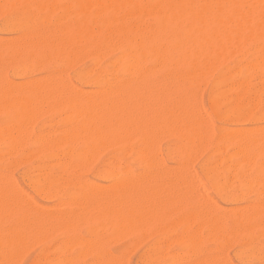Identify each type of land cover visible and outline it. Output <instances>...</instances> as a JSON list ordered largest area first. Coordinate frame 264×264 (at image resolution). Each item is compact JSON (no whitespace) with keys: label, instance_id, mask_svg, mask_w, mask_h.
Listing matches in <instances>:
<instances>
[{"label":"rangeland","instance_id":"374dc122","mask_svg":"<svg viewBox=\"0 0 264 264\" xmlns=\"http://www.w3.org/2000/svg\"><path fill=\"white\" fill-rule=\"evenodd\" d=\"M7 1V2H6ZM23 1V2H22ZM36 1H38V2H36ZM42 1V2H41ZM48 1V2H47ZM76 1V2H75ZM75 1H73V0H53L52 2L50 1V0H0V12H1V14H2V16L0 15V42H1V44H2V42H4L3 43V45L5 44V42H7V43H9L8 45H7V43L5 44V46H3V45H1L0 44V59H2V60H0V84L1 83H3V84H1L0 85V88H6V86H8V87H10V88H12V87H14V90H13V88L11 89V90H13L12 92H13V94H12V92L10 91V89L7 87L6 89H5V91L3 92V90L2 89H0V90H2V91H0L1 93L3 92V94H2V97L4 98L5 96H6V99H9V101L11 100V98H13L12 96L10 97V98H7V95H8V97L12 94V95H15L14 93L16 92V94H17V96L19 97V100L20 99H22L23 97H24V99L27 97L29 100L31 99H34V96H35V94H34V92H36V91H32V90H30V94H31V92H33V94H31L32 95V97H31V95L29 96V89L28 90H26L27 88H29L30 86L28 85L27 86V88L26 87H23V86H21V82H22V84H25V82H29V81H33V83H34V81L36 82H40V81H43V80H45V82H44V84L41 82V84L42 85H44V87L46 86V85H48L47 87H49V84H52L53 83V81L55 82L54 84H56V79H61L62 80V78L64 79L63 81H62V83L64 82V83H67V87L69 86V84L68 83H71L70 85H73L74 86V89L76 90V91H81L82 89H86V90H89V91H95V90H98L99 88H102V84L103 83H101V82H103L102 81V74L104 75L103 77H105L106 78V80H108L109 82H114L115 80H114V78H112L115 74V76L114 77H116V76H118L119 75V73H117L115 70H114V68H110V67H114L115 66V63H113L112 62V64H114V65H111V61H114L115 62V57H118L119 56V59L118 60H120V58H122L123 57V52H124V50H122V48L119 46V43L114 39L116 36H114L115 34H113V33H115L114 31H113V29L111 30L110 29V27L107 29L109 32H110V34L108 35L109 37H111L110 39H109V42H108V44L106 45V47H108V48H103L104 50H101V52L99 51V54H98V52H97V50L95 49V47H93L94 45H93V43H91L88 39H87V36H84V34H86L87 35V30L88 29H90L91 30V28H92V30L93 31H98V27H96L95 26V24H94V22L93 21H89V20H87L86 18V16H85V13H84V6L81 4V1L79 0L78 2H77V0H75ZM143 1H146V2H149V1H151V0H143ZM237 1V0H236ZM240 1V0H239ZM243 1V0H242ZM263 1V0H262ZM261 1V2H262ZM9 2V7H8V3ZM32 2H34V5H33V3ZM54 2H55V4H54ZM70 2V3H69ZM76 3V4H73V3ZM145 2V3H146ZM233 2V1H232ZM238 2V1H237ZM245 2L247 3V2H249V0H245ZM251 2V1H250ZM257 3H260V0L258 1H256ZM255 1L253 2V0H252V3H256ZM2 3V4H1ZM13 3V4H12ZM37 3V5L39 6V8L37 7V5H35ZM43 3V5H40V4H42ZM50 3V4H49ZM77 3H80V4H78L79 6L80 5H82L81 7H78L77 6ZM6 4V5H5ZM21 4V5H20ZM50 5V6H48V5ZM60 4V5H59ZM65 4V6H62V5H64ZM68 4H71L70 6H67ZM263 5V4H262ZM13 6V7H12ZM25 8H24V7ZM43 6V7H42ZM66 6H67V8H66ZM261 6V5H260ZM4 7V8H3ZM11 7V8H10ZM16 7V8H15ZM35 7H37V8H35ZM60 7V8H59ZM69 7V8H68ZM71 7V8H70ZM5 8H7V9H5ZM10 8V9H9ZM28 8V9H27ZM48 8H50L51 10L49 11V9ZM65 8H66V11H65ZM78 8H81L82 10H80V9H78ZM262 8H264V6L262 7ZM15 9V10H14ZM20 9V10H19ZM24 9V10H23ZM40 9H42L41 11H40ZM46 9V10H45ZM75 9V10H74ZM7 12H6V11ZM31 10H32V12H31ZM57 10V11H56ZM59 10V11H58ZM62 10H64L65 11V15H63V13H64V11H63V13L61 12ZM71 10V11H70ZM77 10V11H76ZM79 10V11H78ZM5 11V12H4ZM12 11H14V12H16V13H12ZM17 11H19V12H17ZM28 11L29 12H31V13H28ZM73 11V12H72ZM75 11V12H74ZM82 11V12H81ZM46 12H48V13H46ZM60 12H61V14L63 15H60ZM70 12V13H69ZM83 13L84 14V16L83 15H81V13ZM3 13H5V14H3ZM23 13V14H22ZM35 13V14H34ZM39 13L40 14H42V15H39ZM43 13H45V15H43ZM59 13V14H58ZM73 13V14H72ZM74 13H75V15H74ZM12 16H11V15ZM14 14V15H13ZM28 14H32V16L31 15H28ZM48 14V15H47ZM55 14V15H54ZM17 15V16H16ZM27 17H26V16ZM48 17H47V16ZM9 18H11V19H8V17ZM14 16V17H13ZM29 16H31V18L29 17ZM38 16V18H36ZM41 16L43 17V21L41 20L42 18H41ZM60 17V19H59V17ZM65 16V17H64ZM72 16V17H71ZM81 16V17H80ZM2 17H4L5 18V20H4V18H2ZM13 17V18H12ZM55 17H57V18H54ZM62 17V18H61ZM44 18L45 19H47L46 20V22H45V20H44ZM72 18H74V19H72ZM86 20H85V19ZM16 21V23H15V21ZM18 19V20H17ZM25 19V20H24ZM29 19V20H28ZM34 19V20H33ZM37 19V20H36ZM56 20L57 19V22H55L54 20ZM10 20H13L12 22H9ZM19 20H21V21H23L22 23L24 24H22ZM27 20H28V22H29V24L30 25H28V23H27ZM52 20H53V22H54V25L57 27V28H55V26L54 25H52L51 23H52ZM83 20H85V21H83ZM256 20H259V19H256ZM255 20V21H256ZM6 21H8V23L6 22ZM33 21V22H32ZM41 21V22H40ZM49 21V22H48ZM65 21V22H64ZM76 21V25H75V22ZM83 21V22H82ZM89 21V22H88ZM4 22H5V24H4ZM27 23V24H25V23ZM42 22H44V23H42ZM67 22V23H66ZM85 22H86V24H85ZM88 22V23H87ZM19 23L21 24V26L19 25ZM40 25H39V24ZM72 23H73V25H72ZM10 24V25H9ZM13 24V25H12ZM32 24V25H31ZM48 24H49V26H48ZM80 24H82V26H80ZM90 26H89V25ZM3 25V26H2ZM19 25V26H18ZM25 25H28V26H25ZM46 25H47V27H46ZM51 25V26H50ZM85 26V28H84V30H83V28L82 27H84ZM224 25V24H223ZM228 25V24H227ZM231 25V24H230ZM12 26H13V28H12ZM42 26V27H41ZM71 26V27H70ZM81 28H79V27ZM222 26V24L220 25V27ZM8 27V28H7ZM31 29H30V28ZM61 27H62V29H61ZM96 27V28H95ZM231 27H234L233 25H231ZM230 26H229V30H227V31H230V35H232L231 36V40H230V37H228L229 36V34H227V37H228V40H230L232 43H230L229 41H227L226 42V44H228L227 45V48H228V50L226 49V45L224 44V40L223 39H221L222 37H220V40H222V42H223V44H222V46L221 45H219V46H221V47H223V50L222 51H224V52H222V54H228L227 52H225L226 50L229 52H235L236 50H234V48L235 49H237L238 51L237 52H235V53H233L232 52V54L229 52V56H228V58H227V55L225 56V55H223L224 57H225V60L223 61V63H222V61H221V58L222 59H224L223 57H220V56H222L221 55V53L220 54H217L219 57H216L215 55H212L211 53H215L216 51L215 50H217L218 48H216V49H214V51L213 52H211V49H213L212 47H207V50H208V48H209V52L207 53L206 51L207 50H203L202 51V53L200 52L199 53V51L200 50H197V49H195L194 48V50H193V52H195L194 54H195V56L193 55V53L191 52L192 51V49H190L189 50V48L187 47V46H185V48H187V50L184 48V46H182V49H184L185 50V52L186 53H188V52H190L189 54H188V57H187V55L186 56H184L185 54H183V56L186 58H188V59H191L190 57L192 56V58L194 57H196V58H202L203 57V54L205 55L206 53H207V56L209 55V53H210V55H209V60L211 59V57H216L215 59L217 60L218 58V62L213 58V60H215L216 62H214V64H215V66L212 64V62H211V66L209 67L210 69L212 68V70H214V71H212V70H210L209 68L207 69V71L208 70H210V71H212L211 72V75H210V71L207 73V71L205 70V73H203V75L201 74V71L200 72H198V76H197V73L195 74V73H190V72H188L190 75H187V74H184L185 72V70H187V65H182V66H179V64H177L176 63V61L174 60V55H175V52H173L172 50H175V51H177V52H179V54H178V57H180V54H182V53H184V52H182L181 53V49H180V51H179V48H176L175 49V47H171V48H173V49H171L170 47L169 48H167L168 50H167V52L168 53H164L165 55L163 56L164 58H159V53L157 54V50H155L156 52H153V57H151L152 55H149L147 58L145 57L144 58V60H142V66L143 65H145V66H143V68L145 69V71H146V74L145 75H147V73H150L151 71H152V73H150V75L148 74L147 76H145L144 75V77H142V76H140V80L139 79H137L138 81H134L135 82V84L137 85H135V88H136V90H138L137 92H135V93H133L129 98H130V100L131 101H133V99L134 98H136V97H139V96H137V95H139L140 94V92L142 91L141 89H142V86H143V90L144 91H142L141 93L142 94H144L145 95V97L147 96H150V93H152L153 94V97L151 96V97H149V98H144L143 97V95L141 96L142 97V99H144L143 100V102L145 101V99L147 100V99H149L148 100V102L147 101H145V108L146 109H144V106H143V102L142 101H138V102H142L141 104V106H139L138 107V105H140V103H137L136 101H135V99H134V101L137 103V105H136V109H137V107H138V110H136V111H138L137 113H139V117L140 116H142V118L143 119H145L144 121H145V123H140L139 124V128H141L140 127V125H142V124H148V126L150 127V128H147V125H145V127H143L141 130H137V131H135V133L133 134L135 137L133 138V135H131V133H129V137H128V134L127 135H125V136H123L121 139H122V141H121V139L120 140H118L116 143L118 144H120V145H118L117 146V144H115V143H113V149H112V145H109L108 147L106 146V143H107V145L109 144L108 143V140L107 139H105V141L107 140V142H105V143H103V146H104V144H105V149L104 148H102L103 146H102V143L101 142H99V143H101V144H99V143H94V144H97V145H95V146H97L98 147V149H99V151H97L96 149H95V151L96 152H94V150H92L93 152H94V154H93V152H92V154H90V152L91 151H89V155H92V156H88V154H86V156H88V157H86V159L85 160H83L84 161V164H81V166L83 167H81L79 164L80 163H78V165L80 166H78L77 165V163H75L77 166H78V168H76V170H73V171H77L76 173L75 172H73V171H71V170H69V169H74L75 167H76V165L74 166V162H76V160L78 161V162H80V160L78 159L79 157L77 156V155H79L80 156V154H82L81 152H83V154H82V157H83V155L85 154L84 153V150L85 149H83V148H85L84 147V145L82 144L83 142L81 141L82 140V138H84L85 137V133L84 132H82V133H84L83 134V136L84 137H82L81 135H79L80 136V138H79V136L78 137H76V138H73V139H75L74 140V142L69 138V137H67L68 136V134H66L65 133V135H64V133H62V131L64 132V131H66L67 133H68V131L70 130V128L69 127H72L73 125H71L72 123L74 124V125H76V126H78V125H80V121H82V119H80L81 117H79L78 118V115H76V114H73L74 116V121L73 120H71V122L68 120V118H67V116L69 115V113L70 112H74V107L73 106H75V104L74 105H72V107H73V109H71V108H68L67 110L68 111H70L69 113H68V111L65 109L67 106H70V104L69 103H71L70 102V100L69 99H71V98H69L68 99V97H67V95H68V93H69V95L68 96H70L71 94H70V92H72V91H69L68 89H66V91H68V92H66V91H64L63 89H65V88H67L66 86H65V84H64V87H61V88H63L62 89V92L60 93L59 92V89L61 90V88H60V86L61 85H59L60 84V82H61V80H57V81H59L58 83H57V86L56 87H59V89L57 88V92H59L60 94H62L61 95V97H60V94L59 93H57L56 92V90L54 89V85L53 86H51V89H53L52 91H50L52 94H54L53 93V91L54 92H56L57 93V96L59 95V97H60V99H62V97H64V99L66 100V102H63L64 100H61V103H59L60 105L61 104H67V102H68V105H65L66 107H62L61 108V106H63V105H59L58 103H56V102H54L53 103V101H58L59 99H57L56 97V95L54 96L53 95V98L54 99H57V100H51V99H53V98H51V99H48V102L49 103H53V105H55V107L54 106H52V105H48L47 106V99L45 100L46 101V104H44L45 106H46V108L48 109V107H50V106H52L51 108H49L48 109V111H47V109L46 110H44L45 109V106H43V105H40V103H39V105L40 106H42V109L40 110V111H42L43 110V112L41 113L40 111H39V108L37 109V111H38V114H37V116H36V114H34V113H36V112H34V111H31V110H33L34 109V107H35V105L34 106H31V109L30 108H28V105H29V107H30V105L32 104V101H31V104H28L27 105V107H25V108H27L30 112H31V114H32V112H34L33 113V115L31 116V118H33L34 116L35 117H38V118H34L35 120L33 121L32 119L30 120V117H29V119L26 121V123H29V125H27V124H25V126L24 127H22L23 126V123H25V117L22 115V117H24L23 119V121L21 122V123H19V121L18 120H20V119H17V116H19L18 115V112H17V110L19 109V107L17 108V109H15V108H13V107H6L5 109H9V111L6 113V116H5V113H4V115H3V113H0V126L2 125V128L0 129L1 130V134L3 135L4 133H3V131H5V127H3L4 125L6 126L7 124V126L6 127H9L10 126V124L12 123H10L9 121L10 120H8V117H9V119L10 118H13L11 121H13L15 124H16V122L17 123H19L20 125H21V127L22 128H25V129H28L29 128V126H30V124H31V126H32V128H31V126H30V128L32 129V130H30V129H28L29 130V132H26V131H23V129H22V131L23 132H25V133H23L22 131H21V133H23V134H21L20 132H15V130H13V132H12V134H14L15 135V133H18L20 136H18V134H17V136L19 137V138H16L15 137V140H16V142H17V140H18V143H17V145L19 144V143H21V144H19V147L18 146H14V141L13 140H11V138H13V136L11 137V138H9L10 139V141H12L14 144H13V148H12V150L11 149H9V148H7L8 146L9 147H11L10 145H9V143H5V142H8V138H1V139H3V140H5V141H3V140H0V156L2 157H0L1 159H0V178L1 179H3V178H5V180H7L8 181V179L9 178H7L8 177V175L7 174H10V175H12L13 176V178L14 179H12V181L15 183V181H16V185H15V187H11L14 191H15V189H17V188H19L20 189V191H22V193L24 192V193H26L27 195H28V197H29V200H31L32 202H30V203H32V205H29L30 207H38V208H41L42 209V205L43 206H47V207H43V209H42V211L44 212H48V214H50V215H48V216H50L49 217V219L47 218H45L44 217V213H43V217L44 218H42V220H43V222L46 224V226H47V224H51L52 223V221L54 220L55 221V219L57 218V221L60 223H58V225L59 226H61L62 227V225H61V223L63 224V223H66L67 221H68V219L69 218H72L73 220L75 219V215H74V217H72V214H69L70 213V211H69V213H67V211L66 210H72L73 212H75V214H76V212L78 213L79 212V210H82V209H85V207L84 208H82L81 209V206H75L76 204V201L77 200H79V199H84V198H86V201L88 200L87 198L88 197H81L82 195H81V190L84 188V186H86V187H89V186H95L96 187V185L98 184H100L99 186H98V189H99V187H100V189L101 188H103V187H106V186H111V185H109V182H112L111 181V179L109 178V173H110V171H119L122 175H123V177H125V175L127 174V175H131L132 174V176L134 175V177L135 178H138V177H136V176H138L139 175V178H140V176H141V179L143 178V176H144V181L147 179H145V177L147 176L148 177V179H147V181L149 182V180H150V182L152 181L151 179H153V177H154V179H153V181H152V185L151 186H153V183H154V186H164V187H162V188H168L167 186H166V184H168V183H165V181L167 180H169L170 182H171V180L169 179V178H171L173 181H174V179L176 180L177 179V177H179L181 174L182 175H184V176H180L182 179H184L185 178V180H182V179H177L176 180V182L178 183V182H180V180H182V181H184V182H182L181 181V183H183V185L182 184H177L176 182H172V184H174L175 185V187L173 186V188H174V191L176 190V192L178 193V190H180L181 191V189L183 190V187H186L185 185H186V182H188V181H186V176H185V174L187 173V172H189L188 174L190 175L189 176V178H191L190 180H192L191 181V183L190 182H188V183H190V184H192L193 186V190L191 191V193H193V195H195L194 196V198H195V203H197V204H194V199L192 198V194H190L189 193V191H187L186 190V188L188 187H190L189 186V184H188V186L186 187V188H184V190L187 192V193H189L188 195L186 194V193H182L181 195L179 194V195H177V193H176V198L178 199V197L180 196V198L182 197V199H180L179 198V201H181V200H185L184 202H183V204L185 205V207L187 208L188 206L190 207L192 204L194 205V206H192V207H188L187 209L185 208V207H183V205L182 206H180L181 204H182V201H181V203L179 202L178 204H180V205H177V203L176 202H178V200L176 201L175 199V197H174V201H175V205H174V201H172V200H170V201H168L167 203H172V207L173 206H179V208H177L179 211H176L175 212V210H176V207L173 209L172 207H171V209L170 208H168V206L170 205L171 206V204L169 203V205L167 206V208L169 209V211L171 210H174V211H170L169 213L168 212H165V213H167V215H168V217H169V219L167 218V216L166 215H163V216H165L166 217V219H164V217L162 218V216L159 214L158 216H161L160 217V220H162V221H160L158 218L159 217H157L156 215H157V212L159 211V207H158V204L157 203H155V200L158 198V196H159V194H158V196H157V198L155 197V199L153 200L154 202L153 203H155L156 205H157V207L158 208H156L157 210H155V211H157V212H155L156 213V215L155 214H153L154 212H152V215L154 216V218L156 219V217H157V219L156 220H154V218H151L150 217V220H154V221H160V222H153V220H152V223H153V225H152V223H148L146 220H145V222H147L146 223V227H144V225H142V227H143V229H139L138 230V228H137V230H138V232H137V230H136V232H135V230L133 229V232L131 233L130 231L128 232V234H127V232H124V231H119L117 234H116V236H112V238H110L111 236H110V232L112 233V231L114 230V229H112V227L109 225V224H105V223H103V221L100 219V222H96L97 223V225H96V223H95V221H94V219L95 218H97V217H95L94 215V217L95 218H92L93 219V223H92V220L90 221V219L89 218H87L88 220H89V223L90 224H92V226H90V224L88 223V222H84L82 219H84L85 217H86V215H87V213L85 214V215H83V218L82 219H77V222H76V224L77 223H82L80 220H82L83 221V226H82V224L79 226V224H77L78 225V227H77V225H75L76 227H75V229L73 230V225H71L70 223V227H72V229L71 228H69V225H68V227H66V231H68V229H69V231L68 232H66L65 231V229H63V231H64V233H61V232H63V231H60V228H58L59 229V231H58V229L55 227V226H57V222L56 223H54L55 224V226H53V228L50 226H48V227H45V228H43V229H41V230H38V232H37V230H35V228H33L35 231H33V233H35V234H37L36 235V237L35 238H38V239H36V240H34V235H33V233L31 234V236H30V233H29V237H33L32 239H31V244H32V242L34 241V244L32 245V247L31 248H28L29 250H27L26 251V248L25 249H23L22 250V252L24 251V255L22 254V255H20V258H17L19 255H16L17 254V252H16V257H13V252L11 253V251L9 252V253H11L12 255L10 256L11 257V259H13V258H17V260H18V262H17V260L15 259V261L14 260H12V261H14V264H35L36 262V264H64L63 262H64V257L65 258H68V261L67 262H70L71 260H70V258L71 259H73L74 261H71L72 263H68V264H98L99 262V260H100V262L101 263H103L102 262V260H103V258H104V261H106L105 259H108V254L110 255V257H111V259H113L114 260V263L116 262V260H119V257H120V264L122 263V264H124V263H127V264H168V263H170L171 262V264H193V262H194V264H213L214 262H215V264H217V263H219L220 261H222L223 259H222V257H224V259H226V260H228L229 259V262L228 263H230V264H264V224H263V226L260 224V223H264V221L263 222H261L262 220H264V218H262L263 216H264V208H263V205H264V180H263V178H264V166H263V171H262V167H257L258 165H260V164H263V161H261L260 159H263V156H262V154H264V145H263V152L262 151H259V153L260 152H262V153H260L261 155V157L257 154V152H254V153H256L257 155H258V157L260 158H258L257 157V155L256 154H254L253 153V149H254V147L257 149H254V151H258V150H260L262 147H259L258 148V146H262V145H260L261 144V139H263L264 140V135H262L263 133H261V132H263V129H262V127L264 128V61H263V56L264 55H260L261 54V52L262 53H264L263 51L264 50H262L263 48H264V46H262L263 48H261V46L260 47H258V45H261V42H262V44L264 43V35H263V37H258L257 38V36H256V34H254L255 36L254 37H251L252 35V33H249V34H246V36H248L249 35V37H251V38H249L248 40H247V37H243V36H241V38H240V35H239V37L237 38V39H239L240 38V40H236V41H239V42H242L241 40L243 39L245 42H243L242 44H243V47H241L242 46V44L241 43H236L237 45H236V47H234V44H233V40H232V37H233V33L232 32H234L235 31V29L233 28V31H232V29H230L231 28ZM20 28V29H19ZM29 28V29H28ZM38 28H39V30H38ZM51 28V29H50ZM55 29V31H53L52 29ZM58 28H59V30H62V31H64V33H62V31H60V33H59V30H58ZM76 28L79 30L78 31V34H80V35H78L77 33H76ZM226 29H228L227 28V26L225 27ZM9 29H11V30H9ZM15 31H14V30ZM45 29L47 30V31H45ZM57 29V30H56ZM66 29V30H65ZM70 31H68V30ZM37 30V31H36ZM42 30V31H41ZM50 30V31H49ZM52 30V31H51ZM73 30V31H72ZM82 30V31H81ZM23 31V32H22ZM25 31H26V33H27V35H26V33H25ZM41 31V32H40ZM44 31V32H43ZM49 31V32H48ZM58 33H57V32ZM72 31V32H71ZM107 31V32H108ZM37 34V36H36V34ZM47 32V33H46ZM83 32H84V34H83ZM108 32V33H109ZM30 33V34H29ZM38 33H39V35H38ZM46 33V34H45ZM50 33H51V35H50ZM53 33V34H52ZM54 33H55V35L57 36V34H58V36L57 37H54L55 35H54ZM70 33V34H69ZM71 33H72V35H71ZM232 33V34H231ZM33 34H34V36H33ZM42 34H44L43 35V37H44V40L45 41H42ZM64 34V35H63ZM75 35V38H76V34L78 35V36H81V34L83 35L81 38H80V44H82V45H84V46H82V45H79V41H78V44H77V41L75 42V40L76 39H78V37L75 39V40H72V41H70L71 39H70V37H72V36H74ZM113 34V35H112ZM24 35H26L24 38H23V36ZM29 35V36H28ZM30 35L33 37H30ZM41 35V36H40ZM64 36V37H59V36ZM112 35V36H111ZM29 37V39H28V37ZM51 36H53V38H50ZM68 36V37H67ZM70 36V37H69ZM18 37V38H17ZM34 37H36V41H37V43L35 42V41H33L32 43H34V44H36V46L38 47V45L40 46V47H38V50H39V52L37 53V47L35 46V45H30V44H32L31 43V40H35V38ZM38 37V38H37ZM42 39H41V38ZM46 37V38H45ZM49 37V38H48ZM85 37H86V39H85ZM226 36H224L223 38H225ZM236 37L237 36H234V38L236 39ZM243 37V38H242ZM26 38V39H25ZM41 40H40V39ZM56 40H55V39ZM57 38H61L60 40L59 39H57ZM64 38V39H63ZM66 38V39H65ZM84 39V42H85V40H86V42H87V40H88V42H87V44H86V42L84 43V42H82L83 41V39ZM261 38V39H260ZM8 41H7V40ZM11 39V41H12V43H14V44H12L11 43V45H12V48H11V46H10V42H9V40ZM17 39H18V41H20L21 43H18V42H16L17 41ZM22 39H24V40H22ZM27 39H28V41L30 42H27ZM49 39H51V40H49ZM63 39V40H62ZM70 39V40H69ZM218 39V38H217ZM252 40V39H254V44L252 43L251 44V41H249V40ZM257 41H256V40ZM4 40V41H3ZM26 40V41H25ZM48 40V43L46 42ZM59 40V41H58ZM63 41V42H60V41ZM65 40V41H64ZM227 40V39H226ZM261 42H260V41ZM14 41V42H13ZM52 41H53V44H51L52 43ZM59 43H58V42ZM247 41V42H246ZM249 41V42H248ZM257 43H256V42ZM259 41V42H258ZM16 42V43H15ZM25 42H27L26 44L29 46V49H28V46H26V44H24ZM38 42H39V44H38ZM44 42H46V44L44 43ZM49 42H50V44L51 45H49ZM56 42V43H55ZM74 44H73V43ZM111 42H113V44L111 43ZM221 42V43H222ZM229 42V43H228ZM23 43V44H22ZM29 43V44H28ZM40 43H42V44H40ZM44 43V44H43ZM73 44V46H72V44ZM75 43H76V45H75ZM88 43H89V45H88ZM109 43H110V46L112 47V45L114 46V45H116V46H114V49L112 50L111 49V47L109 46ZM116 43V44H115ZM248 43V44H247ZM15 44H19L18 45V47H17V45H15ZM20 44H21V46H20ZM54 44H55V46H54ZM56 44H58V46L56 45ZM63 44V45H62ZM71 44V45H70ZM91 44V45H90ZM233 45V47H232V45ZM258 44V45H257ZM13 45H15V46H13ZM23 45H25L24 46V48H23ZM43 45V46H42ZM59 45H62V46H60L59 47ZM65 45H66V48H65ZM93 45V46H92ZM224 45V46H223ZM241 47V48H239V46ZM252 45V46H251ZM256 45H257V47L258 48H256V51H255V49H254V46L256 47ZM264 45V44H263ZM45 46V47H44ZM49 46H53V47H49ZM71 46V47H70ZM75 46V47H74ZM80 46H82L81 48H80ZM86 46H88L87 48H89V46H90V48L89 49H87L86 48ZM92 46V47H91ZM218 46V45H217ZM237 46H238V48H237ZM3 47H4V49H3ZM16 49H15V48ZM30 47H33L32 49L30 48ZM35 47V48H34ZM47 47V48H46ZM54 47H56L55 48V50H54ZM57 47H59V50H58V48ZM72 47H74V48H72ZM116 47V48H115ZM225 47V48H224ZM232 47V48H231ZM253 47V49L254 50H250L251 48ZM25 50V51H23V49ZM41 48H43V50L46 52H43L42 51V49ZM51 48V49H50ZM64 48H65V51H64ZM71 50H70V49ZM77 48H78V50H77ZM80 48V49H79ZM84 48V49H83ZM85 48H86V50H87V53H85L86 52V50H85ZM249 48V49H248ZM12 51H11V50ZM46 49V50H45ZM57 49V50H56ZM92 49V50H91ZM107 49V50H106ZM108 49L110 50L109 52H108ZM120 49H121V53H122V55L120 56ZM169 49H171V50H169ZM220 49H222V48H220ZM219 49V50H220ZM259 49H261L262 51L260 52V53H258L259 52ZM27 50V51H26ZM29 50V51H28ZM51 50V51H50ZM80 50V51H79ZM82 50V51H81ZM88 50L90 51V52H88ZM107 51V53H106V51ZM119 50V51H118ZM245 50V51H244ZM248 50V51H247ZM253 51V52H251L250 53V51ZM13 51L15 52V54L13 53ZM18 51V52H17ZM23 51V52H22ZM33 51V52H32ZM41 51V52H40ZM53 51V52H52ZM59 51L61 52L60 54H59ZM78 51H79V53H78ZM83 51H85V52H83ZM169 51H171V52H169ZM196 51L198 52V54H196ZM256 53H255V52ZM28 52H30V54H28ZM32 52V53H31ZM58 52V53H57ZM64 52L66 53V54H64ZM74 52V53H73ZM82 52V53H81ZM98 54V56L96 55V53ZM166 52V51H165ZM220 52V51H219ZM219 52H216V53H219ZM2 53V54H1ZM42 53V54H41ZM46 54V55H44V54ZM67 53H70V54H72V56L71 55H67ZM79 55H77V54ZM93 53H94V56H93ZM101 53H102V55H101ZM156 53V54H155ZM171 53H173V54H171ZM213 53V54H214ZM242 53V54H241ZM255 53V54H254ZM40 54V55H39ZM63 54V55H62ZM75 54H76V57H75ZM80 54H82V55H80ZM104 54V55H103ZM116 54H118V56H116ZM170 55V56H172V57H170V56H166V55ZM200 54V55H199ZM202 54V55H201ZM236 56H235V55ZM22 55V56H21ZM27 55V56H26ZM34 55V56H33ZM155 55V56H154ZM158 55V56H157ZM191 55V56H190ZM212 55V56H211ZM259 55L261 56V57H259ZM6 56V57H5ZM7 56H8V58H7ZM70 56V57H69ZM73 56H74V58H73ZM78 56V57H77ZM98 57L99 59H97L96 57ZM156 56H157V58L158 59H160L159 61L160 62H158V59L156 58ZM197 56H199V57H197ZM206 56V55H205ZM203 57V58H207V57ZM211 56V57H210ZM240 56V57H239ZM251 56V57H250ZM252 56H253V58H252ZM259 57V58H257V57ZM19 57V58H18ZM31 57V58H30ZM155 57V58H154ZM168 57H169V59H168ZM184 57H181V58H184ZM230 57V58H229ZM238 57V58H237ZM255 57H256V59H259L258 60V63H257V60L254 62L253 60H255ZM10 58V59H9ZM13 58V59H12ZM16 58H17V60H16ZM71 58V59H70ZM101 58V59H100ZM114 58V59H113ZM154 58V59H153ZM177 58V56H175V59ZM227 58V59H226ZM253 60H252V59ZM6 59V60H5ZM9 59V60H8ZM32 59V60H31ZM94 59H97V60H99V61H97V60H95L94 61ZM113 59V60H112ZM149 59V60H148ZM156 59V60H155ZM208 59V58H207ZM248 61H247V60ZM8 60V61H7ZM153 60V61H152ZM168 62H166V61ZM169 60H171V62H169ZM174 60V61H173ZM212 60V59H211ZM4 61V62H3ZM13 61V62H12ZM117 61V60H116ZM143 61H145V62H143ZM246 61V62H245ZM250 61H253L252 63L250 62ZM260 61H263V63H260ZM96 62V63H95ZM173 62V63H172ZM250 62V63H249ZM6 63V64H5ZM10 63V64H9ZM20 63H22V65L20 64ZM155 63H157V64H155L156 66H154V64ZM170 63V64H169ZM175 63V64H174ZM220 63V64H219ZM240 63V64H239ZM241 63H242V68H241ZM246 63V65H244ZM255 64V66H254V64ZM110 64V65H109ZM147 64V65H146ZM164 64H166V65H164ZM174 64V65H173ZM216 64H218L219 66H217ZM240 65V67L238 66V65ZM251 64L253 65V67L251 66ZM3 67H2V66ZM17 67H16V66ZM158 65V66H157ZM160 65V66H159ZM169 65H173L172 67H173V69H172V67H169ZM175 65H177V66H175ZM224 65V66H223ZM227 65V66H226ZM244 65V66H243ZM249 65H250V67H249ZM19 66H21L22 67V69H19V68H21V67H19ZM164 66V67H163ZM175 66V67H174ZM245 66H248L249 67V69H248V67H245ZM146 67V68H145ZM150 68V70H149V68ZM152 67H154V69H152ZM161 67V68H160ZM177 67V68H176ZM186 67V69H184ZM226 67V68H225ZM228 67V68H227ZM239 68V71L236 69V68ZM244 67L246 68V70L244 69ZM15 68H17V69H15ZM164 68V69H163ZM182 68V69H181ZM214 68V69H213ZM231 68V69H230ZM86 69H87V73H86ZM95 71H93V70ZM97 69H98V71H99V73H98V71H97ZM157 69H158V71H157ZM166 69V70H165ZM169 69H170V73H169ZM234 69H236L235 70V73H236V76H235V73H234ZM252 69H253V72H252ZM21 70V71H20ZM90 72H89V71ZM106 70V71H105ZM147 70H149L148 72H147ZM180 70V71H179ZM182 70H184L183 72H182ZM224 70V71H223ZM233 70V71H232ZM244 70V71H243ZM79 71V72H78ZM154 71V72H153ZM175 71H176V73H175ZM221 71V72H220ZM226 71V72H225ZM243 71V72H242ZM20 72V73H19ZM110 72V73H109ZM157 72V73H156ZM164 72H165V74H164ZM166 72H168L170 75H168ZM183 74H182V73ZM187 72V71H186ZM203 72V71H202ZM18 73V74H17ZM94 73V74H93ZM98 73V74H97ZM108 73H109V75H108ZM158 73H160V74H158ZM173 73H174V76H173ZM179 73H181L180 75H182L183 77H184V80H183V77L182 76H180L179 75ZM225 75V77L222 75ZM226 73H230L228 76H226L227 74ZM234 73V74H233ZM242 73V74H241ZM16 74V75H15ZM111 74V75H110ZM112 74H114V75H112ZM156 74V75H155ZM162 74V75H161ZM164 74V75H163ZM200 74V75H199ZM219 74H221V76L219 75ZM167 75V76H166ZM176 75H179V76H176ZM192 75V80L189 78L190 76ZM195 75V76H194ZM209 75V76H208ZM218 76V78L219 77H221V79H222V76H223V79L224 80H221V79H218L216 76ZM235 77H234V76ZM59 76H62V78H57V77H59ZM81 76V77H80ZM84 76V77H83ZM91 76H95V78H93L92 79V77ZM108 76V77H107ZM112 76V77H111ZM152 76V77H151ZM173 76V77H172ZM176 76V77H175ZM204 76V78H201V77H203ZM81 79H80V78ZM124 77H126L127 79H129L128 78V76L126 75V76H123V78ZM142 77V78H141ZM160 77V78H159ZM164 77V78H163ZM179 77H181V78H179ZM199 79H198V78ZM207 77H208V79H207ZM51 78V79H50ZM53 78H54V80H53ZM89 78H91V79H89ZM126 78H124V81H126L127 82V79ZM143 78H144V80H143ZM153 79L152 80V83H151V79ZM163 78V79H162ZM169 78V79H168ZM174 78H175V80H174ZM176 78H178V79H176ZM197 80H195V79ZM215 78H217L216 80H215ZM228 78V79H227ZM244 78V79H243ZM4 80V82H2V80ZM68 79V80H67ZM98 79H100V80H98ZM113 79V80H112ZM126 79V80H125ZM154 79L156 80V81H154ZM165 79V80H164ZM168 79V80H167ZM172 79H173V81H172ZM183 81H182V80ZM213 79V80H212ZM229 79H231V80H229ZM235 79V80H234ZM46 80L48 81V82H46ZM83 80H84V82H83ZM85 80H87V82L85 81ZM97 80V81H96ZM111 80V81H110ZM143 82H142V81ZM149 81V83L148 82H146V81ZM181 80V81H180ZM187 80V81H186ZM188 80L189 81H191V82H189L190 83V85L188 86L187 84H188ZM195 82H194V81ZM214 80H215V82H214ZM239 80V84L241 83V82H244L245 83V85H246V88H247V93H246V95L245 96H242V95H240L241 93V91H240V89H239V87H237V85H236V82ZM129 81V80H128ZM172 81V82H171ZM186 83H185V82ZM192 81H193V83H192ZM37 82H36V84H37ZM51 82V83H50ZM92 82H94L93 84H92ZM134 82H132L133 84H132V86H134ZM142 83V85H140V83ZM145 82V83H144ZM158 82V83H157ZM162 83V86L160 87L159 85ZM167 82H171V84L169 85V83H167ZM183 82L185 83V84H183ZM214 83V84H210V83ZM230 82V83H229ZM234 82V83H233ZM46 83V84H45ZM101 83V84H100ZM149 84V85H147V84ZM160 83V84H159ZM179 83V84H178ZM182 83V84H181ZM233 83V84H232ZM19 84H20V86H19ZM28 84V83H27ZM144 84V85H143ZM151 84H152V86H151ZM164 84V85H163ZM175 84V85H174ZM192 84V85H191ZM195 84V85H194ZM217 84V85H216ZM219 84H221V85H219ZM223 84V85H222ZM237 84H238V82H237ZM238 84V85H239ZM6 85V86H5ZM10 85V86H9ZM11 85H12V87H11ZM15 85H18L19 87H20V90H18L19 89V87H17L18 89H15ZM26 85V84H25ZM30 85L32 86V87H34V88H36V89H38L36 86H34V84L32 85V82L30 83ZM38 85H40V84H38ZM59 85V86H58ZM139 85V86H138ZM147 85V86H146ZM155 87H157V88H155ZM165 85H166V91H165V94L164 93H162L165 89H164V87H165ZM169 85V87H167ZM180 85V86H179ZM212 85V86H211ZM233 85V86H232ZM234 85H236V86H234ZM1 86H4V87H1ZM101 86V87H100ZM140 86H141V89H139L140 88ZM148 86H149V88H150V86H151V88H155L156 89V91H158L156 94H155V92L153 93V91H155V89L153 90H148L147 92H148V94L149 95H147L146 94V88H148ZM164 86V87H163ZM171 86H173V88L171 87ZM177 86V87H176ZM181 86H182V88L184 89V90H182V91H184V92H182L181 91ZM185 86V87H184ZM214 86V87H213ZM216 86V87H215ZM228 86V87H227ZM23 87V89L24 88H26V89H24V90H22L21 88ZM31 87V88H32ZM40 87V86H39ZM44 87H43V89H44ZM47 87L45 88V89H47ZM53 87V88H52ZM70 87V86H69ZM98 87V89H96ZM103 87H105V88H108L107 86H105L104 84H103ZM145 87V88H144ZM210 87V88H209ZM223 87V89H221L220 90V88H222ZM225 87H227V88H225ZM235 87V88H234ZM253 87V88H252ZM42 87H40V94H41V96L43 97L44 95H45V92H47L45 89V91H42V89H41ZM71 89H72V86L70 87ZM69 88V89H70ZM81 88V89H80ZM138 88V89H137ZM148 88V89H149ZM150 88V89H151ZM160 88H162V90H160ZM169 88H171V89H169ZM188 88V89H187ZM230 88V89H229ZM8 89V90H7ZM118 89V88H117ZM116 89V91L115 92H117V93H122V89L123 88H121V90L122 91H119L120 90V88L117 90ZM173 89H175V90H173ZM176 89H177V91H176ZM189 89H190V91H189ZM191 89H193V90H191ZM229 89V90H228ZM239 89V90H238ZM16 90V91H15ZM22 90V91H21ZM48 90H50V88L48 89ZM73 90V89H72ZM103 90V88L100 90V94H101V91ZM135 90V91H136ZM169 90H171V91H173L172 93L169 91ZM188 91L189 92V94H188V92H187V94H186V91ZM218 90V91H217ZM233 90V91H232ZM237 90V91H236ZM257 90V91H256ZM6 91H9L8 93L6 92ZM17 91H21V92H24L23 94H25V95H23V97L19 94V93H21V92H17ZM28 91V93H26ZM39 91L37 92V93H39ZM63 91H64V93L65 94H63ZM75 91V93L76 94H78V92H76ZM82 91H85V90H82ZM81 91V92H82ZM89 91H86V92H89ZM92 91L91 92H89V94L91 93V95L92 96H94V94L95 95H97V94H99V91H98V93L96 94V91H95V93L93 94L92 93ZM150 91V92H149ZM194 91V93H195V96H194V93L192 94V92ZM252 91H254V92H252ZM5 92L7 93L5 96H4V94H5ZM44 92V93H43ZM124 92V91H123ZM143 92H145V93H143ZM161 92V94L162 95H160L159 93ZM166 92H168L167 94H166ZM176 92V93H175ZM181 93L182 94V96L184 95V99H185V97H186V95H188L186 98V101L185 100H183L182 102H184V103H186V104H184L183 103V108H181V109H183V110H187V111H189V113L190 114H188V113H186L187 111H182L181 109H180V112L178 111L179 110V106L181 105L182 106V103L180 104V100H181V98H183L181 95H179L178 93ZM225 92V93H224ZM1 93H0V95H1ZM48 93V94H47ZM46 94H47V96H49V91L47 92ZM73 93V96H74V92H72ZM84 93V92H83ZM80 93V94H82V95H87L86 93ZM170 93V94H169ZM173 93H175V94H173ZM191 93V94H190ZM216 93V94H215ZM40 94L38 95V96H40ZM123 94V93H122ZM122 94H120V95H122ZM134 94H137V95H134ZM151 94V95H152ZM163 94H164V97L166 98V96L168 97V99L166 98H163ZM172 94V95H171ZM212 94H215L214 96L212 95ZM222 94H224V95H226L225 97H223L224 95H222ZM27 95V96H26ZM82 95H81V100L85 97V95L83 96V98H82ZM133 95H134V97H133ZM156 97H155V96ZM160 95V96H159ZM189 95H192V99L191 98H189L190 96ZM218 95H219V98H218ZM252 97H251V96ZM17 96H15V97H17ZM29 96V97H28ZM38 97V98H41V100L43 101V103H44V100L43 99H45V98H43L42 99V97ZM67 98H66V97ZM77 97H80V96H78V95H76ZM90 96V95H89ZM158 96V97H157ZM171 96V97H170ZM172 96H173V99H172ZM181 96V97H180ZM209 96V97H208ZM213 96V97H212ZM234 96V97H233ZM1 97V96H0ZM31 97V98H30ZM36 97H37V95H36ZM44 97H46V95L44 96ZM50 97H52V96H49V98ZM58 97V98H59ZM71 97H72V95H71ZM154 97H155V99H154ZM177 97L178 98H180V100L178 99V102H176L177 101ZM200 97V98H199ZM233 97V98H232ZM235 97L237 98V100L235 99ZM254 97V99H252ZM37 98V100L36 99H34L35 101H39V99ZM46 98H48V97H46ZM85 98H87V97H85ZM84 98V99H85ZM153 98V99H152ZM156 98H157V101H156ZM162 99V103H161V99ZM210 98H213V99H210ZM232 98V99H231ZM249 98V99H248ZM251 98V99H250ZM6 99H2L1 98V100H5V101H2L3 103H6L7 101H6ZM18 98H16V100H17ZM24 99H22V101L24 100ZM27 99V100H28ZM83 99V100H84ZM128 99V98H127ZM137 99H139V98H136V100ZM141 99V98H140ZM141 99V100H142ZM151 99V100H150ZM160 99V100H159ZM164 99H165V101H164ZM171 99V100H170ZM176 99V101H174ZM193 99H195V100H193ZM217 99V100H216ZM221 99H223L222 100V102H220V100ZM247 99V100H246ZM16 100H13V102L14 101H16ZM18 100V101H19ZM51 102H50V101ZM153 100H154V102H155V104H154V102H153ZM173 100V101H172ZM188 100V101H187ZM210 100V101H209ZM212 100H215L216 101V103H215V101L213 102ZM241 100H242V102H241ZM18 101H17V103H18ZM21 101V100H20ZM21 101V102H22ZM26 101V100H25ZM152 101V102H151ZM159 101V102H158ZM167 101V103H164L163 104V102H166ZM168 101H169V103H168ZM192 101V102H191ZM232 101V103L233 104H235L237 101H239V102H241V103H243L244 104V106L242 107V108H240V109H236V110H232V109H230V110H227L226 111V109L228 108L227 106L229 105L230 107L233 105L232 103H230ZM235 101V102H234ZM249 101H251V102H249ZM2 102H0V103H2ZM30 102V101H29ZM60 102V101H59ZM63 102V103H62ZM81 102V101H80ZM79 102V103H80ZM171 102H175V104H176V107H177V104L179 105L177 108L178 109H174L173 107H174V105L173 104H171ZM189 102H191V103H189ZM200 102H201V104H200ZM211 102V103H210ZM219 102H220V104H219ZM8 103V102H7ZM10 103V102H9ZM15 103V102H14ZM20 103V102H19ZM43 103H41V104H43ZM48 103V104H49ZM57 104V106H56V104ZM82 103V102H81ZM149 104V106H148V104ZM151 103H153V104H151ZM157 103V104H156ZM158 103H160V106H157V108H156V105H159ZM253 104V105H251V104ZM263 103V104H262ZM12 104V103H11ZM21 104V103H20ZM35 104H36V102H35ZM84 104V103H83ZM82 104V105H83ZM169 105V107H171V108H168V106H166V105ZM191 104V105H190ZM231 104V105H230ZM248 104V105H247ZM249 104H250V106H249ZM256 104V105H255ZM0 105H2V104H0ZM14 105H16V104H14ZM19 105V104H18ZM39 105H37V107H40ZM81 105V106H82ZM151 105V106H150ZM155 105V106H154ZM162 105H163V108H164V106H166L165 108H164V110L167 112V109L168 110H170V109H173V110H175L174 112H173V110H172V114H171V111L169 112H167V114H163L164 112H163V108H162ZM185 105H186V107H185ZM192 107L190 110H189V108H190V106ZM218 105V106H217ZM247 105V106H246ZM4 106H9L8 104H4ZM4 106L2 105V106H0L1 108L3 107L4 108ZM21 106V105H20ZM26 106V105H25ZM80 105H78V107H79ZM80 106V107H81ZM148 106V107H147ZM196 108H195V107ZM197 106H200V107H197ZM222 106V107H221ZM250 107V109H249V107ZM253 106V107H252ZM260 106V107H259ZM15 107V106H14ZM43 107H44V109H43ZM75 107H77V105L75 106ZM149 107L151 108V107H153L152 109H156V111L158 112H156L155 110H152V109H149ZM159 107H161V111L158 109ZM185 107V108H184ZM229 107V108H230ZM248 107V108H247ZM0 108V112H4V110L5 109H1ZM15 109V113L17 114V116H16V118H15V116L14 115H12V113L13 112H11V114H10V109ZM20 108H24L23 106L22 107H20ZM33 108V109H32ZM52 108H53V110H52ZM141 108V110H142V108H143V112H142V114H144V115H141V112H140V109ZM167 108V109H166ZM188 108V109H187ZM195 108V109H194ZM202 110H201V109ZM261 108V109H260ZM36 109V108H35ZM50 109H51V112H50ZM55 109H58L57 111L55 110ZM69 109H71V110H73V111H71V110H69ZM147 109H149V110H151V111H155V113L154 112H152V113H149L148 111H147ZM200 111H199V110ZM214 109V110H213ZM252 109V110H251ZM258 109V110H257ZM261 111H260V110ZM28 110H26V111H28ZM145 110L147 111V112H145ZM179 112V114H178V116L176 115V112L177 111ZM245 110L247 111V114H246V112H245ZM249 110V111H248ZM12 111V110H11ZM18 111H22V110H18ZM192 112V115L193 116H195V114H197V117L195 116L194 117V119L195 118H197V119H199V120H201L202 118V121H201V123H205V124H199V120H197V122L194 120V119H191V120H194V121H191V120H189V117H186V116H190L191 118H193V116H191V112ZM199 111V112H198ZM203 111L205 112V113H203ZM227 112V114L225 115V114H223V113H226ZM257 111V112H256ZM29 112V113H30ZM46 112V113H45ZM49 112V113H48ZM53 112V113H52ZM193 112H194V114H193ZM198 112V113H197ZM243 112H245L244 114H242ZM27 113V112H26ZM39 113H41L42 114V116H41V114H39ZM146 113H147V115H146ZM148 113H149V115H148ZM162 115H164L163 117L161 116V114ZM174 113V114H173ZM199 113L202 115H199ZM207 113V114H206ZM215 113V114H214ZM232 113V115H230ZM241 115H240V114ZM14 114V113H13ZM20 114H22V113H20ZM150 114H152L151 115V117H150ZM181 114H183L184 116V118H182L181 117V119H180V115ZM188 114V115H187ZM204 114H206L207 116H208V119H207V117H206V115H204ZM222 114V115H221ZM233 114H234V116H233ZM238 114V115H237ZM259 114V115H258ZM9 115V116H8ZM72 115V114H71ZM71 115H69L70 117H71ZM160 115V117L159 118H157L158 116ZM167 115H169L170 117H172L171 119L169 118V125L167 124V123H165V122H167L168 121V116ZM177 116V118H176V116ZM218 115V116H217ZM229 115V116H228ZM236 115V116H235ZM245 115V116H244ZM11 116V117H10ZM21 116V115H20ZM19 116V117H20ZM27 116H30V115H27ZM26 116V117H27ZM68 116V117H69ZM77 116V117H76ZM167 116V118H164V117H166ZM201 116V117H200ZM221 116V117H220ZM257 116H258V118H259V120H258V118H257ZM261 116V117H260ZM18 117V118H19ZM22 117H21V119H22ZM69 117V118H70ZM149 117L151 118V120L149 119ZM154 117V118H153ZM156 117V118H155ZM230 117V118H229ZM256 117V118H255ZM28 118V117H27ZM142 118H141V120H142ZM149 120H148V119ZM188 119V120H185V119ZM253 118V119H252ZM255 118V119H254ZM261 118V119H260ZM3 119V120H2ZM77 119H80V121L78 122V120ZM155 119V123H154V120ZM156 119L158 120V121H156ZM159 119H162L161 121L159 120ZM164 119H167V121L166 120H164ZM204 119H207L206 120V122H205V120ZM229 119V120H228ZM236 119V120H235ZM5 120V121H4ZM15 120V121H14ZM149 122H148V121ZM171 120H173V122L171 121ZM176 120H177V122H176ZM179 120H185V121H182L183 122V124H185V122H187V123H191V124H195L196 126H194V130L193 129H190V128H188V131H189V133L188 132H186V131H184L185 130V128H187V127H185L183 124H180V123H182L181 121H179ZM239 120V122H237ZM242 120V121H241ZM256 120V121H255ZM6 121H8L7 122V124L5 123ZM75 121H77L78 122V124L75 122ZM143 121V122H144ZM150 121H151V123H150ZM165 121V122H164ZM176 122V124H175V122ZM179 121V122H178ZM191 121V122H190ZM204 121V122H203ZM226 121V122H225ZM231 121V122H230ZM233 121V122H232ZM2 122V123H1ZM68 122V123H67ZM70 122V123H69ZM146 122H148V123H146ZM156 122H157V124H156ZM196 122V123H195ZM10 123V124H9ZM13 123V127H12V129H14V126H15V124ZM149 123H150V125H149ZM152 123H153V127L151 126L152 125ZM172 123H174V125H172ZM177 123H179V124H177ZM68 124V125H67ZM208 124V125H207ZM12 125V124H11ZM27 125V126H26ZM40 125V126H39ZM143 125V126H144ZM163 126V128H161L162 126ZM181 127H180V126ZM200 127H198V126ZM201 125V126H200ZM18 126V125H17ZM16 126V127H17ZM69 126V127H68ZM167 126H169V127H167ZM172 126H174V127H172ZM179 126V127H178ZM185 128H184V127ZM211 126V127H210ZM228 126V127H227ZM231 126H234V127H231ZM240 128H238V127ZM243 126V127H242ZM73 127H75V126H73ZM151 127L152 128H154V129H151ZM164 127H167V129L166 128H164ZM170 127H172V129L170 128ZM176 127V128H175ZM184 128V130H183V128ZM203 127H205V128H203ZM206 127H207V129H210V130H207L206 129ZM232 128V129H234V130H232V129H230V128ZM235 127H237L236 129H235ZM247 128V130H248V128L249 129H252L253 131H257V130H254L253 128H256V129H258V132H259V130H260V134L262 135V138H260V140H259V136L261 137V135L259 134V136H258V134H256L255 132H253L254 134H256L257 135V137H255L256 135H251V136H254V138H256L257 139V143H256V145H254L253 146V148H251V146H252V142H256V139L254 140V138H252L251 136H249L250 135V133H248L247 132V130H246V128ZM258 127H260V128H258ZM66 128V129H65ZM69 128V129H68ZM147 128V129H146ZM159 128H160V132L158 133V130H159ZM168 128H170V129H168ZM173 128H175V130H173ZM177 128H179V129H177ZM198 128H199V130H202L201 128H203V131H204V129H206L208 132H210L211 130V132L209 133V134H207L206 132H204V134H203V131H201V132H199L198 131ZM242 128V129H241ZM2 129H4L3 131H2ZM12 129H10V130H8V129H6L7 131H10L11 132V130ZM16 130L18 129V128H15ZM24 129V130H25ZM72 129V128H71ZM151 130V132H150V130ZM157 130V132H156V130ZM166 129V130H165ZM244 129V130H243ZM145 130V131H144ZM147 130V131H146ZM149 130V131H148ZM161 130H164L163 132L161 131ZM173 131V133H171L172 131ZM177 130H179L180 132L178 133V131ZM187 130V129H186ZM191 130H193L194 132H197L196 133V135L198 134V132H199V134H198V136L200 137V138H203L202 140L200 139V138H198V137H196V135L192 132V134L193 135H195V136H192V137H194V138H196L195 140L193 139V141L196 143L197 141H199L198 143H196L197 145L199 144V146L201 147V148H199L198 146V148L199 149H197V147L196 148H194L193 146H196V144H194L193 143V141L191 140V138L189 137L188 138V141H187V137L188 136H191ZM226 130H228V131H226ZM241 130H242V132L243 131H245V132H247V133H242L241 132ZM262 130V131H261ZM17 131H19V130H17ZM33 131V132H32ZM51 131V132H50ZM140 131V132H139ZM154 131H155V134H154ZM170 131V132H169ZM239 131V132H238ZM250 131V130H249ZM6 132V131H5ZM9 132V133H10ZM15 132V133H14ZM41 132L42 133H45V134H41ZM53 132V133H52ZM143 132V133H142ZM147 134H146V133ZM161 132H162V134H161ZM165 132H166V134H169V135H167L166 136V134H165ZM176 132V133H175ZM184 132V133H183ZM228 132H231V133H229V135L227 134ZM241 132V133H240ZM250 132H252V131H250ZM51 133V134H50ZM143 135H142V134ZM145 133V134H144ZM151 133V134H150ZM156 133H158V134H156ZM171 133V134H170ZM178 133V134H177ZM181 133H183L182 135H184V136H181ZM212 133V134H211ZM225 133V134H224ZM239 133H240V135H242V134H244V135H246L245 137H246V139L244 138V135L242 136L243 138H241V136L239 135ZM7 134H8V132H7ZM6 133H5V135H7ZM11 134V135H12ZM50 134V135H49ZM53 134V135H52ZM61 134H63L64 136H65V138L63 137V135H61ZM150 136H149V135ZM152 134H154L153 136H152ZM223 134V135H222ZM226 134L229 136V137H231V136H236V135H239V136H236V137H231L230 138V140L229 139H227V137H226ZM231 134V135H230ZM252 134V133H251ZM8 135H10V134H8ZM45 137V141H43L44 139H42L43 138V136ZM62 136V138H64L65 140H66V142H63V144L62 143H60L61 141H62V139L59 137V136ZM67 135V136H66ZM141 135H142V137H141ZM174 135V136H173ZM180 135V137L178 138V136ZM202 135H204V136H207V135H209V138L210 139H208L207 137H203ZM247 135H248V137H247ZM4 136V135H3ZM21 136H23V137H21ZM42 137V138H37V139H39V140H41L43 143H41L39 140V144H37L38 143V141H37V143L35 142L36 140H34V138L36 139V137ZM53 136V137H52ZM136 136H138L137 138L138 139H140L141 140V138L143 139V140H138L137 138H136ZM146 136L147 137H149V138H146ZM155 136V137H154ZM157 136V137H156ZM202 136V137H201ZM213 136V137H212ZM223 136H224V138L225 139H227L229 142H227L224 138H223ZM1 137V136H0ZM46 137H48V138H46ZM51 137L53 138V139H55L56 141H57V139H58V137L60 138V140L58 139V141H60V142H58V144L59 145H61V146H59L58 144H57V142L55 143L54 141H52L55 145H53L52 144V147H51ZM57 137V138H56ZM82 137V138H81ZM125 137H127L128 138V140H126L125 139ZM140 137V138H139ZM152 137V138H151ZM154 137V138H153ZM161 137V138H160ZM182 137V138H181ZM238 137V138H237ZM22 138V139H21ZM67 138H69V140H70V144H71V142H72V144H75V145H69V146H67L68 145V139ZM77 138H79V139H81V140H79V139H77ZM86 138V137H85ZM158 138H160V139H158ZM186 139V140H183V139ZM197 138H198V140H197ZM205 138V139H204ZM212 138V139H211ZM233 138L235 139L234 141H232L233 140ZM248 138H250V140H251V138H252V140H254V141H248ZM7 139V140H6ZM48 139V140H47ZM131 139V140H130ZM148 139V140H147ZM158 139V140H157ZM181 139V141H179ZM190 139V140H189ZM200 139V140H199ZM223 139H224V141H223ZM237 139H239V141L237 140ZM243 139H245V140H243ZM79 140V141H78ZM87 140V139H86ZM85 140V141H86ZM90 140H92V139H90ZM137 140V141H136ZM151 140V141H150ZM153 140V141H152ZM205 140V141H204ZM207 140V141H206ZM210 140V141H209ZM242 140H243V142H245L246 140V144H244L243 143V145H246L245 146V148H247V149H245L244 150V154L246 153V155L247 154H249V155H247V157H246V155H244V160H243V158H241V156H242V153H243V150H241L240 149V147H238L237 148V145L239 144L238 142H242ZM260 142H259V141ZM20 141V142H19ZM48 141V142H47ZM80 143V141H81V145H79V144H77L78 142ZM93 141V140H92ZM91 141V142H92ZM104 141V140H103ZM112 141H114V140H112ZM111 141V142H112ZM129 141V142H128ZM136 141V142H135ZM139 141V142H138ZM142 141L144 142V143H142ZM148 141V142H147ZM159 141V142H158ZM190 141H192V143L193 144H191L190 143ZM200 141H202V142H200ZM213 141V142H212ZM236 141H237V143H236ZM12 142L10 143L11 145H12ZM51 142V143H50ZM68 142V143H67ZM77 142V143H76ZM110 142V143H111ZM127 142V143H126ZM135 142V143H134ZM149 144H147V143ZM150 142V143H149ZM154 142H157V144H159L158 145V149H159V151L157 150V149H153V148H156V146H157V144L156 143H154ZM207 142H208V144H207ZM227 142V143H226ZM240 142V143H241ZM248 142H250L251 143V145H250V143H248ZM258 142L260 143V144H258ZM64 143H66L67 145H65ZM129 143V144H128ZM142 143V144H141ZM153 145H152V144ZM203 144L202 146L204 147H202L201 146V144ZM221 143V144H220ZM236 143V144H235ZM247 143H248V147H247ZM262 143H264L263 141H262ZM5 144H8V146L7 145H5ZM40 144H48V145H46L47 146V148H46V146L45 145H42V146H44L45 148L44 149H42V147H39V146H41ZM49 144H50V146H49ZM87 146L88 145H90V142L89 141H87ZM112 144V143H111ZM114 144H115V146H117V147H115L114 146ZM124 144V145H123ZM145 145V147H144V145ZM210 144V145H209ZM217 144H218V146H219V148L217 147ZM242 144V143H241ZM240 144V145H241ZM58 145V146H57ZM82 145H83V147H82ZM101 145V146H100ZM125 145H126V147H125ZM142 145H143V148H145V151H147V152H149V150L150 149H148V147L149 148H151L150 146H152V148H151V150H150V154H148L147 152L145 153V154H147L149 157H150V159H149V157L147 158L146 156H145V154H144V158H142V156H141V154H140V150H138V148L139 149H142L141 147H142ZM181 145H183V146H181ZM190 145H191V147L192 148H194L193 150H191L192 148H190ZM216 145V146H215ZM239 145V146H240ZM53 146H57V147H55L56 148V150H55V148L53 147ZM64 146V147H63ZM92 146H93V142H92ZM124 146V147H123ZM155 146V147H154ZM178 146H180V147H178ZM187 148H186V147ZM236 146V147H235ZM16 147V148H15ZM50 147V148H49ZM59 147H61V148H59ZM68 147V150H64V149H66V148ZM80 147H82V148H80ZM133 147V148H132ZM214 147H217V148H215L214 149ZM52 148H54L52 151H51V149ZM71 148V149H70ZM90 148H92V147H90ZM94 148V147H93ZM92 148V149H93ZM182 149V150H180V149ZM16 149H17V151H16ZM46 149V150H45ZM48 149V150H47ZM73 149V150H72ZM76 149H83V151H81L80 152V154H79V152L78 151H76ZM88 149V148H87ZM147 149V150H146ZM166 149V150H165ZM170 149V150H169ZM185 149H190L189 151H191V154L190 153H187L186 151H184ZM195 149H197V150H195ZM240 150V156L238 155L239 154V151H238V154H237V150ZM15 150V151H14ZM39 150H41V151H39ZM127 150V151H126ZM135 150L136 151V153H135V151L133 152V151ZM155 150H157L158 152H156ZM179 150H180V152H179ZM250 150V151H249ZM262 150V149H261ZM37 151H39V153L37 152ZM44 151V152H43ZM53 151H55V152H53ZM65 151H66V153H68V155H69V157H68V155L67 154H64L65 153ZM75 152V154H73L74 152ZM80 151V150H79ZM86 151V150H85ZM87 151V152H88ZM139 151V152H138ZM143 152H144V149L142 150ZM155 153H154V152ZM188 151V150H187ZM53 152V153H52ZM86 152V153H87ZM152 152V153H151ZM167 152V153H166ZM182 152H184V154H182ZM194 152V153H193ZM33 153H35V156H34V154ZM38 153V154H37ZM49 153V154H48ZM52 153V154H51ZM131 153H133V154H131ZM134 153H135V155H134ZM139 153V154H138ZM153 153L155 154V156L154 157H152L153 156ZM156 153L157 154H159L160 156H161V158H158V156L159 155H156ZM169 153V154H168ZM175 153H178L179 154V156H178V154H175ZM185 153H187V155L185 156ZM237 155H236V154ZM253 153V155H254V158L252 159L251 157H252V154ZM29 156H28V155ZM45 154H47V155H45ZM50 154H51V156H50ZM115 154V155H114ZM193 157H190V155ZM23 155H24V158H23ZM33 156V157H31V156ZM78 157H76V156ZM120 155H122V156H120ZM132 155V156H131ZM152 155V156H151ZM6 156V157H5ZM25 156H27V157H25ZM47 156H49L48 158H46ZM74 156V157H73ZM85 156V155H84ZM111 156V157H110ZM137 158H135V157ZM140 156V158H142V159H145V158H147L148 160H150V162H151V160H153L154 161V163H153V161H152V164H154V166L151 164L150 166L151 167H153L152 168V170H151V167L150 168H147V165L149 166V164L150 163H148L149 161H147V159H146V161H147V165H146V163L144 164V160H141V159H138V157ZM156 156H157V159H156ZM159 156V157H160ZM182 156H184L183 158H182ZM187 156H189V157H187ZM3 157L5 158V159H3ZM37 157V158H36ZM81 157V156H80ZM116 157V158H115ZM118 157V158H117ZM131 157H132V159H131ZM215 157H218V158H216L215 159ZM243 157V156H242ZM252 160H250L249 158ZM26 159V161H24L23 159ZM28 158H30V159H28ZM71 158V159H70ZM135 158V159H134ZM151 158H153V159H151ZM157 160V162L155 161V159ZM184 159V160H182V159ZM187 158H190V159H188L187 160ZM223 158L225 159V160H223ZM247 158L249 159L248 160V164H247V161H245V160H247ZM3 159V160H2ZM21 159V160H20ZM81 159V158H80ZM82 159H84V158H82ZM82 159H81V163H83V161H82ZM114 159V160H113ZM208 159V160H207ZM211 159H213V160H211ZM242 159V160H241ZM67 160V161H66ZM68 160H70L69 162H68ZM75 160V161H74ZM108 160V161H107ZM116 160V161H115ZM118 160V161H117ZM159 160V161H158ZM178 160V161H177ZM214 160L217 162V163H214ZM223 160V161H222ZM21 161V162H20ZM22 161H24L23 163H22ZM44 161H45V163H44ZM49 163H48V162ZM62 161H63V163H62ZM64 161H66L68 164H67V166H62L63 164H66ZM115 161V162H114ZM142 161H144V162H142ZM161 161V162H160ZM182 161V162H181ZM213 161V163H211ZM10 162V163H9ZM47 162V163H46ZM50 162H52V163H50ZM59 163V162H61V163H59L58 164V166H57V163ZM112 164H111V163ZM121 162L123 163V164H121ZM136 162H138V163H136ZM155 162L158 164H155ZM164 162V163H163ZM186 162H187V164H186ZM223 162V163H222ZM253 162V163H252ZM258 162L260 163V164H258ZM7 163V164H6ZM15 163H18V164H15ZM20 163V164H19ZM39 163V164H38ZM40 163H42V165H44V166H40ZM54 163H56V164H54ZM70 163V164H69ZM72 163V164H71ZM87 163V164H86ZM115 163V164H114ZM163 163V164H162ZM210 163V164H209ZM225 163V164H224ZM251 163V164H250ZM11 164V165H10ZM12 164H15L14 165V167H13V165ZM34 164V165H33ZM53 164V165H52ZM62 164V165H61ZM114 164V165H113ZM161 164V165H160ZM168 166H166V165ZM174 164V165H173ZM181 164V166H183L184 164L185 165H188V166H183L184 168L185 167H187L188 169L186 170L187 172H185V169H184V172H185V174H183L182 172H183V168L180 166L178 169L179 170H177V168H176V166L178 167V165H180ZM208 164L210 165V166H208ZM216 164L218 165V166H216ZM255 164H257V165H255ZM4 165H6L7 167H5ZM8 165H10V169H9V166ZM71 165V166H70ZM72 165L74 166V167H72ZM137 165H140L139 167L137 166ZM176 165V166H175ZM202 165H203V167H202ZM214 167H213V166ZM220 165V166H219ZM4 166V167H3ZM39 166V167H38ZM62 166V168H64V169H66L65 170V172H64V169H62V168H60ZM70 166V167H69ZM108 166V167H107ZM129 166V167H128ZM163 166V168H165V169H169L170 170V175H168L169 174V171L168 170H166V171H164L165 172V174L164 173H161V171H163V168H161L162 170H160V167H162ZM165 166V167H164ZM222 166V167H221ZM2 167V168H1ZM11 167H13V168H11ZM34 167V168H33ZM65 167H67V168H69L68 170H67V168H65ZM104 167H105V169H104ZM109 167H110V169H109ZM143 167H145V168H147V170L145 169V168H143ZM158 167V168H157ZM173 167H175V168H173ZM224 167H227V169H225ZM256 167V168H255ZM112 168H114V169H112ZM122 168H124V169H122ZM171 168V169H170ZM182 168V171H180V169ZM203 168H207V169H203ZM217 168V169H216ZM221 168V169H220ZM224 168V169H223ZM258 168V169H257ZM29 169V170H28ZM83 169H84V171H83ZM107 169V170H106ZM117 169V170H116ZM122 169V170H121ZM150 169V170H149ZM158 169V170H157ZM175 169L177 170V171H175ZM203 169V170H202ZM208 169H209V171H208ZM212 169V170H211ZM256 169H257V171H256ZM23 171V173H21L22 171ZM24 170H26L25 172H24ZM28 170V171H27ZM57 170H59V171H57ZM110 170V171H109ZM124 170V171H123ZM145 170V171H144ZM149 170V171H148ZM159 171V172H157V171ZM175 171V172H181L180 173V175H179V173H178V175L175 173V172H173V171ZM211 170V171H210ZM218 170H221V172H219ZM227 170V171H226ZM261 172H260V171ZM38 171V172H37ZM39 171L40 172H42V173H40L39 174ZM61 171V172H60ZM71 172V174L69 173V172ZM93 171V172H92ZM94 171H95V173H94ZM108 171V172H107ZM127 171V172H126ZM148 171V172H147ZM151 171H154V172H151ZM168 171V172H167ZM31 172H32V174H31ZM35 172H37V173H35ZM43 172H45V173H43ZM62 172H64V173H62ZM73 172V173H72ZM126 172V173H125ZM136 172H138V173H136ZM139 172H140V174H139ZM144 172H146V173H148V174H146V176L143 174ZM157 172V173H156ZM166 172H167V175H166ZM194 172V173H193ZM206 172V173H205ZM215 172V173H214ZM226 172V173H225ZM26 173V174H25ZM29 173V174H28ZM34 173V174H33ZM47 173V174H46ZM75 173V174H74ZM134 173H136V174H134ZM150 173V174H149ZM153 173L155 174V175H157V174H160L161 176H159V175H157V179H156V177H155V175L153 176ZM175 174V175H173V174ZM190 173H193V174H190ZM217 173V174H216ZM218 173H220V174H218ZM225 175H224V174ZM28 174V175H27ZM44 174V175H43ZM49 174V175H48ZM94 174V175H93ZM99 174V175H98ZM164 176H163V175ZM188 174H186V175H188ZM204 174L206 175V176H208V177H205L204 176ZM262 174H263V176H262ZM41 175V176H40ZM46 175L47 176H49L51 179H53L54 181H51L52 183H49V181H47L46 179H45V177H46ZM63 175V176H62ZM69 175V176H68ZM136 175V176H135ZM143 175V176H142ZM148 175H150V176H148ZM214 175V176H213ZM223 175V176H222ZM259 175V176H258ZM7 176V177H6ZM54 176V177H53ZM103 176V177H102ZM152 176V177H151ZM163 176V177H162ZM169 176V177H168ZM172 176V177H171ZM176 178H175V177ZM210 176H212V177H210ZM256 176H257V180H256ZM262 176V177H261ZM30 177H32V178H30ZM59 177H62L63 179H61V180H63V184H60V183H62V181L61 180H56L57 178H59ZM149 177H150V179H149ZM184 177V178H183ZM221 177H223V178H221ZM255 178L254 179V182H255V180L256 181H258V183H253V179H251V178ZM260 177V178H259ZM11 178V177H10ZM39 178V179H38ZM83 178V179H82ZM103 178V179H102ZM165 178V179H164ZM174 178V179H173ZM189 178L187 179V180H189ZM210 178H212V179H210ZM228 178V179H227ZM261 178H262V180H263V182H261L262 180H261ZM31 179V180H30ZM34 179V180H33ZM37 179V180H36ZM43 179V180H42ZM82 179V180H81ZM160 179H161V181H162V179H163V182H161L160 181ZM242 179V180H241ZM246 179V180H245ZM258 179H260V181L258 180ZM11 180V179H10ZM15 180V181H14ZM37 182H36V181ZM42 180V181H41ZM44 180H46L45 181V183L43 182ZM65 180V181H64ZM81 182H80V181ZM140 180V179H139ZM159 180V181H158ZM165 180V181H164ZM189 180V181H190ZM222 180V181H221ZM229 181V182H225V181ZM244 180V181H243ZM247 180H250L249 181V183L251 184L250 186H249V184H247ZM12 181H10L11 183H12ZM31 181V182H30ZM39 181V182H38ZM69 181V182H68ZM141 181H142V183H143V185H142V183H141ZM158 181V182H157ZM166 181V182H167ZM186 181V182H185ZM240 181H243V182H241L242 184H239V182ZM9 182V183H10ZM67 182H68V184H67ZM74 182V183H73ZM77 182V183H76ZM81 183V184H79V183ZM90 182H92V183H90ZM96 182V184H94V183ZM108 182V183H107ZM148 182H146L145 183V185L147 184L148 185ZM149 182V185H148V187L147 188H149V186H150V183ZM155 182H156V184L157 185H155ZM225 182V183H224ZM232 182V183H231ZM244 182H246L245 183V185H244ZM259 182H261V184H262V186H260L259 185ZM5 183V182H4ZM69 183H71V184H69ZM83 183V184H82ZM86 183V184H85ZM90 183V184H89ZM113 183V182H112ZM111 183V184H112ZM135 183V182H134ZM133 183V186H135L136 187V185H137V183H139L138 185L140 186V183H141V185L142 186H144L145 188H146V186L144 185V182H143V180H140L139 182H136V185ZM184 183H185V185H184ZM216 183V187L217 188H215V184ZM223 185H221V184ZM229 185H228V184ZM252 183H253V185H252ZM1 184H3L2 183V181H1ZM28 184H30V185H28ZM45 184V185H44ZM75 185V186H73V185ZM78 184V185H77ZM171 183H169V185H170ZM171 184V185H172ZM228 185V186H226V185ZM259 185V186H256V185ZM6 185H7V183H6ZM5 185V186H6ZM10 184H8L7 186L8 187H10L9 186ZM12 185H13V183H12ZM13 185V186H14ZM41 185H43V186H45V187H42ZM59 185V186H58ZM81 185H83V187H81ZM170 185V188L172 189V186ZM179 186V188H178V190H177V186ZM181 185H182V187H181ZM221 187H220V186ZM243 185V186H242ZM247 185V187H245L244 188V186H246ZM1 186V185H0ZM3 186V185H2ZM4 186V187H5ZM16 186H18L17 188H16ZM113 186V185H112ZM130 186V185H129ZM132 186V185H131ZM131 186L130 187H126L127 189L126 190H128V188H129V190H130V192L132 191V193H135V194H142L143 195V193H141V191H140V193H139V191H137V193L136 192H133L134 191V189H130L131 188ZM141 186V187H142ZM153 186V187H154ZM159 186V187H160ZM166 186V187H165ZM242 186V188H240ZM252 186H253V188H252ZM254 186H256V187H261L260 188V190H261V192H262V190H263V192L261 193V192H259L260 190L258 189V188H256L255 189V187ZM3 187V188H4ZM40 187V189L42 190V191H40V189H37V188H39ZM50 188L51 190H53V192H51V193H46V191H47V189L46 188ZM135 187H133V188H135ZM138 187V186H137ZM136 187V188H137ZM144 187L142 188V189H144ZM226 187V188H225ZM252 188L253 189V192H252V189L251 190H249V188ZM10 188V189H11ZM45 188V189H44ZM57 188L59 189V190H57ZM70 188V189H69ZM97 188V187H96ZM110 188H112V187H110ZM158 188V187H157ZM157 188L155 189V190H157ZM161 188V191L160 192H164V193H166L167 192V194H172V192L170 191L171 189L170 188H168V189H170L169 190V192H168V190L167 191H165L164 189H162ZM181 188V189H180ZM7 189L8 188H6L5 189V191H4V189H2L3 190V192L1 191V189H0V191L2 192V193H4L5 194V192H7ZM19 189H17L16 191L18 192V190ZM62 189V190H61ZM94 188H92V190H93ZM99 189V190H100ZM107 190L108 189V191H110V189L109 188H104V190ZM149 189H151V188H149ZM149 189H148V192L146 191V193H149ZM153 189V188H152ZM158 189H160V188H158ZM221 189V190H220ZM36 190V191H35ZM103 189H101V191H102ZM103 190V191H104ZM139 190H141L140 189V187H139ZM163 190V191H162ZM173 190V189H172ZM184 190H183V192H184ZM189 190V189H188ZM235 190V191H234ZM255 190V191H254ZM259 192L258 194H257V191ZM38 191V192H37ZM44 191V192H43ZM66 191V192H65ZM81 191V192H80ZM94 191H95V189H94ZM98 191V190H97ZM102 191V192H103ZM154 191V190H153ZM152 190H151V192H153ZM158 191V190H157ZM157 191H155V192H153L151 195H153L154 193H156V195H157ZM173 191V194H175V192ZM180 191H179V193H180ZM247 191H249V192H247ZM10 192V190H8V192L6 193V194H8ZM54 192H56L55 194H54ZM65 192V193H64ZM80 194H79V193ZM106 192V191H105ZM114 192V191H113ZM129 192V193H130ZM150 192V193H151ZM159 192V191H158ZM159 192V193H160ZM182 192V191H181ZM14 193V192H13ZM22 193H20V195L22 194ZM97 193V192H96ZM98 193H100V192H98ZM98 193H97V195L95 194V196H97L96 198L98 199L99 197H98ZM109 193V192H108ZM131 193V195H133L132 197H134L135 195L134 194H132ZM144 193H145V191H144ZM149 193V194H150ZM164 193H162V194H164ZM232 195H231V194ZM246 193V194H245ZM9 194H11L12 195V193H9ZM15 194V193H14ZM18 194H19V192H18ZM17 194V195H18ZM72 194V195H71ZM77 194H79V195H77ZM102 194V193H101ZM166 194V195H167ZM183 194H184V196H183ZM228 194L230 195V196H228ZM245 194V195H244ZM256 194H257V196H256ZM24 195V194H23ZM60 195V198L58 197ZM78 197H77V196ZM81 195V196H80ZM93 195H94V193H93ZM103 195V194H102ZM102 195H100L101 197L100 198H102V199H98V200H104V198H106L105 199V201H107V199L108 200H110L109 199V197H111L112 196V192H111V196L109 195V194H107L106 193V195H107V197L105 196V194H104V196L102 197ZM130 195V194H129ZM141 195V196H142ZM147 195V194H146ZM190 195V198L188 197ZM263 195V196H262ZM5 196V198H3L2 199V195L0 196V203L1 202H6L7 204H8V202H10L9 200H14L13 202L14 203H9L10 205H11V207L8 205V207L7 208H5V209H7L8 210V212L10 211L9 210V207H10V209H12V205H13V207L14 206H16L15 204L17 203V204H19L20 202H21V200H19L20 202L18 203V200H17V202L15 201L18 197H15V195H13V196H8V200H7V198H6V195H4ZM19 196V195H18ZM49 196V197H48ZM71 196H75L74 197V200H76L75 198H77V200L76 201H74L73 199H71V197H70V199H69V197ZM94 196V197H95ZM145 196V195H144ZM161 196V195H160ZM159 196V197H160ZM174 195H172V197H173ZM186 196V197H185ZM234 196V197H233ZM237 196V197H236ZM21 197V196H20ZM72 197V198H73ZM115 197V194H114V196H113V198ZM132 197H131V199H132ZM136 197V196H135ZM146 198L147 197H149V196H145ZM144 197V198H145ZM152 198H153V196H151ZM161 197H165V194L164 195H162ZM168 197H170L169 195H168ZM183 197H185V198H183ZM227 197V198H226ZM231 197H233V198H231ZM10 198V199H9ZM22 198H23V196H22ZM21 198V199H22ZM31 198V199H30ZM112 198V199H113ZM139 198V197H138ZM138 198H136V199H138ZM143 198V197H142ZM145 198V199H146ZM187 198H189V199H191L192 201H190L189 199L187 200ZM82 199H81V204L84 202V201H82ZM135 198L133 199V200H136ZM167 199V198H166ZM171 199H173V198H171ZM211 199V200H210ZM245 199V200H244ZM254 199V200H253ZM260 199V200H259ZM26 200V199H25ZM29 200H27V202H29ZM96 199H94L93 200V198H92V201H95ZM151 200V199H150ZM165 200V198L163 199V198H161L160 199V201L158 200V203L160 202V206H161V204H163V203H161V201H164ZM167 200H169V199H167ZM199 200H201V204H199L200 203V201ZM233 200V201H232ZM71 201V202H70ZM80 201V200H79ZM85 201V202H86ZM90 201H91V199H90ZM105 201H103V203L105 202ZM187 201V202H186ZM189 201V202H188ZM197 201H199V203L197 202ZM257 201V203H258V205H257V203H255ZM261 201V202H260ZM26 202V204H28ZM34 202H35V204H34ZM59 202H61V203H59ZM75 202V203H74ZM85 202L82 204L83 206H84V204H85ZM98 203L97 204H102L101 202H99V201H97ZM156 202H157V200H156ZM191 202V203H190ZM193 202V203H192ZM203 202V203H202ZM213 202V203H212ZM214 202H215V204H214ZM6 203H5V205H6ZM22 203V202H21ZM29 203V204H30ZM36 203H38V205H36ZM71 203H73V204H75V205H71ZM77 203H78V201H77ZM87 203V205H89V204H93V202H90L89 204H88V202H86ZM95 203H96V201H95ZM94 203V204H95ZM152 203V204H153ZM166 202H165V204H163V206L164 205H166L167 204ZM189 203H190V205H189ZM207 204L208 206H204L203 204ZM250 203H251V205H250ZM261 203H262V205H261ZM80 203H79V205H81ZM188 204V205H187ZM21 205V207L23 206L22 204H20ZM86 205V204H85ZM154 205V204H153ZM203 205V206H202ZM260 205V206H259ZM3 206V205H2ZM7 206V205H6ZM6 206H4V207H6ZM28 206V207H29ZM97 206V205H96ZM199 206H202V207H199ZM211 206V207H210ZM249 206L251 207V208H249ZM26 207V206H25ZM36 207V208H37ZM87 207V206H86ZM91 207V206H90ZM89 207V208H90ZM94 207V206H93ZM152 207V206H151ZM154 207H156L155 205L153 206V208ZM164 207H166V206H164ZM182 207H183V209H182ZM195 207V208H194ZM197 207V208H196ZM235 207H238V210H236L237 208H235ZM241 207V208H240ZM245 208V210H244V208ZM247 207V208H246ZM257 207V208H256ZM263 208V210H261L262 208ZM1 208H3V207H1L0 206V211H1ZM14 208H16V210L17 211H15V212H17V213H15V214H18V212L20 211V207H14ZM23 208V207H22ZM21 208V209H22ZM37 208V209H38ZM67 208V209H66ZM69 208V209H68ZM162 206L160 207V210H162ZM203 208H205L204 210H203ZM211 208H212V210H211ZM234 208V209H233ZM243 208V209H242ZM259 208V209H258ZM261 208V209H260ZM41 209H39V211H41ZM64 209H65V212H64ZM88 209V208H87ZM91 209V208H90ZM152 209V208H151ZM155 209V208H154ZM164 209H166V208H163V210ZM168 209H166L167 211H168ZM242 209V210H241ZM7 210H5V211H7ZM14 209H12V211H13ZM86 210V209H85ZM92 210V209H91ZM183 210V211H182ZM195 210V211H194ZM198 210V211H197ZM247 210V211H246ZM260 210V211H259ZM12 211H10L8 214H11V213H13ZM23 211V209L21 210V212ZM42 211H41V214H42ZM64 212V213H67L66 215L64 214L63 215V217L64 216H66V219H60L59 218V216H57L56 214H58V213H61V212ZM71 211V213H73ZM87 211V210H86ZM94 211H97L96 209L94 210L93 209V213H95ZM153 211V210H152ZM165 211V210H164ZM196 211H197V213H196ZM202 211V212H201ZM236 211V213L238 214V215H235L236 213H233V212H235ZM256 211V213L254 214L253 212H255ZM260 213H259V212ZM21 212H19V214L21 213ZM46 212V213H47ZM83 212V211H82ZM89 213H90V211H88ZM162 212V211H161ZM176 214H175V213ZM191 212V214H189V217H191V215L193 216V214H194V216L193 217H191V218H193V219H189L188 218V213H190ZM194 212V213H193ZM199 212V213H198ZM204 212V213H203ZM205 212H207V213H205ZM210 212V214H208ZM231 212V213H230ZM245 212V213H244ZM248 212V213H247ZM257 212H258V214H257ZM3 211H2V217H3ZM11 214V215H9L10 217L11 216H13V215H15V214ZM226 213V214H225ZM252 213H253V216H252ZM6 214V213H5ZM5 214H4V219L2 220L1 218V216H0V220H2L3 221V223L1 222V227H3V232L5 231V227H6V225L7 224H9L10 222H12V224L10 223V225H14V223H16V225L15 226H19V225H17V220H16V217H19V218H21V216L18 214L15 218L14 217H12L11 219L10 218H8L9 216L6 214V216H5ZM40 214V215H41ZM52 214H55L56 216H51ZM63 214V213H62ZM61 214V215H62ZM74 214V213H73ZM81 213H78V215H80ZM83 214H84V212H83ZM91 214H92V211H91ZM163 214H164V212H163ZM169 214H170V216H169ZM202 215V216H200V215ZM214 214V215H213ZM227 214H229V215H227ZM246 214H249V217H247L248 215H246ZM261 214H263V216L261 215ZM46 215V216H47ZM59 215V214H58ZM67 215H70L69 216V218H67ZM95 215H97L96 213H95ZM178 215V216H177ZM179 215H181V216H179ZM182 215H184V216H182ZM198 215V216H197ZM230 215H232V216H230ZM240 215H242V216H240ZM257 215V216H256ZM261 215V216H260ZM88 216H90L91 217V215H88ZM174 216V217H173ZM185 216L188 218H185ZM208 218V220L209 221H207L206 220V218ZM212 216H214L213 218H212ZM217 216V217H216ZM230 216V217H229ZM238 216V217H237ZM246 216V218H244ZM7 217V218H6ZM42 217V215L40 216V218ZM61 217V216H60ZM216 217V218H215ZM225 217V218H224ZM237 217V218H236ZM251 217V218H250ZM40 218H39V222H40V224L39 225H41L40 227H42L43 226V222H41L42 220H40ZM50 218H52L53 220H50ZM77 218V217H76ZM81 218V217H80ZM171 218V219H170ZM172 218H174V219H172ZM181 218V219H180ZM184 218V219H183ZM198 218V219H197ZM202 218H204V219H202ZM218 218V219H217ZM220 218V219H219ZM242 218H244V219H242ZM259 219V218H261V219H259V220H261V221H257V219ZM10 219V222L8 221L7 222V224H6V222H4V221H7V220H9ZM14 219V220H13ZM18 219V218H17ZM46 220V222L49 220V221H51V223H46L45 222V220ZM58 219H60V220H58ZM148 219V218H147ZM187 220V222H186V220ZM212 219H214L213 221H217V224L215 223V222H213V221H211ZM216 219V220H215ZM223 219V220H222ZM232 219V220H231ZM236 219V220H235ZM240 220L239 222H238V220ZM254 219V220H253ZM22 220H23V214H22ZM70 220V222H71V219H69ZM72 220V221H73ZM78 220H79V222H78ZM97 221H99L98 219H96ZM180 220H181V222H180ZM183 220H185V222L183 223ZM197 220V221H196ZM200 220V221H199ZM206 220V221H205ZM219 220V221H218ZM16 221V222H15ZM20 221H21V219H20ZM20 221H19V223L18 224H21L20 223ZM53 221V222H54ZM86 221V220H85ZM149 221V220H148ZM201 222L200 224H199V222ZM202 221H203V223H202ZM232 221V222H231ZM22 222V221H21ZM69 222V221H68ZM103 223V228L99 231V232H97L98 230H99V227H97L96 229H93L92 227H94L95 228V225L96 226H98V225H101L102 226V223ZM144 222V223H145ZM149 222H151V221H149ZM180 222V223H179ZM196 222L198 223L197 224V226L198 225H200L201 226V228L199 227V229L197 228V226H196ZM213 222V224H210V223H212ZM220 222H222V223H220ZM242 222V223H241ZM256 222H259V226L258 225H254V224H256ZM23 223V222H22ZM38 223V222H37ZM73 223H75V221H73ZM88 223V224H87ZM156 223V224H155ZM178 223V224H177ZM209 223V224H208ZM219 223V224H218ZM240 223V224H239ZM245 223H247V224H245ZM6 224V225H5ZM44 224V225H45ZM54 224H52V225H54ZM66 224H68V223H66ZM105 224V225H104ZM149 224V225H148ZM189 224V226H186V225H188ZM193 224L196 226V228H195V226L193 227ZM253 224V226H251ZM4 225V226H3ZM10 225H7V227H9V229L11 228L12 229V227L10 226ZM37 225V227L40 229V227H39V225L38 224H36ZM89 227H88V226ZM108 225H109V227H108ZM148 225V226H147ZM207 225H208V227H207ZM212 225V226H211ZM213 225H215L214 227H213ZM217 225H218V228L219 229H214L215 230V232H214V230H213V228H216L217 227ZM232 226V227H230V226ZM239 225V226H238ZM244 225V226H243ZM249 225V226H248ZM22 226H23V224H22ZM58 226V227H59ZM85 226H87L86 228H87V230H85ZM185 226V227H184ZM205 226H206V228H205ZM210 226L212 227V228H210ZM241 226V227H240ZM246 226H248V227H246ZM251 226V227H250ZM6 227V230H8V228ZM36 227V226H35ZM36 227V228H37ZM44 227V226H43ZM55 227V228H54ZM64 227V226H63ZM91 227V228H90ZM141 226H139V228H142ZM187 227V228H186ZM223 227V228H222ZM234 227V228H233ZM235 227H237V228H235ZM239 227V228H238ZM243 227V229H240V228H242ZM245 227H246V229H245ZM68 228V229H67ZM104 228H106V230L104 229ZM144 228H146V230L144 229ZM194 228V229H193ZM209 228H210V230H209ZM1 229V231H2V228H0ZM14 230L13 231H17L16 233H20L19 235L20 236H22L23 237V233H22V231H23V227L22 228H20V229H18V227H17V229L16 228H13ZM71 229V230H70ZM76 229L78 230V233H77V231H76ZM80 229V230H79ZM104 229V230H103ZM112 229V231H110ZM192 229H193V231H195V232H193L192 231ZM196 229H198V230H196ZM230 229H232V230H230ZM235 229V230H234ZM240 229V230H239ZM258 229V231H255V230H257ZM260 229V230H259ZM261 229H263L262 231H261ZM21 230V231H20ZM85 230V231H84ZM92 230H93V233L95 232L96 234H99V233H101L100 235H98V236H96L95 235V233L93 234L92 233ZM132 230V229H131ZM140 230H142V231H140ZM189 230H190V232H189ZM221 230V231H220ZM244 230H247V231H244ZM19 231V232H18ZM81 231H83V232H81ZM115 231V230H114ZM158 231H160V232H158ZM162 231V232H161ZM183 231H185V232H183ZM209 231H213L212 233H211V235H209V238H207L208 237V235H207V233ZM227 231V232H226ZM232 232L231 234H230V232ZM249 231H251V233L249 232ZM67 233V235H68V233H71V234H69L68 235V239H67V237H65V235H66V233ZM188 232V233H187ZM193 232V233H192ZM197 232V233H196ZM219 232V233H218ZM236 232V233H235ZM241 232V233H240ZM247 232V233H246ZM256 232H258L259 233V235H258V233H256ZM261 232H262V234H261ZM14 233V232H13ZM75 233V234H74ZM89 233H90V235H89ZM92 233V234H91ZM115 233V232H114ZM131 233V234H130ZM140 233V234H139ZM190 233H192V235H190ZM230 235H229V234ZM234 233V234H233ZM249 233V234H248ZM79 235L78 237H79V239H80V242H81V240L84 238L85 240L87 239L86 237H89V240H86V242H85V240H84V244L83 243H80L79 242V240H78V237H76L75 238V236L76 235ZM81 234V235H80ZM106 234V236H110V237H108V239H102V238H105L103 235H105ZM109 234V235H108ZM153 234V235H152ZM183 234H187V235H184V237L186 238V240H184L185 238H183ZM213 234V235H212ZM215 234H219V235H215ZM222 234V235H221ZM238 234V235H237ZM241 234H243V235H241ZM253 234V235H252ZM256 234L258 235V236H256ZM33 235V236H32ZM66 235V236H67ZM75 235V236H74ZM112 235V234H111ZM124 235L126 236V237H124ZM189 235V236H188ZM195 235V236H194ZM221 235V236H220ZM224 235V239H225V237H227V240L225 239V243H222V242H224L223 241V236ZM228 235L230 236V238L228 237ZM236 237H234V236ZM248 235H250V236H248ZM85 236V237H84ZM95 236V237H94ZM118 236H122V238L123 239H121L120 238V240H119V238H116V237H118ZM191 236V237H190ZM212 238H211V237ZM216 236H217V238H216ZM232 236V237H231ZM22 237H21V239H22ZM71 239H73V240H70V238ZM72 237H74V238H72ZM81 237V238H80ZM93 237H94V239L95 238H97V237H99V238H97V239H100V240H103L102 241V244H106V247H105V244L104 245H101V241H99V240H96L95 242L93 241L94 239H93ZM101 237V238H100ZM180 237V238H179ZM194 237H196L197 238V240H198V238L200 237H202L201 239H199L196 243L194 242V241H196V238H194ZM204 237V238H203ZM219 237V238H218ZM248 237V238H247ZM250 237V238H249ZM256 237V238H255ZM27 238V237H26ZM25 238V240H29V238L28 239H26ZM64 238V239H63ZM156 238V239H155ZM158 238V239H157ZM194 239V241H193V239ZM214 238V239H213ZM246 240H244V239ZM255 238V239H254ZM65 239H67V241H65ZM90 239H92L91 240V242H89L90 241ZM109 239H111V240H115V241H112L113 242V244H111L112 242H111V240H110V242L109 241H107V240H109ZM117 239V240H116ZM154 239V240H153ZM160 239V240H159ZM177 241H176V240ZM190 239V240H189ZM207 239V240H206ZM210 241H209V240ZM212 239V240H211ZM258 239V240H257ZM39 240V241H38ZM64 241L63 243H61V241ZM68 240H70L69 242H70V244H69V242H68ZM76 240V241H75ZM105 240L107 241V243L105 242ZM139 240V241H138ZM142 240V241H141ZM181 240V241H180ZM229 240V241H228ZM241 240H242V242H241ZM250 240L252 241V242H250ZM21 241V240H20ZM71 241H73V242H71ZM76 243H75V242ZM88 241V242H87ZM92 241L94 242V243H97V241H99L96 245H97V247L95 246V244H93L92 243ZM138 241V242H137ZM162 241V242H161ZM170 241H172V242H170ZM186 241H190L189 243H186ZM258 241V242H257ZM27 242V241H26ZM36 242H38V243H36ZM66 242L71 246V247H69V246H67L66 245ZM78 242L80 243V245L81 246H83V245H85L84 247H87V251H85V250H81V248L79 249V244H78ZM83 242V241H82ZM104 242V243H103ZM110 244H109V243ZM115 242V243H114ZM132 242H133V244L135 245V243L137 244V245H132ZM160 242V243H159ZM184 244H183V243ZM232 242V243H231ZM246 242V243H245ZM256 242V243H255ZM24 243H25V241H24ZM73 243V244H72ZM87 245H86V244ZM88 243H90V245L89 246H92L93 247V245L96 247V249L93 247V248H91L92 250H91V252L88 250ZM155 243V244H154ZM157 243V244H156ZM162 243H164L165 244V247H164V244H162ZM171 243V244H170ZM179 243V244H178ZM191 243H194L195 244V246H194V244H191ZM237 243H239V244H237ZM242 243H243V245H242ZM248 243V244H247ZM251 243V244H250ZM27 244V246H28V244H30V242H27L26 243ZM62 244V245H61ZM91 244H93V245H91ZM98 244H100L101 246H98ZM168 244V245H167ZM188 244H190L189 245V247L188 246H186V245H188ZM222 244V245H221ZM224 244H225V246H224ZM229 244V245H228ZM245 244H247L246 246H245ZM64 245H66V247L64 246ZM108 245V246H107ZM149 245H151V246H149ZM154 245V247H152ZM182 245V246H181ZM193 245V246H192ZM228 245V246H227ZM235 245V246H234ZM249 245V246H248ZM17 246H18V244H17ZM17 246H15V251H16V248H19V249H22V248H20L19 246L17 247ZM20 246H24L23 244H21ZM26 246V245H25ZM24 246V247H25ZM26 246V247H27ZM28 246V247H29ZM63 246L65 247V248H63ZM77 246V247H76ZM148 246V247H147ZM179 246V247H178ZM183 246H185V247H183ZM252 246H254V247H252ZM23 247V248H24ZM83 247V248H84ZM99 247V248H98ZM100 247H101V249H100ZM147 247V248H146ZM151 247V248H150ZM162 247H163V249H162ZM194 247V248H193ZM207 247V248H206ZM239 247V248H238ZM14 248V247H13ZM11 249V250H13L14 251V249ZM82 248V249H83ZM103 248V249H102ZM153 248V249H152ZM157 248V249H156ZM189 248V249H188ZM190 248H191V250H190ZM196 248V249H195ZM222 248V249H221ZM240 250V248H243V249H241L239 252H238V249ZM248 248H251V250L250 249H248ZM253 248H254V252H253ZM41 249V250H40ZM85 249V248H84ZM90 249V248H89ZM98 249V250H97ZM151 249V251H149ZM219 249H220V251H219ZM263 249V250H262ZM4 250V247H0V251H2V252H4L3 251ZM94 250V251H93ZM98 252H97V251ZM107 252H106V251ZM236 250H237V252H236ZM242 250H244V251H242ZM256 250V251H255ZM26 251V252H25ZM40 251V252H39ZM102 252V253H100V252ZM162 251V252H161ZM2 252H0V254H2L1 255V259H2V257H3V253ZM21 252V253H22ZM104 252H106V253H108V254H106V253H104ZM121 252L124 254H121ZM145 252V254H143ZM220 252V253H219ZM253 252V253H252ZM18 253H20V252H18ZM95 253L97 254V255H95ZM163 253V254H162ZM190 253V254H189ZM219 253V257H215V256H218L217 254ZM223 253L224 254H226V255H223ZM258 253V254H257ZM116 254V255H115ZM118 254H120V255H118ZM142 256H141V255ZM148 254V255H147ZM159 254V255H158ZM160 254H162V255H160ZM165 254V255H164ZM166 254H168V255H166ZM171 254V255H170ZM177 254V256H175ZM248 256H247V255ZM39 255V256H38ZM107 255V256H106ZM113 257H115V258H117L118 257V259H114V258H112V256ZM140 255V256H139ZM156 255V256H155ZM173 255V256H172ZM178 255H179V257H178ZM220 255H222L221 256V258H220ZM237 255V256H236ZM257 255V256H256ZM41 256V257H40ZM47 256V258H45ZM55 256H58V258H60V257H62L63 256V258H61V259H63L62 261V263H61V261H59L60 259H58L57 257H55ZM122 256V257H121ZM144 256H145V258H144ZM153 256V257H152ZM159 256V257H158ZM176 258H175V257ZM225 256H227V258L225 257ZM247 258H246V257ZM40 257V258H39ZM54 257V258H53ZM99 257H102V260L99 258ZM110 257H109V260H110ZM140 257V258H139ZM143 257V259H141ZM149 257V258H148ZM254 257V258H253ZM4 258V257H3ZM5 258H7V257H5ZM42 258H44V260L42 259ZM49 258V259H48ZM53 258V259H52ZM148 258V259H147ZM152 258V259H151ZM170 258H172V259H170ZM173 258H175L176 260L178 259V261H176L175 259L173 260ZM209 258H211L210 260L212 261V260H214L212 263H209L208 261H209ZM215 258V259H214ZM220 258V259H219ZM244 258V259H243ZM252 258V259H251ZM8 259H9V257H8ZM8 259H6V260H8ZM11 259H9V261L11 260ZM43 261H42V260ZM50 259H51V261H50ZM54 259H58V261H54ZM151 259V260H150ZM222 259V260H221ZM3 261H6V260H4V259H2ZM39 260V261H38ZM46 260V261H45ZM66 260L67 259H65V264L67 263L66 262ZM70 260V261H69ZM140 260V261H139ZM153 260V261H152ZM180 260V261H179ZM12 261L11 262H9L10 264L12 263ZM30 261V262H29ZM42 261V262H41ZM111 261V260H110ZM110 261L109 262H105V264L106 263H108V264H112L113 262L111 261V263H110ZM147 261V262H146ZM169 261V262H168ZM172 261H173V263H172ZM201 263H200V262ZM203 261H205V263L203 262ZM248 261V262H247ZM251 261V262H250ZM7 263H8V261H6ZM6 262H5V264H6ZM136 262H138V263H136ZM156 262V263H155ZM177 262V263H176ZM198 262V263H197ZM227 262V261H226ZM226 262H224V263H226ZM221 264H224L223 262H220ZM1 264V263H0ZM2 264H4V262L2 263ZM117 264V263H116ZM118 264H119V262H118ZM227 264V263H226Z\"/></svg>","mask_w":264,"mask_h":264},{"label":"bare ground","instance_id":"6f19581e","mask_svg":"<svg viewBox=\"0 0 264 264\" xmlns=\"http://www.w3.org/2000/svg\"><path fill=\"white\" fill-rule=\"evenodd\" d=\"M10 1V0H9ZM16 1V0H15ZM25 1V0H24ZM31 1V0H30ZM51 2L53 1V0H50ZM73 1H75V0H73ZM79 0H77V2H78ZM81 1V4L84 6H82V5H78V4H80V3H77V6L78 7H83L84 8V13H85V16L87 17L86 19L87 20H89V21H93L94 22V24H95V26L96 27H98L97 29H98V31H93L92 30V28H91V30L90 29H88L87 30V35L86 34H84V32H83V34H84V36H87V39L91 42V43H93V47H95V49L97 50V52H98V54H99V51L101 52V50H104L103 48H105L106 47V45L108 44V42H109V39L111 38V37H109L108 35L110 34V32L107 30L109 27H110V29L112 30L113 29V31L115 32V33H113V34H115L114 36H116L114 39L119 43V46L122 48V50H124V54H123V57L122 58H120V60H118L119 59V56H118V54H116V56H118V57H115V62L114 61H111V65H114V64H112V62L113 63H115V66L114 67H110L111 69L112 68H114V70L117 72V73H119V75L118 76H116V77H114L115 75L114 74H112V75H114L112 78H114V82H109L108 80H106V78L105 77H103L104 75L102 74V81L103 82H101V83H103L105 86H107L108 88H105V87H103V84H102V88H103V90L101 91V94H100V90L102 89V88H99L98 89V87L96 88V89H98V90H95L96 91V94L98 93V91H99V94H97V95H95L94 93H95V91H92V93L94 94V96H92L91 95V93L89 94V92H91V91H89V90H86V89H82V90H85V91H76L75 89H74V86L73 85H70L71 83H68L69 84V86L71 87L72 86V89L68 86L67 87V83H64L65 84V86L67 87V88H65L64 87V84L62 83V81L64 80L63 78H62V76H59V77H57V78H62V80L61 79H56V84H54L55 82L53 81V83L52 84H49V87H47L48 85H46L45 87H44V85H42L41 84V82L44 84V82H45V80H43V81H36L37 82V84H36V82L34 81V83H33V81H29V82H25V84H22V82H21V86H23V87H26L27 88V86L29 85L30 87L29 88H24V89H26V90H28L29 89V93H28V91L26 92V93H28L29 94V96L31 95V94H33V92L34 91H36V92H34V94H35V96H34V99H36L37 100V98L38 97H40L41 96V94H40V87H42L41 89H42V91H49V96H52V97H50L49 98V96H47V92H45V95H46V97H48V98H46V97H42V99L43 98H45V99H43L44 100V103H43V101L41 100V98H38L39 99V101H35L34 99H28L27 97L24 99V97H23V95H25V94H23L24 92H21L22 90H24L23 89V87L21 88L22 90L21 91H17V92H21V93H19L23 98L22 99H24L23 101H22V99H20L19 100V97L17 96V94H16V92L14 93L15 95H12L13 94V90H14V87H12V85H11V87L13 88V90H11L12 88H10V87H8V86H6V88L8 87L9 89H10V91L12 92V94L8 97V95H7V98H10L11 96L13 97V98H11V100L9 101V99H6V94L9 92V91H6L5 92V94H4V98L2 97V94H3V92L5 91V87L4 86H1V87H4V88H0V89H2L3 90V92L1 93V97H0V102H2V101H5V100H1V98L2 99H6V101L8 102H6V103H0V104H2L3 106H4V104H8L9 106H4V108L3 109H5L6 107L8 108V107H10L11 105V107H13V108H15V109H17L18 107H19V109L18 110H22L21 112L20 111H18L17 110V112H18V115L20 116H17V112L15 113L14 111H15V109H10V114H11V112H13L12 113V115H14L15 116V118H16V116H17V119H20V120H18L19 121V123H21L24 119V117L26 118L24 121H25V123H23V126L22 127H24L25 126V124H27V125H29V123H26V121L29 119V117H30V120L32 119L33 121L36 119V118H38V117H33V118H31V116L33 115V113L34 112H36V113H34V114H36V116H37V114H38V111H37V109L39 108V111L42 109V106H40V105H43V106H45L44 104H46V99H47V106L48 105H52V106H54L55 107V105H53V103L54 102H56V103H61V100H64L63 102H66V100L64 99V97H62V99H60V97H61V95L62 94H60L61 92H62V89L63 88H61V87H64L65 89H63L64 91H66V89H68L69 91H72V92H74L75 93V91L76 92H78V94H74V96H73V93L72 92H70V94L72 95V97H71V95L70 96H68L69 95V93H68V95H67V97H68V99L69 98H71V99H69L70 100V102L71 103H69L70 104V106H65V105H68V102H67V104H64L63 102V104H61V105H63V106H61L60 104V106H61V108L62 107H66L65 109L67 110L68 108H71V109H73V107H74V112L72 113V112H70V111H68V113H69V115H71V117L69 118L68 116H67V118H68V120L71 122V120H73L74 121V115L73 114H76V115H78V118L79 117H81L80 119H82V121H80V119H77L78 120V122L80 121V125H78V126H76V125H74L73 123L71 124V125H73V126H75V127H69L70 128V130L68 131V133L66 132V131H62V133H64V135H65V133L66 134H68V136L67 137H69L71 140L73 139V138H76V137H78L79 135H81L82 137H84L83 136V134L85 135V137L84 138H82V140L81 139H79L80 138V136H79V138H77V139H79V140H81L83 143V145H84V147L85 148H83V149H85L84 150V155H83V157H82V154H83V152H81V151H83V149H76V151H78L79 152V154H80V152L82 153V154H80V156L79 155H75L79 160H80V162H78L77 160H76V162H74V166L76 165L75 163H77V165H78V163H80L79 165L81 166V164H84V161L83 160H85L86 159V157H88V156H92L93 154H94V152H96L95 151V149L97 150V151H99V149H98V145L97 144H94V143H99V142H103V143H105V142H107V140H108V145H107V143H106V146L108 147L109 145H112V149H113V143H115V144H117L116 142L118 141V140H120L123 136H125V135H127L128 134V137H129V133H131V135H133L134 133H135V131H137L138 129L139 130H141L143 127H145V125H147V128H150L149 126H148V124H142V125H140V127L141 128H139V124L140 123H145V119H143L142 118V116H140L139 117V113H137L138 111H136V110H138V107L139 106H141L142 104H143V106H144V109H146L145 107V101H147L148 102V100L149 99H145V101L143 102V100L144 99H142V95H143V97L144 98H149V97H153V94L152 93H150V96H146L145 97V95L144 94H142L141 92L142 91H144L143 90V86H142V89H141V86H140V88L139 89H141L142 91L140 92V94L139 95H137V94H134V95H137V96H139V97H136V98H139V99H137L136 100V98H134L135 99V101L137 102V103H140V105H138V107H137V109H136V105H137V103L134 101V99H133V101H131L130 100V96L133 94V93H135V92H137L138 90H136V88H135V82L134 81H138L137 79H139L140 80V76H142V77H144V75L146 74V71H145V69L143 68V66H145V65H143L142 66V60H144V58L146 57H148L149 55H152L153 54V52H156L155 50H157V54L159 53V58H164L163 56L165 55L164 53H168L167 52V48H171L172 46L173 47H175V49L176 48H179V51H180V49H181V53L182 52H184V53H182V54H180V57H178V54H179V52H177V51H175V50H172L173 52H175V55L173 54V53H171V54H173L174 55V60L176 61V63L177 64H179V66H182V65H187V70H182V72L184 73V74H187V75H190L188 72H190V73H197V76H198V72H200L201 71V74L203 75V73H205V70L207 71V69L213 64L214 66H215V64H214V62H216L217 60L215 59L216 57H219L217 54H220L221 53V55L222 56H220V57H223L224 59H222L221 58V61H222V63H223V61L225 60V57L223 56V55H225V54H222V52H224V51H222L223 50V47H221L222 46V44H223V42H222V40H220V37H222L221 39H223L225 42H224V44L226 45V49L228 50V48H227V45L228 44H226V42L227 41H229L230 43H232L230 40H231V36L232 35H230L229 33H230V31H227V30H229V26L231 27V25H233L234 27H231L230 29H232V31H233V28L235 29V31L234 32H232L233 33V37H232V40H233V44H234V47H236V45L238 44V43H243V42H245L243 39L241 40L242 42H239V41H236V40H240V38H241V36H245V37H247V40L249 39V38H251V37H254L255 35L254 34H256V36H257V38L258 37H260L261 35V37H263V35H264V8H262L263 6H264V0L262 1V0H260V3H257L256 1L257 0H253V2L255 1L256 3H252V0H249V2H245V0H151V1H149V2H146V1H143V0H80ZM233 1V2H232ZM251 1V2H250ZM259 1V0H258ZM262 1V2H261ZM7 2V1H6ZM23 2V1H22ZM36 2H38V1H36ZM42 2V1H41ZM48 2V1H47ZM76 2V1H75ZM73 3V4H76V3ZM146 2V3H145ZM33 3V5H34V2H32ZM70 3V2H69ZM2 4V3H1ZM8 4V7L10 6L9 5V2L7 3ZM13 4V3H12ZM50 4V3H49ZM54 4H55V2H54ZM263 4V5H262ZM6 5V4H5ZM21 5V4H20ZM35 5H37V3L35 4ZM40 5H43V3L42 4H40ZM48 5V4H47ZM60 5V4H59ZM67 5V4H66ZM71 4H68L67 6H70ZM261 5V6H260ZM48 6H50V5H48ZM62 6H65V4L64 5H62ZM67 6H66V8H67ZM13 7V6H12ZM24 7V6H23ZM37 7L39 8V6L37 5ZM37 7H35V8H37ZM43 7V6H42ZM4 8V7H3ZM11 8V7H10ZM9 8V9H10ZM16 8V7H15ZM25 8V7H24ZM60 8V7H59ZM66 8H65V11H66ZM69 8V7H68ZM71 8V7H70ZM1 9V8H0ZM5 9H7V8H5ZM28 9V8H27ZM49 9V11L51 10L50 8H48ZM78 9H80V10H82L81 8H78ZM15 10V9H14ZM20 10V9H19ZM24 10V9H23ZM42 9H40V11H41ZM46 10V9H45ZM75 10V9H74ZM6 11V10H5ZM4 11V12H5ZM57 11V10H56ZM59 11V10H58ZM63 11L64 10H62L61 12L63 13ZM65 11H64V13H63V15H65ZM71 11V10H70ZM77 11V10H76ZM79 11V10H78ZM83 11V10H82ZM81 11V12H82ZM7 12V11H6ZM14 11H12V13H13ZM17 12H19V11H17ZM31 12H32V10H31ZM31 12H29L28 11V13H31ZM61 12H60V15H62L61 14ZM73 12V11H72ZM75 12V11H74ZM80 12V13H81ZM14 13H16V12H14ZM46 13H48V12H46ZM70 13V12H69ZM3 14H5V13H3ZM23 14V13H22ZM35 14V13H34ZM59 14V13H58ZM73 14V13H72ZM0 15L2 16V14H1V12H0ZM11 15V14H10ZM14 15V14H13ZM28 15H31L32 16V14H28ZM39 15H42V14H40L39 13ZM43 15H45V13H43ZM48 15V14H47ZM46 15V16H47ZM55 15V14H54ZM62 15V16H63ZM74 15H75V13H74ZM81 15H83L84 16V14L83 13H81ZM12 16V15H11ZM17 16V15H16ZM26 16V15H25ZM31 16H29L30 18H31ZM8 17V16H7ZM14 17V16H13ZM12 17V18H13ZM27 17V16H26ZM44 17V16H43ZM43 17L41 16V20L43 21ZM48 17V16H47ZM59 17V16H58ZM65 17V16H64ZM72 17V16H71ZM81 17V16H80ZM2 18H4V17H2ZM36 18H38V16L36 17ZM54 18V17H53ZM55 18H57V17H55ZM54 18V19H55ZM62 18V17H61ZM8 19H11V18H9L8 17ZM53 19V20H54ZM59 19H60V17H59ZM72 19H74V18H72ZM85 19V18H84ZM85 19V20H86ZM256 19H259V20H256ZM4 20H5V18H4ZM14 20V19H13ZM13 20H10L9 22H12ZM18 20V19H17ZM25 20V19H24ZM29 20V19H28ZM28 20H27V23H28V25H30L29 24V22H28ZM34 20V19H33ZM37 20V19H36ZM44 20H45V22H46V20L47 19H45L44 18ZM53 20H52V25H54V22H53ZM61 20V19H60ZM75 20V19H74ZM85 20H83V21H85ZM256 20V21H255ZM15 21V20H14ZM21 23L23 22V21H21V20H19ZM55 22H57V19L56 20H54ZM82 21V22H83ZM88 21V22H89ZM7 23H8V21H6ZM33 22V21H32ZM41 22V21H40ZM49 22V21H48ZM65 22V21H64ZM87 22V23H88ZM15 23H16V21H15ZM25 23V22H24ZM27 23H25V24H27ZM42 23H44V22H42ZM67 23V22H66ZM75 23V25H76V21L74 22ZM4 24H5V22H4ZM23 24V23H22ZM39 24V23H38ZM85 24H86V22H85ZM222 24V26L220 27V25ZM224 24V25H223ZM228 24V25H227ZM231 24V25H230ZM10 25V24H9ZM13 25V24H12ZM19 25L21 26V24L19 23ZM18 25V26H19ZM24 25V24H23ZM28 25H25V26H28ZM32 25V24H31ZM40 25V24H39ZM72 25H73V23H72ZM89 25V24H88ZM3 26V25H2ZM48 26H49V24H48ZM51 26V25H50ZM55 26V25H54ZM80 26H82V24H80ZM84 26V25H83ZM90 26V25H89ZM227 26V28L228 29H226L225 27ZM42 27V26H41ZM46 27H47V25H46ZM71 27V26H70ZM79 27V26H78ZM95 27V28H96ZM8 28V27H7ZM12 28H13V26H12ZM30 28V27H29ZM28 28V29H29ZM55 28H57L56 26H55ZM80 28V27H79ZM78 28V29H79ZM83 28V30H84V28H85V26L84 27H82ZM20 29V28H19ZM31 29V28H30ZM51 29V28H50ZM61 29H62V27H61ZM77 28H76V33L78 34V30ZM81 29V28H80ZM9 30H11V29H9ZM14 30V29H13ZM38 30H39V28H38ZM53 31H55V29L53 28L52 29ZM51 30V31H52ZM57 30V29H56ZM58 30H59V28H58ZM66 30V29H65ZM68 30V29H67ZM15 31V30H14ZM37 31V30H36ZM42 31V30H41ZM40 31V32H41ZM45 31H47L46 29H45ZM50 31V30H49ZM48 31V32H49ZM60 31H62V30H59V33H60ZM69 31V30H68ZM73 31V30H72ZM71 31V32H72ZM82 31V30H81ZM109 33H108V32ZM23 32V31H22ZM44 32V31H43ZM57 32V31H56ZM70 32V31H69ZM229 32V33H228ZM25 33H26V31H25ZM35 33V32H34ZM47 33V32H46ZM45 33V34H46ZM58 33V32H57ZM62 33H64V31H62ZM231 33V34H232ZM249 33H252L251 35L249 34ZM30 34V33H29ZM36 34V33H35ZM53 34V33H52ZM70 34V33H69ZM76 34V38L78 37V39H76L75 38V35L74 36H72V37H70V41H72V40H75V42L77 41V44H78V41H79V45H82V44H80V38L83 36L82 34H81V36H78V35H80V34H78L77 35ZM112 34V35H113ZM227 34H229V36L228 37H230V40H228V37H227ZM246 34H249L251 37H249V35L248 36H246ZM26 35H27V33H26ZM26 35H24L23 36V38L26 36ZM38 35H39V33H38ZM43 35L44 34H42V41H45L44 40V37H43ZM50 35H51V33H50ZM54 35H55V33H54ZM64 35V34H63ZM59 36V37H64V36ZM71 35H72V33H71ZM111 35V36H112ZM239 35H240V38L239 39H237L238 37H239ZM29 36V35H28ZM27 36V37H28ZM33 36H34V34H33ZM36 36H37V34H36ZM57 36H58V34H57ZM56 35L54 36V37H57ZM224 36H226L225 38H223ZM234 36H237L236 37V39L234 38ZM255 36V37H256ZM30 37H32L31 35H30ZM68 37V36H67ZM80 37V38H79ZM242 37V38H243ZM249 37V38H248ZM18 38V37H17ZM33 38V37H32ZM35 38V40L33 39V40H31V43L33 42V41H35L36 43H37V41H36V37H34ZM38 38V37H37ZM39 38V39H40ZM46 38V37H45ZM49 38V37H48ZM50 38H53V36H51ZM60 38V39H61ZM218 38V39H217ZM264 38V37H263ZM26 39V38H25ZM28 39H29V37H28ZM28 39H27V42H29L28 41ZM40 39V40H41ZM55 39V38H54ZM57 39H59V38H57ZM59 39V40H60ZM64 39V38H63ZM62 39V40H63ZM66 39V38H65ZM83 39V38H82ZM85 39H86V37H85ZM227 39V40H226ZM261 39V38H260ZM7 40V39H6ZM22 40H24V39H22ZM49 40H51V39H49ZM56 40V39H55ZM58 40V41H59ZM60 41V42H63V41ZM88 40H87V42H88ZM253 41H254V39H252ZM251 39L249 40V41H251V44L253 43L254 44V42L252 41ZM256 40V39H255ZM258 40V39H257ZM256 40V41H257ZM4 41V40H3ZM8 41V40H7ZM11 41V39L9 40V42ZM21 41V40H20ZM20 41H18V39H17V41L16 42H18V43H21ZM26 41V40H25ZM57 41V42H58ZM65 41V40H64ZM248 41V42H249ZM255 41V42H256ZM260 41V40H259ZM258 41V42H259ZM14 42V41H13ZM15 42V43H16ZM27 42H23L24 44H26ZM34 42V43H35ZM47 43H48V40L46 41ZM46 42H44L45 44H46ZM82 42H84V39H83V41ZM85 42H86V40H85ZM84 42V43H85ZM87 42H86V44H87ZM222 42V43H221ZM228 42V43H229ZM238 42V43H237ZM247 42V41H246ZM261 42V41H260ZM3 43L4 42H2V44H1V42H0V44L1 45H3ZM7 42H5V44H6ZM11 43H12V41L10 42V46H11V48H12V45H11ZM22 43V44H23ZM30 43V42H29ZM28 43V44H29ZM34 43H32V44H30V45H35L36 46V44H34ZM43 43V44H44ZM56 43V42H55ZM59 43V42H58ZM64 43V42H63ZM73 43V42H72ZM71 43V44H72ZM112 44H113V42H111ZM237 43V44H236ZM257 43V42H256ZM5 44L3 45V46H5ZM9 43H7V45H8ZM12 44H14V43H12ZM38 44H39V42H38ZM40 44H42V43H40ZM51 44H53V41H52V43ZM50 44V42H49V45H51ZM70 44V45H71ZM74 44V43H73ZM73 44H72V46H73ZM116 44V43H115ZM248 44V43H247ZM264 44V43H263ZM262 44V42H261V45H258V47H260L261 46V48H263L262 46H264ZM15 45H17V44H15ZM15 45H13V46H15ZM19 45V44H18ZM18 45H17V47H18ZM57 46H58V44H56ZM63 45V44H62ZM62 45H59V47L60 46H62ZM75 45H76V43H75ZM88 45H89V43H88ZM91 45V44H90ZM117 45V44H116ZM116 45H114V46H116ZM218 45V46H217ZM219 45H221V46H219ZM232 45V44H231ZM257 45H256V47L254 46V49H255V51H256V48H258L257 47ZM20 46H21V44H20ZM24 46L25 45H23V48H24ZM26 46H28L27 44H26ZM43 46V45H42ZM54 46H55V44H54ZM82 46H84V45H82ZM82 46H80V48L82 47ZM91 46V47H92ZM109 46H110V43H109ZM114 46L112 45V47H111V49L113 50L114 49ZM182 46H184V48H185V46H187L188 48H189V50L190 49H192V53H193V55L195 56V52H193V50H194V48L195 49H197V50H200L199 51V53L201 52L202 53V51L204 50H207V47H212L213 49H211V52H213L214 51V49H216V48H218L217 50H215L216 52H219V53H211L212 55H215L216 57H211V59L209 60V55H210V53H209V55L207 56V53L210 51L209 50V48H208V50L206 51L207 53L204 55L203 54V57L205 56V57H207V58H200L199 56H197V57H199V58H192V56L190 57L191 59H188L187 57H188V54L190 53V52H188V53H186L185 52V50L184 49H182ZM224 46V45H223ZM229 46V45H228ZM239 46V45H238ZM238 46H237V48H238ZM252 46V45H251ZM16 47V48H17ZM37 47V46H36ZM38 47H40L39 45H38ZM38 47H37V50H38ZM45 47V46H44ZM49 47H53V46H49ZM59 47H57L58 48V50H59ZM71 47V46H70ZM75 47V46H74ZM74 47H72V48H74ZM88 46H86V48H87ZM232 47H233V45H232ZM231 47V48H232ZM241 47H243V44H242V46ZM240 46H239V48H241ZM15 48V47H14ZM15 48V49H16ZM19 48V47H18ZM22 48V49H23ZM31 49L33 48V47H30ZM35 48V47H34ZM47 48V47H46ZM55 48L56 47H54V50H55ZM65 48H66V45H65ZM65 48H64V51H65ZM79 48V49H80ZM86 48H85V50H86ZM89 48H90V46H89ZM89 48H87V49H89ZM106 48H108V47H106ZM116 48V47H115ZM220 48H222V49H220ZM225 48V47H224ZM3 49H4V47H3ZM28 49H29V46H28ZM42 49V51L43 52H45L44 50H43V48H41ZM51 49V48H50ZM67 49V48H66ZM70 49V48H69ZM84 49V48H83ZM171 49H173V48H171ZM171 49H169V50H171ZM186 50H187V48H185ZM220 49V50H219ZM249 49V48H248ZM253 49V47L250 49V50H254ZM11 50V49H10ZM33 50V49H32ZM40 50V49H39ZM39 50L37 51V53L39 52ZM46 50V49H45ZM57 50V49H56ZM71 50V49H70ZM77 50H78V48H77ZM92 50V49H91ZM107 50V49H106ZM105 50V51H106ZM225 51V52H227L228 54H229V52L228 51ZM234 50H236L235 52H237L238 50L237 49H235L234 48ZM249 50V51H250ZM262 50H264V48L262 49ZM261 49H259V52L258 53H260L261 51H262ZM1 51V50H0ZM12 51V50H11ZM23 51H25L24 49H23ZM22 51V52H23ZM27 51V50H26ZM29 51V50H28ZM51 51V50H50ZM80 51V50H79ZM79 51H78V53H79ZM82 51V50H81ZM110 50L108 49V52H109ZM119 51V50H118ZM166 51V52H165ZM188 51V50H187ZM195 51V50H194ZM245 51V50H244ZM248 51V50H247ZM254 51V52H255ZM18 52V51H17ZM33 52V51H32ZM31 52V53H32ZM41 52V51H40ZM53 52V51H52ZM62 52V51H61ZM60 51H59V54L61 53ZM83 52H85V51H83ZM88 52H90L89 50H88ZM122 51H121V49H120V56L122 55V53H121ZM169 52H171V51H169ZM233 52V51H232ZM232 52H230L231 54H232ZM235 52H233V53H235ZM251 52H253V51H250V53ZM257 52V51H256ZM255 52V53H256ZM264 52V51H263ZM13 53L15 54V52L13 51ZM46 53V52H45ZM58 53V52H57ZM74 53V52H73ZM82 53V52H81ZM85 53H87V50H86V52ZM96 53V52H95ZM106 53H107V51H106ZM178 53V54H177ZM254 53V54H255ZM2 54V53H1ZM28 54H30V52H28ZM42 54V53H41ZM44 54V53H43ZM64 54H66L65 52H64ZM77 54V53H76ZM76 54H75V57H76ZM98 54L96 53V55L98 56ZM156 54V53H155ZM183 54H185L184 56H186L187 55V57L185 58L184 56H183ZM191 54V53H190ZM196 54H198V52L196 51ZM228 54H226L227 55V58H228V56L230 55H228ZM242 54V53H241ZM252 54V53H251ZM16 55V54H15ZM40 55V54H39ZM44 55H46V54H44ZM63 55V54H62ZM67 55H71L72 56V54H70V53H67ZM78 55V54H77ZM80 55H82V54H80ZM101 55H102V53H101ZM104 55V54H103ZM200 55V54H199ZM202 55V54H201ZM225 55V56H226ZM235 55V54H234ZM237 55V54H236ZM235 55V56H236ZM261 56L262 55H264V53H262L261 52V54H260ZM259 55V57H261ZM22 56V55H21ZM27 56V55H26ZM34 56V55H33ZM79 56V55H78ZM77 56V57H78ZM93 56H94V53H93ZM100 56V55H99ZM98 56V57H99ZM155 56V55H154ZM158 56V55H157ZM157 56H156V58H157ZM166 56H170L169 54L168 55H166ZM175 56H177V58L175 59ZM6 57V56H5ZM70 57V56H69ZM96 57V56H95ZM98 57H96L97 59H99ZM151 57H153V55L151 56ZM170 57H172V56H170ZM181 57H184V58H181ZM240 57V56H239ZM251 57V56H250ZM257 57V56H256ZM256 57H255V60H253L252 58H253V56H252V60L255 62L256 60H257V63H258V60L260 59L259 57H257V58H259V59H256ZM7 58H8V56H7ZM19 58V57H18ZM31 58V57H30ZM73 58H74V56H73ZM155 58V57H154ZM153 58V59H154ZM173 58V57H172ZM213 58L216 60H213ZM226 58V59H227ZM230 58V57H229ZM238 58V57H237ZM10 59V58H9ZM8 59V60H9ZM13 59V58H12ZM71 59V58H70ZM97 59H94V61L95 60H97ZM101 59V58H100ZM112 59V60H113ZM158 59V58H157ZM168 59H169V57H168ZM263 61H264V56H263ZM0 60H2V59H0ZM6 60V59H5ZM7 60V61H8ZM16 60H17V58H16ZM32 60V59H31ZM117 60V61H116ZM149 60V59H148ZM156 60V59H155ZM160 59H158V62H160L159 61ZM163 60V59H162ZM173 60V61H174ZM247 60V59H246ZM249 60V59H248ZM247 60V61H248ZM261 60V59H260ZM97 61H99V60H97ZM153 61V60H152ZM166 61V60H165ZM212 62V64H211V62ZM253 61H250L251 63L253 62ZM263 61H260V63H263ZM4 62V61H3ZM13 62V61H12ZM143 62H145V61H143ZM167 62V61H166ZM169 62H171V60H169ZM218 62V61H217ZM246 62V61H245ZM249 62V63H250ZM96 63V62H95ZM168 63V62H167ZM173 63V62H172ZM6 64V63H5ZM10 64V63H9ZM21 65H22V63H20ZM154 64V63H153ZM155 64H157V63H155ZM154 64V66H156ZM170 64V63H169ZM175 64V63H174ZM173 64V65H174ZM220 64V63H219ZM240 64V63H239ZM254 64V63H253ZM110 65V64H109ZM147 65V64H146ZM164 65H166V64H164ZM173 65H169V67H172ZM217 66H219L218 64H216ZM238 65V64H237ZM244 65H246V63L244 64ZM243 65V66H244ZM2 66V65H1ZM16 66V65H15ZM158 66V65H157ZM160 66V65H159ZM175 66H177V65H175ZM174 66V67H175ZM224 66V65H223ZM227 66V65H226ZM239 67H240V65H238ZM251 66L253 67V65L251 64ZM254 66H255V64H254ZM3 67V66H2ZM17 67V66H16ZM19 67H21V66H19ZM164 67V66H163ZM245 67H248V66H245ZM244 67V69L246 70V68ZM249 67H250V65H249ZM249 67H248V69H249ZM146 68V67H145ZM149 68V67H148ZM161 68V67H160ZM177 68V67H176ZM226 68V67H225ZM228 68V67H227ZM241 68H242V63H241ZM251 68V67H250ZM264 68V67H263ZM15 69H17V68H15ZM19 69H22V67L21 68H19ZM152 69H154V67H152ZM156 69V68H155ZM154 69V70H155ZM164 69V68H163ZM172 69H173V67H172ZM182 69V68H181ZM184 69H186V67L184 68ZM210 69V68H209ZM214 69V68H213ZM231 69V68H230ZM238 71H239V68L237 67L236 68ZM236 69H234V73H235V70ZM93 70V69H92ZM149 70H150V68H149ZM149 70H147V72L149 71ZM166 70V69H165ZM210 70H212V68L210 69ZM210 70H208L207 71V73L210 71ZM236 70V71H237ZM21 71V70H20ZM89 71V70H88ZM94 71V70H93ZM97 71H98V69H97ZM106 71V70H105ZM157 71H158V69H157ZM180 71V70H179ZM187 71V72H186ZM203 71V72H202ZM212 71H214V70H212ZM212 71H210L209 73H210V75H211V72ZM224 71V70H223ZM233 71V70H232ZM244 71V70H243ZM242 71V72H243ZM79 72V71H78ZM90 72V71H89ZM95 72V71H94ZM154 72V71H153ZM181 72V73H182ZM221 72V71H220ZM226 72V71H225ZM252 72H253V69H252ZM20 73V72H19ZM86 73H87V69H86ZM98 73H99V71H98ZM97 73V74H98ZM110 73V72H109ZM109 73H108V75H109ZM150 73H152V71L150 72ZM150 73H147V75L149 74L150 75ZM157 73V72H156ZM168 75H170L169 73H170V69H169V73L168 72H166ZM175 73H176V71H175ZM181 73H179V75L181 74ZM182 73V74H183ZM195 73V74H196ZM233 73V74H234ZM237 73V72H236ZM236 73H235V76H236ZM18 74V73H17ZM94 74V73H93ZM158 74H160V73H158ZM164 74H165V72H164ZM163 74V75H164ZM222 74V73H221ZM221 74H219L220 76H221ZM227 75L226 76H228L229 74L228 73H226ZM242 74V73H241ZM16 75V74H15ZM111 75V74H110ZM128 76V78L129 79H127L126 77H124V78H126L127 79V82L126 81H124V78H123V76ZM147 75H145V76H147ZM156 75V74H155ZM162 75V74H161ZM179 75H176V76H179ZM200 75V74H199ZM223 75V74H222ZM167 76V75H166ZM173 76H174V73H173ZM172 76V77H173ZM175 76V77H176ZM180 76H182V75H180ZM195 76V75H194ZM209 76V75H208ZM216 76V75H215ZM224 77H225V75H223ZM223 76H222V79H221V77H219L218 78V76H216L218 79H221V80H224L223 79ZM234 76V75H233ZM234 76V77H235ZM1 77V76H0ZM81 77V76H80ZM79 77V78H80ZM84 77V76H83ZM92 77V79L93 78H95V76L93 77V76H91ZM108 77V76H107ZM141 77V78H142ZM152 77V76H151ZM183 77V76H182ZM199 77V76H198ZM197 77V78H198ZM145 78V77H144ZM144 78H143V80H144ZM160 78V77H159ZM164 78V77H163ZM162 78V79H163ZM179 78H181V77H179ZM191 80H192V75L189 77ZM201 78H204V76L203 77H201ZM217 78H215V80L217 79ZM51 79V78H50ZM81 79V78H80ZM89 79H91V78H89ZM125 79V80H126ZM151 79V78H150ZM169 79V78H168ZM167 79V80H168ZM176 79H178V78H176ZM195 79V78H194ZM199 79V78H198ZM207 79H208V77H207ZM217 79V80H218ZM228 79V78H227ZM244 79V78H243ZM2 80V79H1ZM53 80H54V78H53ZM57 80H61V82H60V84L59 85H61L60 86V88H61V90L59 89V87H56L57 86V83L59 82V81H57ZM68 80V79H67ZM98 80H100V79H98ZM113 80V79H112ZM129 80V81H128ZM152 80L153 79H151V83H152ZM165 80V79H164ZM174 80H175V78H174ZM182 80V79H181ZM180 80V81H181ZM183 80H184V77H183ZM182 80V81H183ZM196 80V79H195ZM213 80V79H212ZM215 80H214V82H215ZM229 80H231V79H229ZM235 80V79H234ZM86 82H87V80H85ZM97 81V80H96ZM111 81V80H110ZM142 81V80H141ZM150 81V80H149ZM149 81L147 80L146 82H148L149 83ZM154 81H156L155 79H154ZM172 81H173V79H172ZM171 81V82H172ZM187 81V80H186ZM194 81V80H193ZM193 81H192V83H193ZM197 81V80H196ZM1 82V81H0ZM2 82H4V80H2ZM32 82V85L34 84V86H38L37 88L39 89H36V88H34V87H32L31 85H30V83ZM46 82H48L47 80H46ZM83 82H84V80H83ZM132 82H134V86H132ZM143 82V81H142ZM171 82L169 83V82H167V83H169V85L171 84ZM185 82V81H184ZM183 82V84H185ZM189 82H191V81H189L188 80V86L190 85V83ZM195 82V81H194ZM238 82V84H239V80L237 81ZM237 82H236V85H237V87H239V89H240V95H242V96H245L246 95V93H247V88H246V85H245V83L244 82H241L239 85L237 84ZM28 83V84H27ZM51 83V82H50ZM85 83V82H84ZM94 82H92V84H93ZM100 83V84H101ZM140 83V82H139ZM145 83V82H144ZM158 83V82H157ZM161 83V82H160ZM159 83V84H160ZM230 83V82H229ZM234 83V82H233ZM232 83V84H233ZM1 84H3V83H1ZM0 84V85H1ZM38 84H40V85H38ZM46 84V83H45ZM95 84V83H94ZM147 84V83H146ZM150 84V83H149ZM149 84H147V85H149ZM153 84V83H152ZM152 84H151V86H152ZM179 84V83H178ZM182 84V83H181ZM210 84H214V83H210ZM4 85V84H3ZM54 85V86H53ZM58 85V86H59ZM140 85H142V83H140ZM144 85V84H143ZM146 85V86H147ZM164 85V84H163ZM169 85L167 86V87H169ZM175 85V84H174ZM192 85V84H191ZM195 85V84H194ZM217 85V84H216ZM219 85H221V84H219ZM223 85V84H222ZM236 85H234V86H236ZM10 86V85H9ZM19 86H20V84H19ZM18 85H15V89H18L17 87H19ZM40 86V87H39ZM51 86H53L54 87V89L56 90V92L58 91L57 90V88L59 89V92H57V93H59L60 94V97H59V95L57 96V93L56 92H54L53 91V93L57 96L56 98L57 99H59L58 101H53V103L51 104V103H49L48 102V99H51V98H53V95L54 94H52L50 91H52L53 89H51ZM137 86V85H136ZM139 86V85H138ZM151 86H150V88H151ZM154 86V85H153ZM156 86V85H155ZM154 86V87H155ZM160 87L162 86V83L159 85ZM180 86V85H179ZM212 86V85H211ZM233 86V85H232ZM32 87V88H31ZM43 87H44V89L47 87V89H43ZM52 87V88H53ZM101 87V86H100ZM153 87V88H154ZM164 87V86H163ZM172 88H173V86H171ZM177 87V86H176ZM185 87V86H184ZM214 87V86H213ZM216 87V86H215ZM228 87V86H227ZM227 87H225V88H227ZM50 88V90H48ZM70 88V89H69ZM119 89L120 88V90L119 91H122V93H120V94H122V95H120L119 93H117V92H115L116 91V89ZM121 88H123L122 90H121ZM145 88V87H144ZM148 88H149V86H148ZM146 88V94L147 95H149L148 94V90H152L153 88ZM155 88H157V87H155ZM154 88V89H155ZM166 88V85H165V87H164V89ZM210 88V87H209ZM235 88V87H234ZM253 88V87H252ZM35 89V90H34ZM81 89V88H80ZM117 89V90H118ZM138 89V88H137ZM153 89V90H154ZM169 89H171V88H169ZM188 89V88H187ZM221 89H223V87L222 88H220V90ZM230 89V88H229ZM228 89V90H229ZM238 89V90H239ZM2 90H0V91H2ZM8 90V89H7ZM18 90H20V87H19V89ZM30 90H34L33 92H31V94H30ZM136 90V91H135ZM160 90H162V88H160ZM173 90H175V89H173ZM182 90H184L183 88H182V86H181V91ZM191 90H193V89H191ZM16 91V90H15ZM39 91V93H37ZM64 91H63V94H65L64 93ZM86 91H89V92H86ZM149 91V92H150ZM159 91V90H158ZM158 91H156V89H155V91H153V93L155 92V94L158 92ZM163 91V90H162ZM165 91H166V89L162 92V93H164L165 94ZM171 93L173 92V91H171V90H169ZM176 91H177V89H176ZM186 91V90H185ZM189 91H190V89H189ZM218 91V90H217ZM233 91V90H232ZM237 91V90H236ZM257 91V90H256ZM66 92H68V91H66ZM86 93L87 95H85L84 93ZM152 92V91H151ZM182 92H184V91H182ZM181 92V93H182ZM187 92L188 91H186V94H187ZM252 92H254V91H252ZM44 93V92H43ZM47 93V94H46ZM80 93H83L84 95H85V97H87V98H83V96L84 95H82V94H80ZM143 93H145V92H143ZM168 92H166V94H167ZM176 93V92H175ZM175 93H173V94H175ZM178 93V92H177ZM181 93H178L179 95H181L182 96V94ZM194 93V91L192 92V94ZM225 93V92H224ZM33 94V95H34ZM40 94V96H38ZM142 94V95H141ZM152 94V95H151ZM160 95H162L161 94V92L159 93ZM164 94H163V98H165L164 97ZM170 94V93H169ZM188 94H189V92H188ZM191 94V93H190ZM216 94V93H215ZM215 94H212L213 96L215 95ZM36 95H37V97H36ZM54 95V96H55ZM76 95H78V96H80V97H77ZM81 95H82V98L84 99H82L81 100ZM90 95V96H89ZM134 95H133V97H134ZM159 95V96H160ZM172 95V94H171ZM222 95H224V94H222ZM15 96H17V97H15ZM27 96V95H26ZM28 96V97H29ZM155 96V95H154ZM180 96V97H181ZM188 95H186V97H187ZM190 97L189 98H191L192 97V95H189ZM194 96H195V93H194ZM212 96V97H213ZM216 96V95H215ZM226 95H224L223 97H225ZM251 96V95H250ZM31 97H32V95H31ZM30 97V98H31ZM59 97V98H58ZM66 97V96H65ZM66 97V98H67ZM156 97V96H155ZM155 97H154V99H155ZM158 97V96H157ZM171 97V96H170ZM183 98H181V100H180V98H178L177 97V101H176V99L174 100V101H176V102H178V99L181 101L180 102V104L182 103V106L180 105H178L177 104V107L179 106V112H180V109L181 108H183V103L184 102H182L183 100H185L186 101V99L188 98H186L185 97V99H184V95L182 96ZM209 97V96H208ZM234 97V96H233ZM232 97V98H233ZM252 97V96H251ZM16 98H18L17 100H16ZM55 98V97H54ZM51 99V100H57V99ZM128 98V99H127ZM142 100H141V99ZM166 98L168 99V97L166 96ZM165 98V99H166ZM200 98V97H199ZM218 98H219V95H218ZM231 98V99H232ZM28 99V100H27ZM153 99V98H152ZM161 99V98H160ZM159 99V100H160ZM165 99H164V101H165ZM172 99H173V96H172ZM183 99V100H182ZM192 99V98H191ZM210 99H213V98H210ZM235 99L237 100V98L235 97ZM249 99V98H248ZM251 99V98H250ZM252 99H254V97L252 98ZM13 100H16V101H14L13 102ZM19 100V101H18ZM26 100V101H25ZM142 101V102H138V101ZM151 100V99H150ZM171 100V99H170ZM193 100H195V99H193ZM217 100V99H216ZM222 100L223 99H221L220 100V102H222ZM247 100V99H246ZM17 101H18V103H17ZM30 101V102H29ZM31 101H32V104H31ZM50 101V100H49ZM60 101V102H59ZM82 103H81V102ZM156 101H157V98H156ZM155 101V102H156ZM173 101V100H172ZM188 101V100H187ZM210 101V100H209ZM213 102L215 101V100H212ZM10 102V103H9ZM21 104H20V103ZM35 102H36V104H35ZM43 103V104H41V103ZM51 102V101H50ZM80 102V103H79ZM152 102V101H151ZM153 102H154V100H153ZM155 102H154V104H155ZM159 102V101H158ZM192 102V101H191ZM191 102H189V103H191ZM220 102H219V104H220ZM235 102V101H234ZM241 102H242V100H241ZM241 102H239V101H237L235 104H233L232 103V101L230 102V103H232L233 105L230 107L229 105L227 106L228 108L226 109V111L227 110H230V109H232V110H236V109H240V108H242L243 106H244V104L243 103H241ZM249 102H251V101H249ZM12 103V104H11ZM39 103H40V105H39ZM49 103V104H48ZM55 103V104H56ZM84 103V104H83ZM142 103V104H141ZM145 103V104H144ZM161 103H162V99H161ZM164 103H167V101L166 102H163V104ZM168 103H169V101H168ZM179 103V102H178ZM211 103V102H210ZM215 103H216V101H215ZM14 104H16V105H14ZM19 104V105H18ZM28 104H31L30 105V107H29V105ZM75 104V106L77 105V107H75V106H73L72 107V105H74ZM83 104V105H82ZM148 104V103H147ZM151 104H153V103H151ZM157 104V103H156ZM159 105H156V108H157V106H160V103H158ZM171 104H173L174 105V109H178L177 107H176V104H175V102L173 103V102H171ZM184 104H186V103H184ZM200 104H201V102H200ZM251 104V103H250ZM250 104H249V106H250ZM263 104V103H262ZM2 105H0V106H2ZM21 105V106H20ZM26 105V106H25ZM27 105H28V108H30L31 109V106H34L35 105V107H34V109L33 110H31V111H34V112H32V114H31V112L27 109V108H25V107H27ZM37 105H39L40 107H37ZM78 105H82L81 107L79 106L78 107ZM166 105V104H165ZM191 105V104H190ZM189 105V106H190ZM231 105V104H230ZM248 105V104H247ZM246 105V106H247ZM251 105H253V104H251ZM256 105V104H255ZM15 106V107H14ZM18 106V107H17ZM24 107V108H20V107ZM52 106H50V107H48V109L49 108H51ZM56 106H57V104H56ZM148 106H149V104H148ZM147 106V107H148ZM151 106V105H150ZM155 106V105H154ZM166 106H168V108H171V107H169V105H166ZM166 106H164V108L166 107ZM218 106V105H217ZM248 106V107H249ZM17 107V108H16ZM181 107V108H180ZM185 107H186V105H185ZM184 107V108H185ZM195 107V106H194ZM197 107H200V106H197ZM222 107V106H221ZM230 107V108H229ZM247 107V108H248ZM253 107V106H252ZM260 107V106H259ZM1 108V107H0ZM1 108V109H2ZM36 108V109H35ZM153 107H149V109H152ZM162 108H163V105H162ZM164 108H163V114H167V112L169 111H171V114H172V110L173 109H170V110H168L167 108V112L164 110ZM192 107L190 106V108H189V110L191 109ZM196 108V107H195ZM194 108V109H195ZM43 109H44V107H43ZM47 108H46V106H45V109L44 110H46ZM48 109H47V111H48ZM71 109H69V110H71ZM149 109H147V111L149 110ZM159 110L161 109V107H159L158 108ZM188 109V108H187ZM201 109V108H200ZM249 109H250V107H249ZM261 109V108H260ZM259 109V110H260ZM12 110V111H11ZM14 110V111H13ZM26 110H28V111H26ZM52 110H53V108H52ZM56 111L58 110V109H55ZM140 110V112H141V115H144V114H142V112L144 111L143 110V108H142V110H141V108L139 109ZM152 110H155L156 111V109H152ZM182 111H187V110H183V109H181ZM199 110V109H198ZM202 110V109H201ZM214 110V109H213ZM252 110V109H251ZM258 110V109H257ZM1 111V110H0ZM8 112L9 111V109L7 110V109H5L4 110V112H0V113H3V115H4V113L5 112ZM71 111H73V110H71ZM146 110H145V112H147ZM155 111H151V110H149L148 112L149 113H152V112H154L155 113ZM161 111V110H160ZM175 110H173V112H174ZM177 111V110H176ZM176 112V115L178 116V114H179V112ZM181 111V112H182ZM200 111V110H199ZM198 111V112H199ZM225 111V112H226ZM249 111V110H248ZM261 111V110H260ZM6 112V113H7ZM27 112V113H26ZM30 112V113H29ZM41 113L43 112V110L42 111H40ZM50 112H51V109H50ZM157 112V111H156ZM180 112V113H181ZM191 112V111H190ZM197 112V113H198ZM245 112H246V114H247V111L245 110ZM245 112H243L242 114H244ZM257 112V111H256ZM6 113H5V116H6ZM20 113H22V114H20ZM41 113H39V114H41ZM46 113V112H45ZM49 113V112H48ZM53 113V112H52ZM144 113V112H143ZM149 113H148V115H149ZM158 113V112H157ZM175 113V112H174ZM173 113V114H174ZM178 113V114H177ZM186 113H188V114H190L189 113V111H187ZM203 113H205L204 111H203ZM161 114V113H160ZM187 114V115H188ZM193 114H194V112H193ZM207 114V113H206ZM206 114H204V115H206ZM215 114V113H214ZM223 114H227V112L226 113H223ZM240 114V113H239ZM22 115L24 116V117H22ZM27 115H30V116H27ZM146 115H147V113H146ZM151 115L152 114H150V117H151ZM175 115V116H176ZM199 115H201L200 113H199ZM222 115V114H221ZM230 115H232V113L230 114ZM238 115V114H237ZM241 115V114H240ZM259 115V114H258ZM9 116V115H8ZM28 118H27V117ZM41 116H42V114H41ZM153 116V115H152ZM161 116L163 117L164 115H162L161 114ZM168 116V121H167V119H164V120H166L167 122H165V123H167L168 125H169V118L171 119L172 117H170L169 115H167ZM167 116L166 117H164V118H167ZM177 116H176V118H177ZM184 115L183 114H181L179 117H180V119H181V117L182 118H184L183 117ZM191 116H193L192 115V112H191ZM195 116L197 117V114H195ZM195 116H193V118H191L189 115L188 116H186V117H189V120H191V119H194V117ZM202 116V115H201ZM200 116V117H201ZM218 116V115H217ZM229 116V115H228ZM233 116H234V114H233ZM236 116V115H235ZM245 116V115H244ZM11 117V116H10ZM19 117V118H18ZM21 117H22V119H21ZM77 117V116H76ZM149 117V119L151 120V118ZM160 117V115L157 117V118H159ZM206 117H207V119H208V116L206 115ZM221 117V116H220ZM261 117V116H260ZM35 118V119H34ZM141 118H142V120H141ZM154 118V117H153ZM156 118V117H155ZM230 118V117H229ZM256 118V117H255ZM254 118V119H255ZM257 118H258V116H257ZM13 118H10L9 119V117H8V120H10L9 122L12 124H10V126L9 127H6L8 124H7V122L8 121H6L5 123L7 124L6 126L4 125L3 127H5V131H3L4 129H2V131H3V135L1 134L2 132H1V130H0V140H3V139H1V138H11L12 136H13V138H11V140H15V137L17 136V134L18 133H15V132H20L21 133V131H22V129H23V131H26V132H29V130L28 129H30V130H32L31 128H32V126H31V124H30V126H31V128H30V126H29V128L28 129H25V128H22L21 127V125L19 124V123H17L16 122V124L13 122V121H11ZM71 119V120H70ZM148 119V118H147ZM148 119V120H149ZM173 119V118H172ZM196 119V120H195ZM194 120L197 122V120H199V119H197V118H195ZM203 119V118H202ZM202 119L201 120H199L198 122H199V124H205V123H201V121H202ZM207 119H204L205 120V122H206V120ZM253 119V118H252ZM261 119V118H260ZM3 120V119H2ZM22 120V121H21ZM147 120V121H148ZM160 121L162 120V119H159ZM185 120H188L187 118L185 119ZM185 120H179V121H185ZM194 120H191V121H194ZM229 120V119H228ZM236 120V119H235ZM258 120H259V118H258ZM5 121V120H4ZM15 121V120H14ZM144 121V122H143ZM154 121V123H155V119L153 120ZM156 121H158L157 119H156ZM163 121V120H162ZM172 122H173V120H171ZM178 121V122H179ZM190 121V122H191ZM242 121V120H241ZM256 121V120H255ZM69 122V123H70ZM77 124H78V122L77 121H75ZM149 122V121H148ZM148 122H146V123H148ZM175 122V121H174ZM176 122H177V120H176ZM176 122H175V124H176ZM195 122V123H196ZM197 122V123H198ZM204 122V121H203ZM226 122V121H225ZM231 122V121H230ZM233 122V121H232ZM237 122H239V120L237 121ZM2 123V122H1ZM13 123L15 124V126H14V129H12V127H13ZM68 123V122H67ZM150 123H151V121H150ZM150 123H149V125H150ZM156 124H157V122H156ZM177 124H179V123H177ZM180 124H183V122L182 123H180ZM18 125V126H17ZM26 125V126H27ZM68 125V124H67ZM144 125V126H143ZM171 125V124H170ZM169 125V126H170ZM172 125H174V123H172ZM185 127H187V128H185L184 126V128H185V130H184V128H183V130L184 131H186V132H188L189 133V131H188V128H190V129H193L194 128V126H196L195 124H191V123H187V122H185V124H183ZM208 125V124H207ZM17 126V127H16ZM40 126V125H39ZM152 127L154 126L153 125V123H152V125H151ZM162 126V125H161ZM169 126H167V127H169ZM180 126V125H179ZM178 126V127H179ZM198 126V125H197ZM201 126V125H200ZM151 127V129H154V128H152ZM167 127H164V128H166L167 129ZM172 127H174V126H172ZM172 127H170L171 129H172ZM181 127V126H180ZM199 127V126H198ZM211 127V126H210ZM228 127V126H227ZM231 127H234V126H231ZM238 127V126H237ZM237 127H235V129L237 128ZM243 127V126H242ZM2 128V125L0 126V129ZM15 128H18L17 130H19V131H17ZM68 128V129H69ZM72 128V129H71ZM146 128V129H147ZM161 128H163V126L161 127ZM170 128H168V129H170ZM176 128V127H175ZM175 128H173V130H175ZM200 128V127H199ZM199 128H198V131L199 132H201V131H203V128H205V127H203V128H201L202 130H199ZM230 128V127H229ZM239 128V127H238ZM237 128V129H238ZM246 128V127H245ZM258 128H260V127H258ZM6 129H8V130H10V129H12L11 130V132L10 131H7ZM25 129V130H24ZM66 129V128H65ZM165 129V130H166ZM177 129H179V128H177ZM187 129V130H186ZM195 129V128H194ZM193 129V130H194ZM206 129H207V127H206ZM204 129V131H203V134H204V132H206L207 130H210V129ZM230 129H232V128H230ZM240 129V128H239ZM238 129V130H239ZM242 129V128H241ZM254 130H257V131H253L252 129H249L248 128V130H247V128H246V130H247V132L248 133H250V135L249 136H251V135H253L254 133L253 132H255L256 134H258L259 132H260V130H259V132H258V129H256V128H253ZM262 129H263V132H261V133H263L262 135H264V128L262 127ZM13 130H15V135L14 134H12V132H13ZM143 130V129H142ZM150 130V129H149ZM148 130V131H149ZM156 130V129H155ZM193 130H191V136H188L187 137V141H188V138L190 137L191 138V140L193 141V139L195 140L196 138H194V137H192V136H195L196 135V133L197 132H194ZM232 130H234V129H232ZM244 130V129H243ZM252 131V132H250V131ZM22 131V132H23ZM145 131V130H144ZM147 131V130H146ZM162 132L164 131V130H161ZM172 131V130H171ZM176 131V130H175ZM178 131V133L180 132L179 130H177ZM212 131V130H211ZM210 131V132H211ZM226 131H228V130H226ZM262 131V130H261ZM7 132H8V134H10V135H8L7 134ZM10 132V133H9ZM33 132V131H32ZM51 132V131H50ZM82 132H84V133H82ZM140 132V131H139ZM150 132H151V130H150ZM156 132H157V130H156ZM160 132V128H159V130H158V133ZM162 132H161V134H162ZM170 132V131H169ZM192 132L195 134V135H193L192 134ZM199 132H198V134H199ZM210 132H206L207 134H209ZM239 132V131H238ZM241 132H242V130H241ZM240 132V133H241ZM247 132H245V131H243L242 133H247ZM258 132V133H257ZM5 133L7 134V135H5ZM23 133H25V132H23ZM23 133H21V134H23ZM46 133V132H45ZM45 133H42L41 132V134H45ZM53 133V132H52ZM133 133V134H132ZM143 133V132H142ZM141 133V134H142ZM146 133V132H145ZM144 133V134H145ZM158 133H156V134H158ZM171 133H173V131L171 132ZM170 133V134H171ZM176 133V132H175ZM177 133V134H178ZM184 133V132H183ZM183 133H181V136H184V135H182ZM229 133H231V132H228L227 134L229 135ZM240 133H239V135H240ZM247 133V134H248ZM252 133V134H251ZM12 134V135H11ZM20 134V135H21ZM51 134V133H50ZM49 134V135H50ZM147 134V133H146ZM151 134V133H150ZM154 134H155V131H154ZM154 134H152V136L154 135ZM165 134H166V132H165ZM198 134L196 135V137H198V138H200L199 136H198ZM212 134V133H211ZM225 134V133H224ZM226 134V137L228 136ZM256 134H254V135H256ZM260 134V133H259ZM259 134H258V136H259ZM19 134H18V136H20ZM53 135V134H52ZM61 135H63V134H61ZM59 136L61 139H62V141L60 142V141H58V139L60 140V138L58 137V139H57V141L55 140V139H53L52 137H51V142L52 141H54L55 143L57 142V144H58V142H60V143H62L63 144V142H66V140L64 139L65 138V136L63 135V137L64 138H62V136ZM143 135V134H142ZM142 135H141V137H142ZM149 135V134H148ZM163 135V134H162ZM167 135H169V134H166V136ZM205 135V134H204ZM204 135H202L203 137H207L208 139H210L209 138V135H207V136H204ZM223 135V134H222ZM231 135V134H230ZM239 135H236V136H239ZM244 134H242V135H240L241 136V138H243L242 136H243ZM261 135V134H260ZM262 135H261V137L259 136V140H260V138H262ZM11 136V137H10ZM16 137V138H19V137ZM43 136V135H42ZM150 136V135H149ZM170 136V135H169ZM174 136V135H173ZM178 136V135H177ZM201 136V137H202ZM236 136H231V137H236ZM246 135H244V138L246 139V137H245ZM21 137H23V136H21ZM36 137V136H35ZM135 136L133 135V138H134ZM138 136H136V138H137ZM155 137V136H154ZM153 137V138H154ZM157 137V136H156ZM168 137V136H167ZM180 137V135L178 136V138ZM213 137V136H212ZM225 137V138H226ZM231 137H227V139H229L230 140V138ZM247 137H248V135H247ZM252 138H254V136H251ZM255 137H257V135L255 136ZM8 138V142H5V143H11L12 141H10V139ZM37 138H39V137H36V139L34 138V140H36L35 142L37 143V141L40 139V138H42V137H40L39 139H37ZM46 138H48V137H46ZM57 138V137H56ZM69 138H67L68 140H69ZM124 138V137H123ZM127 137H125V139H126ZM140 138V137H139ZM146 138H149V137H147L146 136ZM152 138V137H151ZM161 138V137H160ZM160 138H158V139H160ZM182 138V137H181ZM193 138V139H192ZM198 138H197V140H198ZM223 138H224V136H223ZM224 138V139H225ZM238 138V137H237ZM252 138H251V140H250V138H248V141H254L256 138H254V140H252ZM264 138V137H263ZM22 139V138H21ZM42 139H44L43 141H45V137L43 136V138ZM49 139V138H48ZM47 139V140H48ZM87 139V140H86ZM90 139H92V140H90ZM105 139H107L106 141H105ZM138 139V138H137ZM157 139V140H158ZM201 140L203 139V138H200ZM199 139V140H200ZM205 139V138H204ZM212 139V138H211ZM224 139H223V141H224ZM227 139H225L227 142H229ZM232 139V138H231ZM236 139V138H235ZM234 138H233V140L232 141H234L235 140ZM245 139H243V140H245ZM7 140V139H6ZM74 140L75 139H73L72 141L74 142ZM78 140V141H79ZM86 140V141H85ZM104 140V141H103ZM112 140H114V141H112ZM126 140H128V138L126 139ZM131 140V139H130ZM138 140H140V139H138ZM141 140H143L142 138H141ZM140 140V141H141ZM148 140V139H147ZM161 140V139H160ZM183 140H186L185 138L183 139ZM190 140V139H189ZM238 141H239V139H237ZM243 140H242V144L240 143V142H238L239 144L237 145V148L238 147H240V149L241 150H243V153H242V156H241V158H243V160H244V155H246V153L244 154V150L245 149H247V148H245V146L246 145H243V143L244 144H246V141L245 142H243ZM258 140V141H259ZM3 141H5V140H3ZM41 143H43L41 140H39ZM39 141H38V143L37 144H39ZM77 141V142H78ZM81 141H80V143H81ZM87 141H89L90 142V145H88L87 146ZM93 142V146H92V142ZM112 141V142H111ZM121 141H122V139H121ZM137 141V140H136ZM135 141V142H136ZM151 141V140H150ZM153 141V140H152ZM179 141H181V139L179 140ZM192 141H190V143L191 144H196V143H198L199 141H197L196 143L193 141V143H192ZM205 141V140H204ZM207 141V140H206ZM210 141V140H209ZM231 141V140H230ZM262 141L264 142V140L263 139H261V144L258 142V144H260V145H262V146H258V148L259 147H262L260 150H258V151H254V149H256L255 147H254V149H253V153L254 152H257V154L260 156L261 154L260 153H262L263 152V145H264V143H262ZM20 142V141H19ZM46 142V141H45ZM48 142V141H47ZM50 142V143H51ZM69 142V143H68ZM67 143H68V145L66 144V143H64L65 145H67V146H69V145H75V144H72V142H71V144H70V140L68 141ZM76 142V143H77ZM112 144H111V143ZM119 142V141H118ZM129 142V141H128ZM134 142V143H135ZM139 142V141H138ZM148 142V141H147ZM146 142V143H147ZM159 142V141H158ZM182 142V141H181ZM200 142H202V141H200ZM213 142V141H212ZM225 142V141H224ZM226 142V143H227ZM9 143V145L11 146V147H9L8 146V144H5V145H7L8 147L7 148H9V149H11L12 150V148L14 147V146H18L19 147V144H21V143H19L18 145H17V143H18V140H17V142H16V140L14 141V143L12 142V145ZM59 143V144H60ZM75 143V142H74ZM79 142L77 143V144H79V145H81ZM101 143H99V144H101ZM103 143H102V146H103ZM127 143V142H126ZM142 143H144L143 141H142ZM141 143V144H142ZM150 143V142H149ZM154 143H156L157 144V142H154ZM236 143H237V141H236ZM235 143V144H236ZM248 143H250V142H248ZM248 143H247V147H248ZM256 143H257V139H256V142H252V146H251V148H253V146L254 145H256ZM13 144H14V146H13ZM52 144L53 145H55L53 142L51 143V147H52ZM58 144V145H59ZM115 144H114V146H115ZM129 144V143H128ZM148 144V143H147ZM152 144V143H151ZM201 144V143H200ZM204 144V143H203ZM203 144H201V146L203 145ZM207 144H208V142H207ZM221 144V143H220ZM241 144V145H240ZM254 144V145H253ZM22 145V144H21ZM41 146H39V147H42V149H44L45 147L44 146H42V145H48V144H40ZM57 145V146H58ZM83 145H82V147H83ZM95 145H97V146H95ZM118 145H120L119 143L117 144V146ZM124 145V144H123ZM144 145V144H143ZM143 145H142V149H139L138 148V150H140L141 152H140V154H141V156H142V158H144L143 156H144V154L147 152V151H145V148H143ZM149 145V144H148ZM153 145V144H152ZM158 145L159 144H157V146H156V148H153V149H157L158 151H159V149H158ZM210 145V144H209ZM240 145V146H239ZM250 145H251V143H250ZM49 146H50V144H49ZM57 146H53L54 148L55 147H57ZM59 146H61V145H59ZM101 146V145H100ZM104 146H105V144H104ZM102 147V148H104L105 149V147ZM117 146H115V147H117ZM181 146H183V145H181ZM199 147V148H201L200 146H199V144L197 145L196 144V146H193L194 148H196V147ZM216 146V145H215ZM257 146V145H256ZM64 147V146H63ZM82 147H80V148H82ZM90 147H94L93 149L92 148H90ZM124 147V146H123ZM125 147H126V145H125ZM144 147H145V145H144ZM151 148H152V146H150ZM155 147V146H154ZM178 147H180V146H178ZM186 147V146H185ZM197 147V149H199ZM203 147V146H202ZM217 147L219 148V146H218V144H217ZM217 147H214V149L215 148H217ZM236 147V146H235ZM16 148V147H15ZM46 148H47V146H46ZM50 148V147H49ZM54 148H52L51 149V151L54 149ZM59 148H61V147H59ZM66 148V147H65ZM88 148V149H87ZM133 148V147H132ZM151 148H149L148 147V149H150L151 150ZM181 148V147H180ZM179 148V149H180ZM187 148V147H186ZM190 148H192L191 147V145H190ZM194 148H192L191 150H193ZM204 148V147H203ZM71 149V148H70ZM144 149V152L142 151ZM197 149H195V150H197ZM46 150V149H45ZM48 150V149H47ZM55 150H56V148H55ZM64 150H68V147L66 148V149H64ZM73 150V149H72ZM91 151L90 152V154H92V150H94V152H93V154L92 155H89V151ZM147 150V149H146ZM150 150H149V152H150ZM157 150H155L156 152H158ZM166 150V149H165ZM170 150V149H169ZM180 150H182V149H180ZM180 150H179V152H180ZM188 150V151H187ZM190 149H185L184 151H186L187 153H190L191 154V151H189ZM237 150V149H236ZM257 150V149H256ZM15 151V150H14ZM16 151H17V149H16ZM39 151H41V150H39ZM39 151H37L38 153H39ZM69 151V150H68ZM88 151V152H87ZM127 151V150H126ZM133 151V150H132ZM135 151V150H134ZM133 151V152H134ZM238 151H239V154H238ZM250 151V150H249ZM259 151H262V152H260L259 153ZM44 152V151H43ZM53 152H55V151H53ZM52 152V153H53ZM74 152V151H73ZM87 152V153H86ZM139 152V151H138ZM149 152H147L148 154H150ZM154 152V151H153ZM242 152V151H241ZM240 150H237V154L240 156ZM37 153V154H38ZM51 153V154H52ZM135 153H136V151H135ZM135 153H134V155H135ZM152 153V152H151ZM155 153V152H154ZM153 153V156L152 157H154L155 156V154ZM167 153V152H166ZM187 153H185V156L187 155ZM194 153V152H193ZM253 153L251 154L252 155V159L254 158V155H253ZM34 154V156H35V153H33ZM49 154V153H48ZM51 154H50V156H51ZM64 154H67L68 155V153H66V151H65V153ZM73 154H75V152L73 153ZM86 154H88V156H86ZM131 154H133V153H131ZM139 154V153H138ZM160 154V153H159ZM159 154H157L156 153V155H159ZM169 154V153H168ZM175 154H178V153H175ZM182 154H184V152H182ZM189 154V155H190ZM236 154V153H235ZM236 154V155H237ZM244 154V155H243ZM254 154H256V153H254ZM256 154V155H257ZM28 155V154H27ZM45 155H47V154H45ZM115 155V154H114ZM147 154H145V156H146ZM247 155H249V154H247ZM247 155H246V157H247ZM258 155H257V157H258ZM29 156V155H28ZM31 156V155H30ZM120 156H122V155H120ZM132 156V155H131ZM160 156V155H159ZM158 156V158H161V156L159 157ZM178 156H179V154H178ZM262 156H263V159H260L259 157V159L261 160V161H263L264 160V154H262ZM1 157V156H0ZM6 157V156H5ZM25 157H27V156H25ZM31 157H33V156H31ZM49 156H47L46 158H48ZM68 157H69V155H68ZM74 157V156H73ZM111 157V156H110ZM135 157V156H134ZM147 158L149 157L148 155L146 156ZM184 156H182V158H183ZM187 157H189V156H187ZM190 157H192L191 155H190ZM261 157V156H260ZM2 158V157H1ZM0 158V159H1ZM23 158H24V155H23ZM22 158V159H23ZM37 158V157H36ZM50 158V157H49ZM82 158H84V159H82V161H83V163H81V159ZM116 158V157H115ZM118 158V157H117ZM136 158V157H135ZM134 158V159H135ZM142 158H140V156L138 157V159H141V160H144V161H142V162H144V164L146 163V165L148 164V163H150L149 164V166L147 165V168H150L151 166V164H152V161L153 160H151V162H150V160H148L147 158H145V159H142ZM181 158V159H182ZM193 158V157H192ZM216 158H218V157H215V159ZM249 158V157H248ZM247 158V160H245V161H247V164H248V160L250 159H248ZM262 158V157H261ZM3 159H5L4 157H3ZM2 159V160H3ZM28 159H30V158H28ZM71 159V158H70ZM131 159H132V157H131ZM137 159V158H136ZM146 159H147V161H149L148 163H147V161H146ZM149 159H150V157H149ZM151 159H153V158H151ZM155 159V158H154ZM156 159H157V156H156ZM155 159V161L157 162V160ZM188 159H190V158H187V160ZM255 159V158H254ZM21 160V159H20ZM24 161H26V159H23ZM114 160V159H113ZM182 160H184V159H182ZM191 160V159H190ZM208 160V159H207ZM211 160H213V159H211ZM223 160H225L224 158H223ZM222 160V161H223ZM242 160V159H241ZM251 160V159H250ZM24 161H22V163L24 162ZM67 161V160H66ZM66 161H64L66 164H61L62 166H67V162ZM70 160H68V162H69ZM75 161V160H74ZM108 161V160H107ZM116 161V160H115ZM114 161V162H115ZM118 161V160H117ZM159 161V160H158ZM178 161V160H177ZM185 161V160H184ZM252 161V160H251ZM21 162V161H20ZM48 162V161H47ZM46 162V163H47ZM155 162V164H157ZM161 162V161H160ZM182 162V161H181ZM10 163V162H9ZM44 163H45V161H44ZM49 163V162H48ZM50 163H52V162H50ZM57 163V162H56ZM56 163H54V164H56ZM59 163H61V162H59ZM59 163H57V166H58V164ZM62 163H63V161H62ZM111 163V162H110ZM136 163H138V162H136ZM153 163H154V161H153ZM164 163V162H163ZM162 163V164H163ZM211 163H213V161L211 162ZM214 163H217L215 160H214ZM223 163V162H222ZM253 163V162H252ZM7 164V163H6ZM15 164H18V163H15ZM15 164H12L13 165V167H14V165ZM20 164V163H19ZM39 164V163H38ZM70 164V163H69ZM72 164V163H71ZM87 164V163H86ZM112 164V163H111ZM115 164V163H114ZM113 164V165H114ZM121 164H123L122 162H121ZM139 164V163H138ZM186 164H187V162H186ZM210 164V163H209ZM208 164V166H210ZM225 164V163H224ZM251 164V163H250ZM258 164H260L259 162H258ZM11 165V164H10ZM10 165H8L9 166V169H10ZM34 165V164H33ZM42 165V163H40V166ZM45 165V164H44ZM44 165H42V166H44ZM53 165V164H52ZM60 165V164H59ZM76 165V167L74 168V169H69V168H67V167H65V168H67V170L69 169V170H71V171H73V170H76V168H78V166ZM85 165V164H84ZM153 166H154V164H152ZM158 165V164H157ZM161 165V164H160ZM166 165V164H165ZM174 165V164H173ZM249 165V164H248ZM255 165H257V164H255ZM264 166V161H263V164H260V165H258L257 167H262V171H263V166ZM5 167H7L6 165H4ZM3 166V167H4ZM16 166V165H15ZM46 166V165H45ZM62 166L60 167V168H62ZM71 166V165H70ZM69 166V167H70ZM73 165H72V167H74ZM79 166V167H80ZM138 167L140 166V165H137ZM167 166V165H166ZM176 166V165H175ZM181 166V164L180 165H178V167L176 166V168H177V170H179L178 168ZM183 166H188V165H183ZM183 166H181L182 168H183V174H185V172H187L186 170L188 169L187 167H183ZM213 166V165H212ZM216 166H218L217 164H216ZM220 166V165H219ZM13 167H11V168H13ZM39 167V166H38ZM82 167V166H81ZM84 167V166H83ZM82 167V168H83ZM108 167V166H107ZM129 167V166H128ZM165 167V166H164ZM168 167V166H167ZM189 167V166H188ZM202 167H203V165H202ZM214 167V166H213ZM222 167V166H221ZM2 168V167H1ZM34 168V167H33ZM143 168H145V167H143ZM147 168H145L146 170H147ZM152 168L153 167H151V170H152ZM158 168V167H157ZM161 168H163V166L162 167H160V170H162ZM173 168H175V167H173ZM182 168L180 169V171H182ZM225 169H227V167H224ZM223 168V169H224ZM256 168V167H255ZM62 169H64V168H62ZM104 169H105V167H104ZM109 169H110V167H109ZM112 169H114V168H112ZM122 169H124V168H122ZM121 169V170H122ZM171 169V168H170ZM184 169H185V172H184ZM203 169H207V168H203ZM202 169V170H203ZM217 169V168H216ZM221 169V168H220ZM258 169V168H257ZM257 169H256V171H257ZM29 170V169H28ZM27 170V171H28ZM65 170L66 169H64V172H65ZM107 170V169H106ZM117 170V169H116ZM125 170V169H124ZM123 170V171H124ZM150 170V169H149ZM148 170V171H149ZM158 170V169H157ZM156 170V171H157ZM166 170H168L169 171V174L168 175H170V170L167 168V169H165V168H163V171H161V173H164L165 174V172L164 171H166ZM176 169H175V171H177ZM189 170V169H188ZM212 170V169H211ZM210 170V171H211ZM22 171V170H21ZM26 170H24V172H25ZM57 171H59V170H57ZM83 171H84V169H83ZM110 171V170H109ZM145 171V170H144ZM147 171V172H148ZM167 171V172H168ZM173 171V170H172ZM175 171H173V172H175ZM208 171H209V169H208ZM219 172H221V170H218ZM227 171V170H226ZM260 171V170H259ZM38 172V171H37ZM37 172H35V173H37ZM61 172V171H60ZM64 172H62V173H64ZM69 172V171H68ZM73 172H75V171H73ZM72 172V173H73ZM77 172V171H76ZM75 172V173H76ZM93 172V171H92ZM108 172V171H107ZM127 172V171H126ZM125 172V173H126ZM151 172H154V171H151ZM157 172H159V171H157ZM156 172V173H157ZM167 172H166V175H167ZM190 172V171H189ZM189 172H187L186 174H188ZM261 172V171H260ZM21 173H23V171L21 172ZM40 173H42V172H40L39 171V174ZM43 173H45V172H43ZM70 174H71V172H69ZM74 173V174H75ZM94 173H95V171H94ZM136 173H138V172H136ZM136 173H134V174H136ZM177 175H178V173H179V175H180V173L181 172H175ZM194 173V172H193ZM193 173H190V174H193ZM206 173V172H205ZM215 173V172H214ZM226 173V172H225ZM24 174V173H23ZM26 174V173H25ZM29 174V173H28ZM27 174V175H28ZM31 174H32V172H31ZM34 174V173H33ZM47 174V173H46ZM77 174V173H76ZM139 174H140V172H139ZM145 176H146V174H148V173H146V172H144L143 173ZM150 174V173H149ZM173 174V173H172ZM185 174V176H186V178L188 179L189 178V174L188 175H186ZM217 174V173H216ZM218 174H220V173H218ZM224 174V173H223ZM8 175V177L7 178H9L8 179V181L7 180H5V178H3V179H1L0 178V189H1V191L3 192V190L2 189H4V191H5V189L6 188H8L7 189V192H8V190H10V192L9 193H12V195L11 194H6L7 192H5V194L4 193H2L1 191H0V196L2 195V199L3 198H5V196L4 195H6V198H7V200H8V196L10 195V196H13V195H15V197H18L15 201L17 202V200H18V203L20 202L19 200H21V202L19 203V204H15L17 207H20V211L19 212H21V210L23 209V211L19 214V212H18V214L21 216V218H19V217H16L18 214H15V213H17V212H15V211H17L16 210V208H14V207H16V206H14L13 207V205H12V209H14L13 211H12V209H10V207H11V203H14L13 201L14 200H9L10 202H8V204L6 203V202H1L0 203V206L1 207H3V208H1V211H0V216L2 217V211L4 212L3 213V217H4V214L6 213L8 216L9 215H11V214H13L14 212V214L15 215H13V216H9L8 218H12V217H16V220H17V222L19 223V221H20V219H21V221L23 222H21L20 221V223L21 224H18L17 223V225H19V226H15L16 225V223H14V225H10V223L12 224V222H10V219L9 220H7V221H4V222H6V224H7V222L9 221L10 223L9 224H7V225H10L11 227H12V229L10 228L9 229V227H7V225H6V227L8 228V230H6V227L4 228L5 229V231L3 232V227H1L0 226V228H2V231H1V229H0V247H4V252H2V251H0V252H2L3 253V257H2V259H4V260H6V259H8V257H9V259H11V255L13 254V257H16V255H19L17 258H20V255H24V251L22 252V250L23 249H25L26 248V251L27 250H29L28 248H31L32 247V245L34 244V241L32 242V244H31V239L34 237V240H36V239H38V238H35L36 237V235L37 234H35V233H33V231H35V230H37V232H38V230H41V229H43V228H45V227H48L49 225L53 228V226H55V224L54 223H56L57 224V226H55L57 229L58 228H60V231H63V229H65V231H66V227H68V225H69V228H71L72 229V227H73V230L75 229V225H77V224H79V226L82 224V226L84 225L83 224V221L86 223V222H88L89 223V220L87 219V218H89L90 219V221L92 220V223H93V219L92 218H95V217H97V218H95L94 219V221H95V223L96 222H100V219L103 221V223H105L106 225L107 224H109L111 227H112V229H114L113 231H112V229L110 230V231H112V233L110 232L109 234H110V236H106V234L105 235H103L105 238H102L103 240L104 239H108V237H110V238H112V236L114 235V236H116V234L119 232V231H124V232H127V234H128V232L130 231L131 233L133 232V229L135 230H137V228H138V230L139 229H143V227H142V225H144V227H146V223L148 222L149 224L150 223H152V220H150V217L151 218H154V216L156 215V213L155 212H157L158 210L156 209V208H158L159 207V211L157 212V217H159L158 219L160 220V217L162 216V218L164 217V219H166V217L165 216H163V215H166L167 216V218L169 219V217H168V215H167V213H165V212H170L169 211V209L168 208H170L171 209V207H172V203H170L171 204V206L169 205V203H167L168 201H170V200H172V201H174V197L176 198V196L177 195H181L182 193H186L187 195L190 193V194H192L193 195V193H191V191L193 190V185L192 184H190L191 183V181L192 180H190L191 178H189V180H187L186 179V181H188V182H190V183H188V182H186V185H185V183H184V185L187 187L188 186V184H189V188L187 187H183V190H184V188H186V190L187 191H189V193H187L185 190H184V192H183V190L181 189V191L180 190H178V188H179V186H177L176 188H177V190H178V193L176 192V190L174 191V188H173V186L175 187V183L174 182H176V180L179 178V179H182L181 177L182 176H184V175H180L179 177H177V179L175 180L174 178V181L171 179V178H169L170 180H171V182L168 180H164L165 181V183H171L172 184V182L174 183V184H170L171 186H172V189L170 188V185H169V183L168 184H166V186L168 187V188H170V189H168V188H162V187H164V186H157L158 188H160V189H158L156 186H154V183H153V186H151L152 185V181H153V179H154V177H153V179H151L152 181L150 182V180H149V182L151 183L150 184V186H149V188H151V189H149V188H147L148 187V185H149V182L147 181V179H148V177L146 176L145 177V181H144V176H143V178L141 179V176H140V178H139V175L138 176H136V177H138V178H135L134 177V175L132 176V174L131 175H125V177H123V175L119 172V171H110V173H109V178L111 179V181L113 182H109V185H111V186H106V187H103V188H101V189H103L104 190V188H109L110 189V191H108V189L106 190H102L101 191V189H100V187H99V189H98V186L100 185H96V187L94 186H89V187H86V186H84V188L80 191L81 192V197H88L87 199V201H86V198H84V199H82V201H86V202H88V204L90 203V202H93V204H89V205H87V203L85 202V204H84V206L81 204V199H79V200H77V198H75L77 201H78V203H77V201L76 200H74V197L72 198L71 196V199H73L74 201H76V205L75 204H73V203H71V205H75V206H81V209L82 208H84L85 207V209L87 210H85V209H82V210H79V212L78 213H81L80 215H78V213L76 212V214H75V212H73L72 210H66L67 211V213H69V211H70V213L69 214H72V217H74V215H75V219L73 220L72 218H69V216L70 215H67V218H69V219H71V222H70V220L68 219V221L66 222V223H68V224H66V223H61V225H62V227L61 226H59L58 225V221H57V218L55 219V221L52 219V218H50V220H53L52 221V223H51V221H47L48 223H51V224H47V226H46V224L43 222V220H42V218H48L49 219V217L50 216H48V215H50V214H48V212L46 213L45 211L43 212L42 211V209H43V207H47V206H41L42 207V209L41 208H38L37 206V208L36 207H30L29 205H32V203H30V202H32L31 200H29V197H28V195L26 194V193H22V191H20V189L19 188H17L18 186H16V188L17 189H19L18 190V192H19V194H18V192L16 191L17 189H15V191L12 189L13 187H15V183H16V181H15V183L12 181V179H14L13 178V176L12 175H10V174H7ZM44 175V174H43ZM49 175V174H48ZM94 175V174H93ZM99 175V174H98ZM141 175V174H140ZM155 174L153 173V176H154ZM157 175H159V176H161L160 174H157ZM157 175H155V177H156V179H157ZM163 175V174H162ZM173 175H175V174H173ZM225 175V174H224ZM41 176V175H40ZM63 176V175H62ZM69 176V175H68ZM148 176H150V175H148ZM164 176V175H163ZM162 176V177H163ZM204 176L205 177H208V176H206L205 174H204ZM214 176V175H213ZM223 176V175H222ZM259 176V175H258ZM262 176H263V174H262ZM261 176V177H262ZM11 177V178H10ZM54 177V176H53ZM103 177V176H102ZM152 177V176H151ZM169 177V176H168ZM172 177V176H171ZM175 177V176H174ZM175 177V178H176ZM210 177H212V176H210ZM30 178H32V177H30ZM184 178V177H183ZM221 178H223V177H221ZM260 178V177H259ZM11 179V180H10ZM39 179V178H38ZM45 179L47 180V181H49V183H52L51 181H54L53 179H51L49 176H47L46 175V177H45ZM61 179H63L62 177H59V178H57L56 180H61ZM83 179V178H82ZM81 179V180H82ZM103 179V178H102ZM143 180V182H144V185H145V183L146 182H148V185L146 184L145 186H146V188L144 187V186H142L143 185V183H142V181H141V183H142V185H141V183H140V186L138 185L139 183H137V185H136V182H139L140 180ZM149 179H150V177H149ZM165 179V178H164ZM210 179H212V178H210ZM228 179V178H227ZM251 179H253L252 181H253V183H258V181H256L257 180V176H256V180H255V182H254V177L253 178H251ZM31 180V179H30ZM34 180V179H33ZM37 180V179H36ZM35 180V181H36ZM43 180V179H42ZM41 180V181H42ZM46 180H44L43 182L45 183V181ZM155 180V179H154ZM182 180H185V178L184 179H182ZM182 180H180V182H176L177 184H182L183 185V183H181V181ZM242 180V179H241ZM246 180V179H245ZM259 181H260V179H258ZM261 180H262V178H261ZM263 180H264V178H263ZM263 180L261 181V182H263ZM1 181H2V183L3 184H1ZM10 181H12V183H13V185H12V183L10 182ZM62 181V183H60V184H63V180H61ZM65 181V180H64ZM80 181V180H79ZM159 181V180H158ZM157 181V182H158ZM160 181H161V179H160ZM222 181V180H221ZM225 181V180H224ZM244 181V180H243ZM243 181H240L239 182V184H242L241 182H243ZM249 181L250 180H247V184H249V186L251 185L250 183L252 182H250L249 183ZM5 182V183H4ZM10 182V183H9ZM31 182V181H30ZM37 182V181H36ZM39 182V181H38ZM69 182V181H68ZM68 182H67V184H68ZM81 182V181H80ZM135 182V183H134ZM161 182H163V179H162V181ZM182 182H184V181H182ZM225 182H229L228 180L227 181H225ZM224 182V183H225ZM261 182H259V185L260 186H262V184H261ZM6 183H7V185L8 184H10L9 186L10 187H8L7 185H6ZM74 183V182H73ZM77 183V182H76ZM79 183V182H78ZM90 183H92V182H90ZM89 183V184H90ZM94 183V182H93ZM108 183V182H107ZM112 183V184H111ZM133 183L136 185V187L135 186H133ZM164 183V182H163ZM232 183V182H231ZM245 183L246 182H244V185H245ZM253 183H252V185H253ZM69 184H71V183H69ZM79 184H81V183H79ZM83 184V183H82ZM86 184V183H85ZM94 184H96V182L94 183ZM158 184V183H157ZM156 184V182H155V185H157ZM221 184V183H220ZM228 184V183H227ZM3 185V186H2ZM6 185V186H5ZM28 185H30V184H28ZM45 185V184H44ZM73 185V184H72ZM78 185V184H77ZM113 185V186H112ZM131 186V190L132 189H134V191L133 192H136L137 193V191H139V193H140V191H141V193H143V195L142 194H135V193H132V191L130 192V190H129V188H128V190H126L127 188L126 187H130ZM182 185H181V187H182ZM215 185V188H217L216 186L218 185H216V183L214 184ZM222 185V184H221ZM226 185V184H225ZM229 185V184H228ZM228 185H226V186H228ZM258 184L256 185V186H259ZM5 186V187H4ZM42 187H45V186H43V185H41ZM59 186V185H58ZM73 186H75V185H73ZM142 186V187H141ZM165 186V187H166ZM220 186V185H219ZM223 186V185H222ZM243 186V185H242ZM242 186L240 187V188H242ZM256 186H254L255 187V189L256 188H258V187H256ZM4 187V188H3ZM12 187V188H11ZM81 187H83V185H81ZM110 187H112V188H110ZM133 187H135V188H133ZM139 187H140V189L141 190H139ZM144 187V189H142ZM221 187V186H220ZM245 187H247V185L246 186H244V188ZM11 188V189H10ZM92 188H94L95 189V191H94V189L92 190ZM153 188V189H152ZM157 188V190L160 192L161 191V188L162 189H164L165 191H167L168 190V192H169V190L172 192V194H167V192L166 193H164V192H158L157 190H155ZM226 188V187H225ZM252 188H253V186H252ZM251 187L249 188V190H251L252 189ZM260 188L261 187H259L258 189L260 190ZM37 189H40V187L39 188H37ZM45 189V188H44ZM47 189V191H46V193H51V192H53V190H51L49 187L48 188H46ZM70 189V188H69ZM148 189H149V193L151 192V190L153 191V192H155V191H157V195H156V193H154L153 195H151L153 192H151L150 194L149 193H146V191L148 192ZM189 189V190H188ZM57 190H59L58 188H57ZM62 190V189H61ZM98 190V191H97ZM221 190V189H220ZM258 190V191H259ZM36 191V190H35ZM40 191H42L41 189H40ZM106 191V192H105ZM114 191V192H113ZM144 191H145V193H144ZM163 191V190H162ZM173 191L175 192V194H173ZM179 191H180V193H179ZM235 191V190H234ZM255 191V190H254ZM257 191V190H256ZM257 191V194L259 193V192H261V190L258 192ZM15 194H14V193ZM38 192V191H37ZM44 192V191H43ZM66 192V191H65ZM64 192V193H65ZM98 192H100V193H98V197L100 198L101 196L100 195H102V197L104 196V194H105V196L107 197V195H106V193L107 194H109L110 196H111V192H112V196L111 197H109V199L110 200H108L107 199V201H105V199L106 198H104V200H98L96 197L97 196H95V194L97 195V193ZM109 192V193H108ZM130 192V193H129ZM247 192H249V191H247ZM252 192H253V189H252ZM262 192H263V190H262ZM261 192V193H262ZM20 193H22L21 195H20ZM56 192H54V194H55ZM79 193V192H78ZM93 193H94V195H93ZM102 193V194H101ZM131 193L132 194H134L135 196L134 197H132L133 195H131ZM162 193H164L165 194V197H161L162 195H164V194H162ZM170 193V192H169ZM176 193H177V195H176ZM19 196H18V195ZM24 194V195H23ZM80 194V193H79ZM79 194H77V195H79ZM114 194H115V197L113 198V196H114ZM130 194V195H129ZM147 194V195H146ZM158 194H159V196H158ZM167 194V195H166ZM231 194V193H230ZM246 194V193H245ZM244 194V195H245ZM257 194H256V196H257ZM8 195V196H7ZM56 195V194H55ZM72 195V194H71ZM76 195V196H77ZM142 195V196H141ZM149 196V197H145V196ZM168 195L170 196V197H168ZM172 195H174L173 197H172ZM176 195V196H175ZM232 195V194H231ZM21 196V197H20ZM22 196H23V198H22ZM95 196V197H94ZM151 196H153V198L151 197ZM157 196H158V198H157ZM183 196H184V194H183ZM194 196L195 195H193L192 196V198L194 199L193 201H194V204H197V203H195L196 201H195V198H194ZM228 196H230L229 194H228ZM263 196V195H262ZM49 197V196H48ZM59 198H60V195L58 196ZM69 197V196H68ZM70 197H69V199H70ZM78 197V196H77ZM131 197H132V199H131ZM139 197V198H138ZM143 197V198H142ZM146 199H145V198ZM155 197L157 198L156 200H157V202H156V200H155V203H157L158 204V207H157V205L155 204V203H153L154 201V199H155ZM186 197V196H185ZM185 197H183V198H185ZM189 198H190V195L188 196ZM234 197V196H233ZM233 197H231V198H233ZM237 197V196H236ZM22 198V199H21ZM92 198H93V200L94 199H96L95 201H96V203H95V201H92ZM113 198V199H112ZM136 199V198H138V199H136V200H133V199ZM161 198H165V200L164 201H161V203H163V204H165V202L167 203L166 205H164V206H166V207H164L163 206V204H161V206L163 207V208H166V209H168V211L166 210V209H164L163 210V208H162V210H160V202L158 203V200L160 201V199ZM169 199V200H167V199ZM171 198H173V199H171ZM179 198H180V196L178 197V199L176 198L175 200L177 201L178 200V202H176L177 203V205H180V204H178L179 202L181 203V201H182V204L180 205V206H182L183 205V207H185V205L183 204V202L185 201H183V200H181V201H179ZM189 198H187V200L189 199ZM227 198V197H226ZM10 199V198H9ZM26 199V200H25ZM31 199V198H30ZM90 199H91V201H90ZM100 199H102V198H100ZM151 199V200H150ZM180 199H182V197L180 198ZM197 199V198H196ZM27 200H29V202H27ZM190 201H192L191 199H189ZM211 200V199H210ZM245 200V199H244ZM254 200V199H253ZM260 200V199H259ZM97 201H99V202H101L102 204H97L98 202ZM103 201H105L104 203H103ZM199 201H200V203H199ZM199 201H197L199 204H201V200H199ZM233 201V200H232ZM26 202L28 203V204H26ZM71 202V201H70ZM187 202V201H186ZM189 202V201H188ZM261 202V201H260ZM5 203H6V205H5ZM10 203V204H9ZM30 203V204H29ZM59 203H61V202H59ZM79 203L81 204V205H79ZM95 203V204H94ZM156 206V207H154L153 208V204ZM191 203V202H190ZM190 203H189V205H190ZM193 203V202H192ZM203 203V202H202ZM213 203V202H212ZM255 203H257V201L255 202ZM20 204H22L23 206V208L21 207V205ZM34 204H35V202H34ZM214 204H215V202H214ZM3 205V206H2ZM8 205L10 206L9 207V210L10 211H12L13 213H11V214H8L9 212H8V210L7 209H5V208H7L8 207ZM36 205H38V203H36ZM40 205V204H39ZM38 205V206H39ZM97 205V206H96ZM169 205V206H168ZM174 205H175V201H174ZM188 205V204H187ZM204 206L206 205V206H208L207 204H203ZM202 205V206H203ZM250 205H251V203H250ZM257 205H258V203H257ZM261 205H262V203H261ZM4 206H6V207H4ZM26 206V207H25ZM29 206V207H28ZM87 206V207H86ZM91 206V207H90ZM94 206V207H93ZM152 206V207H151ZM167 206H168V208H167ZM192 206H194L193 204L190 206V207H192ZM202 206H199V207H202ZM260 206V205H259ZM92 209H90V208ZM174 208L176 207V210H175V212L176 211H179L177 208H179V206H173ZM172 207V208H173ZM183 207H182V209H183ZM189 207V206H188ZM187 207V208H188ZM189 207V208H190ZM211 207V206H210ZM22 208V209H21ZM88 208V209H87ZM152 208V209H151ZM173 208V209H174ZM186 208V207H185ZM186 208V209H187ZM193 208V207H192ZM195 208V207H194ZM197 208V207H196ZM235 208H237L236 210H238V207H235ZM241 208V207H240ZM244 208V207H243ZM242 208V209H243ZM247 208V207H246ZM249 208H251L250 206H249ZM257 208V207H256ZM262 208V207H261ZM260 208V209H261ZM263 208H264V205H263ZM263 208L261 209V210H263ZM39 209H41V211H42V214H41V211H39ZM45 209V208H44ZM43 209V210H44ZM67 209V208H66ZM69 209V208H68ZM93 209L95 210H97V211H94L97 215H95V213H93ZM205 208H203V210H204ZM234 209V208H233ZM241 209V210H242ZM259 209V208H258ZM5 210H7V211H5ZM153 210V211H152ZM155 210H157V211H155ZM211 210H212V208H211ZM244 210H245V208H244ZM71 211L74 213H71ZM84 212V214H83V212ZM88 211H90V213L88 212ZM91 211H92V214H91ZM155 211V212H154ZM162 211V212H161ZM172 211H174V210H172ZM171 211V212H172ZM183 211V210H182ZM195 211V210H194ZM198 211V210H197ZM197 211H196V213H197ZM247 211V210H246ZM260 211V210H259ZM258 211V212H259ZM64 212H65V209H64ZM63 211L61 212V213H58V214H56L57 216H59V218L60 219H66V216H64L63 217V215L65 214H67V213H64ZM152 212H154L153 214H155L154 216L152 215ZM163 212H164V214H163ZM170 212V213H171ZM174 212V213H175ZM202 212V211H201ZM258 212H257V214H258ZM43 213H44V217H43ZM63 213V214H62ZM87 213V215H86V217L84 218V219H82L83 218V215H85ZM177 213V212H176ZM175 213V214H176ZM194 213V212H193ZM199 213V212H198ZM204 213V212H203ZM205 213H207V212H205ZM231 213V212H230ZM233 213H236V211L235 212H233ZM245 213V212H244ZM248 213V212H247ZM254 214L256 213V211L255 212H253ZM253 213H252V216H253ZM260 213V212H259ZM264 213V212H263ZM6 214H5V216H6ZM22 214H23V220H22ZM42 215V217L40 218V216ZM48 214V215H47ZM62 214V215H61ZM161 215V216H158V215ZM172 214V213H171ZM189 214H191V212L190 213H188V218L190 219L191 217H193L194 216V214H193V216L191 215V217H189ZM208 214H210V212L208 213ZM226 214V213H225ZM47 215V216H46ZM55 214H52L51 216L53 217V216H56ZM88 215H91V217L90 216H88ZM95 217H94V216ZM173 215V214H172ZM200 215V214H199ZM214 215V214H213ZM227 215H229V214H227ZM235 215H238L237 213L235 214ZM246 215H248L247 217H249V214H246ZM262 216H263V214H261ZM260 215V216H261ZM61 216V217H60ZM169 216H170V214H169ZM178 216V215H177ZM179 216H181V215H179ZM182 216H184V215H182ZM198 216V215H197ZM200 216H202V215H200ZM230 216H232V215H230ZM229 216V217H230ZM240 216H242V215H240ZM257 216V215H256ZM1 218L2 220L5 218ZM14 217V218H15ZM77 217V218H76ZM81 217V218H80ZM157 217H156V219H157ZM174 217V216H173ZM205 217V216H204ZM214 216H212V218H213ZM217 217V216H216ZM215 217V218H216ZM238 217V216H237ZM236 217V218H237ZM243 217V216H242ZM7 218V217H6ZM18 218V219H17ZM39 218H40V220H42L41 222H43V226L42 227H40L41 225H39L40 224V222L38 221L39 220ZM148 218V219H147ZM185 218H187L186 216H185ZM187 218V219H188ZM206 218V217H205ZM225 218V217H224ZM244 218H246V216L244 217ZM244 218H242V219H244ZM251 218V217H250ZM262 218H264V216L262 217ZM60 219H58V220H60ZM77 219H82V220H80L82 223H77L76 224V222H77ZM96 219H98L99 221H97ZM155 218H154V220H156ZM171 219V218H170ZM172 219H174V218H172ZM181 219V218H180ZM184 219V218H183ZM191 219H193V218H191ZM198 219V218H197ZM202 219H204V218H202ZM218 219V218H217ZM220 219V218H219ZM257 219V218H256ZM259 219H261V218H259ZM259 219H257V221H261V220H259ZM2 220H0L2 223H3V221ZM12 220V219H11ZM14 220V219H13ZM45 220V219H44ZM67 220V219H66ZM75 221V223H73V221ZM86 220V221H85ZM145 220L147 221V222H145ZM151 221V222H149V221ZM153 220V222H160V221H162V220H160V221H154ZM186 220V219H185ZM185 220H183V223L185 222ZM206 220L207 221H209L208 220V218H206ZM205 220V221H206ZM214 219H212L211 221H213ZM216 220V219H215ZM223 220V219H222ZM232 220V219H231ZM236 220V219H235ZM238 220V219H237ZM245 220V219H244ZM254 220V219H253ZM197 221V220H196ZM200 221V220H199ZM198 221V222H199ZM219 221V220H218ZM240 220H238V222H239ZM264 220H262L261 222H263ZM1 222H0V225H1ZM16 222V221H15ZM38 222V223H37ZM45 222H46V220H45ZM46 222V223H47ZM78 222H79V220H78ZM145 222V223H144ZM180 222H181V220H180ZM179 222V223H180ZM186 222H187V220H186ZM185 222V223H186ZM213 222H215V221H213ZM213 222L212 223H210V224H213ZM232 222V221H231ZM71 225H73L72 227H70V224ZM87 223V224H88ZM102 223V222H101ZM103 223H102V226L101 225H98V226H96L97 225V223H96V225H95V228L94 227H92L93 229H96L97 227H99V230L97 231V232H99L104 226H103ZM143 223V224H142ZM201 222H199V224H200ZM202 223H203V221H202ZM216 224H217V221L215 222ZM220 223H222V222H220ZM242 223V222H241ZM22 224H23V226H22ZM36 224H38L39 225V227H40V229L37 227V225ZM45 224V225H44ZM52 224H54V225H52ZM60 224V223H59ZM90 224V223H89ZM104 224V225H105ZM142 224V225H141ZM148 224V225H149ZM156 224V223H155ZM178 224V223H177ZM197 222H196V226H197ZM209 224V223H208ZM219 224V223H218ZM240 224V223H239ZM245 224H247V223H245ZM259 224V222H256V224H254V225H258ZM262 226H263V224L264 223H260ZM109 225H108V227H109ZM147 225V226H148ZM151 225V224H150ZM152 225H153V223H152ZM4 226V225H3ZM37 228H36V227ZM49 226V227H50ZM59 226V227H58ZM64 226V227H63ZM88 226V225H87ZM87 226H85V230H87ZM90 226H92V224H90ZM139 226H141L142 228H139ZM186 226H189V224L188 225H186ZM195 225L193 224V227H194ZM196 226H195V228H196ZM212 226V225H211ZM210 226V228H212ZM215 225H213V227H214ZM230 226V225H229ZM239 226V225H238ZM244 226V225H243ZM249 226V225H248ZM248 226H246V227H248ZM251 226H253V224L251 225ZM250 226V227H251ZM259 226V225H258ZM17 227H18V229H20V228H22L23 227V231H22V233H23V237L22 236H20L19 234L20 233H16L15 231H13L14 229L13 228H16L17 229ZM54 227V228H55ZM77 227H78V225H77ZM76 227V228H77ZM89 227V226H88ZM185 227V226H184ZM199 227L201 228V226L200 225H198L197 226V228L199 229ZM207 227H208V225H207ZM230 227H232V226H230ZM241 227V226H240ZM246 227H245V229H246ZM33 228H35V230L33 229ZM91 228V227H90ZM101 228V229H100ZM110 228V227H109ZM187 228V227H186ZM205 228H206V226H205ZM210 228H209V230H210ZM223 228V227H222ZM234 228V227H233ZM235 228H237V227H235ZM239 228V227H238ZM68 229V228H67ZM70 229V230H71ZM105 230H106V228H104ZM103 229V230H104ZM132 229V230H131ZM145 230H146V228H144ZM194 229V228H193ZM193 229H192V231H193ZM198 229H196V230H198ZM214 229H219L218 228V225H217V227L216 228H213V230ZM240 229H243V227L242 228H240ZM239 229V230H240ZM80 230V229H79ZM84 230V231H85ZM136 230H135V232H136ZM138 230H137V232H138ZM230 230H232V229H230ZM235 230V229H234ZM260 230V229H259ZM263 229H261V231H262ZM21 231V230H20ZM58 231H59V229H58ZM68 231H69V229H68ZM68 231H66V232H68ZM76 231H77V233H78V230L76 229ZM140 231H142V230H140ZM221 231V230H220ZM244 231H247V230H244ZM255 231H258V229L257 230H255ZM14 232V233H13ZM19 232V231H18ZM33 233V237L31 238V237H29V233H30V236H31V234ZM65 232V233H66ZM81 232H83V231H81ZM115 232V233H114ZM158 232H160V231H158ZM162 232V231H161ZM183 232H185V231H183ZM189 232H190V230H189ZM193 232H195V231H193ZM192 232V233H193ZM208 232V231H207ZM213 232V231H212ZM211 231H209L208 233H207V235L209 234V235H211V233H212ZM214 232H215V230H214ZM227 232V231H226ZM230 232V231H229ZM250 233H251V231H249ZM263 232V231H262ZM262 232H261V234H262ZM61 233H64V231L63 232H61ZM92 233H93V230H92ZM91 233V234H92ZM95 233V232H94ZM93 233V234H94ZM130 233V234H131ZM188 233V232H187ZM192 233H190V235H192ZM197 233V232H196ZM219 233V232H218ZM232 232H230V234H231ZM236 233V232H235ZM241 233V232H240ZM247 233V232H246ZM256 233H258V232H256ZM69 234H71V233H68V235ZM75 234V233H74ZM101 233H99V234H96L95 233V235L96 236H98V235H100ZM108 234V235H109ZM112 234V235H111ZM140 234V233H139ZM229 234V233H228ZM229 234V235H230ZM234 234V233H233ZM249 234V233H248ZM66 235H67V233H66ZM65 235V237H67V239H68V235L66 236ZM72 235V234H71ZM81 235V234H80ZM89 235H90V233H89ZM153 235V234H152ZM184 235H187V234H183V238H185L184 237ZM209 235H208V237L207 238H209ZM213 235V234H212ZM215 235H219V234H215ZM222 235V234H221ZM220 235V236H221ZM228 235V237L230 238V236ZM232 235V234H231ZM238 235V234H237ZM241 235H243V234H241ZM253 235V234H252ZM258 235H259V233H258ZM257 234H256V236H258ZM70 236V235H69ZM75 236V235H74ZM79 235L77 234L76 236H75V238L76 237H78ZM189 236V235H188ZM195 236V235H194ZM234 236V235H233ZM248 236H250V235H248ZM21 237H22V239H21ZM27 237V238H26ZM85 237V236H84ZM90 237V236H89ZM89 237H86L87 239L86 240H89ZM95 237V236H94ZM94 237H93V239H94ZM124 237H126L125 235H124ZM191 237V236H190ZM211 237V236H210ZM223 237V241L224 242H222V243H225L226 241H225V239L227 240V237H225V239H224V235L222 236ZM232 237V236H231ZM235 237V236H234ZM25 238L26 239H28L29 238V240H25ZM31 238V239H30ZM70 238V237H69ZM72 238H74V237H72ZM74 238V239H75ZM81 238V237H80ZM97 238H99V237H97ZM97 238H95L96 240H99V241H101V245H104V244H102V241L103 240H100V239H97ZM101 238V237H100ZM116 238H119V240H120V238L121 239H123L122 238V236L120 237V236H118V237H116ZM180 238V237H179ZM194 238H196V237H194ZM202 238V237H201ZM200 237L198 238V240L199 239H201ZM204 238V237H203ZM212 238V237H211ZM216 238H217V236H216ZM219 238V237H218ZM236 238V237H235ZM248 238V237H247ZM250 238V237H249ZM256 238V237H255ZM254 238V239H255ZM64 239V238H63ZM67 239H65V241H67ZM84 239V238H83ZM81 240V242H80V239H79V237H78V240H79V242L80 243H83L84 244V240ZM93 240L94 242L96 241V240ZM156 239V238H155ZM158 239V238H157ZM193 239V238H192ZM214 239V238H213ZM244 239V238H243ZM246 239V238H245ZM244 239V240H245ZM21 240V241H20ZM33 240V239H32ZM70 240H73V239H71L70 238ZM70 240H68V242L70 241ZM86 240H85V242H86ZM91 240L92 239H90V241L89 242H91ZM110 240L111 239H109V240H107V241H109L110 242ZM117 240V239H116ZM154 240V239H153ZM160 240V239H159ZM176 240V239H175ZM184 240H186V238L184 239ZM190 240V239H189ZM197 238H196V241H194V239H193V241L196 243L197 241ZM207 240V239H206ZM209 240V239H208ZM212 240V239H211ZM258 240V239H257ZM24 241H25V243H24ZM30 242V244H28V246H27V242ZM39 241V240H38ZM76 241V240H75ZM74 241V242H75ZM83 241V242H82ZM92 241V243L93 244H95V246L97 247V243L99 242V241H97V243H94ZM107 241L105 240V242L107 243ZM112 241H115V240H111V242ZM139 241V240H138ZM137 241V242H138ZM142 241V240H141ZM177 241V240H176ZM181 241V240H180ZM210 241V240H209ZM229 241V240H228ZM246 241V240H245ZM64 241L62 240L61 241V243H63ZM71 242H73V241H71ZM78 242V246H79V249L82 247H84L85 245H83V246H81L80 245V243ZM88 242V241H87ZM108 242V243H109ZM162 242V241H161ZM170 242H172V241H170ZM190 241H186V243H189ZM241 242H242V240H241ZM250 242H252L251 240H250ZM258 242V241H257ZM36 243H38V242H36ZM76 243V242H75ZM100 243V242H99ZM115 243V242H114ZM160 243V242H159ZM183 243V242H182ZM232 243V242H231ZM246 243V242H245ZM256 243V242H255ZM17 244H18V246L20 247V248H22V249H19V248H16V251H15V246H17ZM21 244H23L24 246H20ZM69 244H70V242H69ZM67 242H66V245L67 246H69V247H71L70 245H69ZM73 244V243H72ZM86 244V243H85ZM93 244H91V245H93ZM110 244V243H109ZM111 244H113V242L111 243ZM155 244V243H154ZM157 244V243H156ZM162 244H164V243H162ZM171 244V243H170ZM179 244V243H178ZM184 244V243H183ZM191 244H194V243H191ZM237 244H239V243H237ZM248 244V243H247ZM247 244H245V246L247 245ZM251 244V243H250ZM35 245V244H34ZM62 245V244H61ZM66 245H64L65 247H66ZM87 245V244H86ZM90 245V243H88V250L91 252V248H95L96 249V247L93 245V247L92 246H89ZM100 244H98V246H101ZM132 245H134L133 244V242H132ZM135 245H137L136 243H135ZM134 245V246H135ZM168 245V244H167ZM189 245L190 244H188V245H186V246H188L189 247ZM222 245V244H221ZM229 245V244H228ZM227 245V246H228ZM242 245H243V243H242ZM17 246V247H18ZM63 246V248H65ZM108 246V245H107ZM149 246H151V245H149ZM182 246V245H181ZM193 246V245H192ZM194 246H195V244H194ZM224 246H225V244H224ZM235 246V245H234ZM249 246V245H248ZM14 247V248H13ZM24 247V248H23ZM77 247V246H76ZM105 247H106V244H105ZM148 247V246H147ZM146 247V248H147ZM152 247H154V245L152 246ZM164 247H165V244H164ZM179 247V246H178ZM183 247H185V246H183ZM252 247H254V246H252ZM264 247V246H263ZM14 249V251L13 250H11V249ZM81 248V250H85V251H87L86 249H87V247H84L83 249ZM90 248V249H89ZM99 248V247H98ZM151 248V247H150ZM155 248V247H154ZM194 248V247H193ZM207 248V247H206ZM239 248V247H238ZM237 248V249H238ZM100 249H101V247H100ZM103 249V248H102ZM153 249V248H152ZM157 249V248H156ZM162 249H163V247H162ZM189 249V248H188ZM196 249V248H195ZM222 249V248H221ZM241 249H243V248H240V250ZM248 249H250L251 250V248H248ZM41 250V249H40ZM98 250V249H97ZM96 250V251H97ZM190 250H191V248H190ZM239 249H238V252L240 251ZM263 250V249H262ZM11 251V253H9ZM25 251V252H26ZM94 251V250H93ZM106 251V250H105ZM108 251V250H107ZM106 251V252H107ZM149 251H151V249L149 250ZM219 251H220V249H219ZM242 251H244V250H242ZM256 251V250H255ZM16 252H17V254H16ZM18 252H20V253H18ZM22 252V253H21ZM40 252V251H39ZM98 252V251H97ZM100 252V251H99ZM103 252V251H102ZM102 252H100V253H102ZM106 252H104V253H106ZM109 252V251H108ZM162 252V251H161ZM236 252H237V250H236ZM253 252H254V248H253ZM252 252V253H253ZM220 253V252H219ZM219 253L217 254L218 256H215V257H219ZM16 254V255H15ZM106 254H108V253H106ZM121 254H123L122 252H121ZM143 254H145V252L143 253ZM163 254V253H162ZM162 254H160V255H162ZM190 254V253H189ZM258 254V253H257ZM1 255L2 254H0V257H1ZM10 255V256H9ZM95 255H97L96 253H95ZM116 255V254H115ZM118 255H120V254H118ZM124 255V254H123ZM141 255V254H140ZM139 255V256H140ZM148 255V254H147ZM159 255V254H158ZM165 255V254H164ZM166 255H168V254H166ZM171 255V254H170ZM223 255H226V254H224L223 253ZM247 255V254H246ZM39 256V255H38ZM107 256V255H106ZM108 256L110 257V255L108 254ZM112 256V255H111ZM142 256V255H141ZM156 256V255H155ZM169 256V255H168ZM173 256V255H172ZM175 256H177V254L175 255ZM174 256V257H175ZM221 256L222 255H220V258H221ZM237 256V255H236ZM248 256V255H247ZM257 256V255H256ZM5 257H7V258H5ZM41 257V256H40ZM39 257V258H40ZM55 257H57L58 258V256H55ZM109 257H108V259H105L106 261H104V258H103V260H102V257H99L101 260H102V262L103 263H101L100 262V260L98 261L99 263L98 264H105V262H109L110 260L113 262L112 264H118V262H119V264H120V261L122 260H120V257H119V260H116V259H118V257L117 258H115V257H113L112 256V258H114L115 260H116V262L114 263V260L113 259H111V257H110V260H109ZM122 257V256H121ZM153 257V256H152ZM159 257V256H158ZM178 257H179V255H178ZM226 258H227V256H225ZM246 257V256H245ZM17 258H13V259H11L10 261H9V259L8 260H6V261H8V263L6 262V261H3L1 258H0V263L2 264L3 262H4V264H5V262H6V264H10L9 262H11L12 260H14L15 261V259L17 260ZM45 258H47V256L45 257ZM54 258V257H53ZM52 258V259H53ZM61 258H63V256L62 257H60V258H58V259H60L59 261H61V263L63 262L62 260L63 259H61ZM140 258V257H139ZM144 258H145V256H144ZM149 258V257H148ZM147 258V259H148ZM176 258V257H175ZM175 258H173V260L175 259ZM180 258V257H179ZM219 258V259H220ZM247 258V257H246ZM254 258V257H253ZM43 260H44V258H42ZM41 259V260H42ZM49 259V258H48ZM58 259L56 260V259H54V261L56 260V261H58ZM65 259H67L66 260V262L68 261V258H65L64 257V264H65ZM141 259H143V257L141 258ZM152 259V258H151ZM150 259V260H151ZM170 259H172V258H170ZM211 258H209V263H212L214 260H210ZM215 259V258H214ZM223 259V260H222ZM222 261H220V262H226L227 264H230V263H228L229 262V259L228 260H226V259H224V257H222ZM244 259V258H243ZM252 259V258H251ZM42 260V261H43ZM70 260L71 261H74L73 259H71L70 258ZM69 260V261H70ZM176 260V259H175ZM14 261H12V263L11 264H14ZM39 261V260H38ZM41 261V262H42ZM46 261V260H45ZM50 261H51V259H50ZM67 262L66 264H68V263H72V262ZM111 261H110V263H111ZM140 261V260H139ZM153 261V260H152ZM176 261H178V259L176 260ZM180 261V260H179ZM16 262V261H15ZM17 262H18V260H17ZM30 262V261H29ZM147 262V261H146ZM169 262V261H168ZM200 262V261H199ZM204 263H205V261H203ZM217 263V264H221V263ZM248 262V261H247ZM251 262V261H250ZM264 262V261H263ZM37 263V262H36ZM35 263V264H36ZM136 263H138V262H136ZM156 263V262H155ZM172 263H173V261H172ZM177 263V262H176ZM198 263V262H197ZM201 263V262H200ZM226 263H224V264H226ZM29 264V263H28ZM106 264H108V263H106ZM122 264V263H121ZM124 264H127V263H124ZM145 264V263H144ZM168 264H171V262L170 263H168ZM193 264H194V262H193ZM213 264H215V262L213 263Z\"/></svg>","mask_w":264,"mask_h":264}]
</instances>
